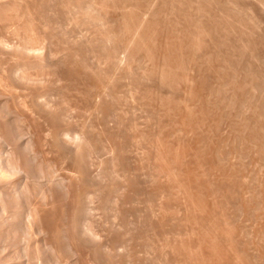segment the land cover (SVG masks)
I'll list each match as a JSON object with an SVG mask.
<instances>
[{
	"label": "rangeland",
	"instance_id": "obj_1",
	"mask_svg": "<svg viewBox=\"0 0 264 264\" xmlns=\"http://www.w3.org/2000/svg\"><path fill=\"white\" fill-rule=\"evenodd\" d=\"M5 1V7H9V11H8V9L6 8L5 9V11H1V13H0V20L2 21L3 19H5V20H3L2 21V24H1V21H0V88L2 89H0V194H2V195H0V264H56L57 263V261H58V264H86L88 261V263L87 264H106V263H108L109 264V262H110V264H139L138 262H140V264H183V261H184V258H185V254H181V256H184V257H181L180 255V258H178L177 256H178V253H177V256H176V254L174 253V255L176 256V258H175V256H173V252H175L174 251V248H172V250H173V252H170V247H171V245L173 246L174 244H176L177 242H173L175 239H179V242L177 243V245H180L179 243H181V241H180V239H183L187 234V236L189 237L190 235H191V230L189 231V229H192L191 228V226L193 225L192 224V222L189 220V222L190 223H188V212L187 211H182L183 213L184 212H186V213H184L186 216L185 217H183V218H186L185 220L184 219H182V215L184 216V214L181 212V211H179V213H178V211L177 210H181V208H182V205H180V204H183V203H181L180 202V199H179V201H177L176 200V198H174L173 200H172V198L171 199H168V200H171L170 202L167 200V202L168 203H172V205L174 204V207L176 208V205L177 204H179L180 206H181V208H180V206H178V208H174L171 204H169L168 206H166V203L167 202H162V205L164 206V204H165V206L164 207H169L170 205H171V208H165L164 209V211H167V209H168V211H169V209L170 210H172L173 208L175 209V212H177L176 214H175V212H174V217H173V213L171 214L170 213V211L169 212H164V213H166V214H164L163 212L161 213H159L158 211H162L163 209H161L162 207H160V205L158 206L157 204V202H154V200H153V198L155 199V201L158 199V202L160 203V201L162 200V199H164V197L163 196H165L164 194L162 195L161 193H166V192H168V191H172L174 188H172V190L170 189H168V191H166V188H167V182L168 181H166V183H164V181H163V176L162 175H160V176H157V174H152V172H154L155 170L154 169H156V168H151V167H153L154 166V164L155 163H153V159H154V157H155V154H156V152H155V150L157 151L158 149H157V147L159 148L161 145L159 144L160 142H165L166 143V141L167 140H161L162 138L163 139H172L171 141L170 140H168L169 142H170V144L172 143V145H173V142H175L177 139L179 140H181V139H183L186 143H193L194 142V140L196 139V136L195 135H197V137H199V140H204V136L207 138V133H211L212 134V136L214 137H216V139H219L220 137H223L224 135V137H223V139L224 138H229V137H231V138H229V142L227 143L226 142V140H228V139H224V141L226 142L225 144H227L226 146H229V147H231V145H232V143H230V142H232L233 141V143H234V141H235V139H236V133H237V136H239L238 134V132H240V134H242V132H243V136H245V134H247V136L249 137V135L248 134H250L249 133V130L248 129H244V125L245 124H243L244 123V121H242L243 123V125L239 122V120H238V122H236L237 121V119L239 118H241V116L242 115H244V116H242V118L240 119V121L241 120H244L245 118H247L248 119V116L249 117H251L253 114H252V112L250 111V109L251 110H254L256 107H258V110H257V112H258V114H261L262 112L264 113V86H262V84L264 85V63H262V62H264V47H262V46H264V9L262 8V7H260L259 5H260V2L258 3V5H257V0H228V3L226 2L227 0H211V2H209L208 0H200V2L201 1H207V2H209V4L211 3V5H209V7H215V6H213L215 3V5H217V4H219L217 7L219 8V9H217V12H218V10H219V12H218V14H220L221 12L220 11H223L224 13H225V11H226V13L224 14V15H226L227 14V10L229 9V10H233V12H234V15L236 16L237 15V13H239V15H242V18H243V16L246 18V19H248V18H251V20L252 21H250V19H249V21H250V23H249V21L247 20L246 21V19H242V18H240L239 20H244L245 21V23H249V25H247V27H246V24H244L243 23V25H244V27L246 28V29H248V30H251V32H252V28H250V27H252L253 25H255V26H253V32L255 31V32H258V33H256L255 35L257 36V34H258V36L257 37H255V36H253L254 35V33L252 32H250L251 33V35H252V37H253V40H255L256 39V43H260L258 46H259V50H257V52L256 53H254L255 55L256 54H258L257 56H255L253 53H249V49H245L246 47L245 46H243V44L241 45L240 43H238L239 41L238 40H240V35L239 36H237L236 34H235V36H237L236 38H238L237 40L235 39V37H234V34H233V37H232V34L230 33L228 36L229 37H227V35H224L223 33H228V32H225L226 30L224 29V28H222V29H224V31L222 32V31H219V29H218V33H214V35L215 34H220V33H222L224 36L223 37H221V35H219L218 37L219 38H222V40H224V42L223 43H225L226 42V39H225V36L229 39V40H227V42L226 43H229L228 41H230V43L229 44H226L227 46H225L224 48H223V43H222V40L221 41H219V38L216 36L215 38H216V40H217V38H218V41H219V43L217 44V48H218V50H217V48H215V45H214V47H213V49L211 48V49H209L208 50V53H209V51L211 52V53H214V54H217V56H219V57H217L216 58V56L213 58V60L214 61H216L217 59V61L218 62H221L220 63V66H221V70H222V72L219 74L218 73V77L220 78V77H222V75H223V73L225 72L226 74H227V72H228V76L227 75H225V73H224V75H225V77H224V75H223V77L224 78H220V80H221V82H222V84H220L221 82H220V80L217 78V76H215L216 78H214V75H213V77H212V73L210 72V74L209 75H211V77L214 79V83L215 84H212V86H211V88L213 89V86L214 85H217V83H219L220 84V86H219V84L217 85V87H215L214 86V90H211L212 91V93H210L211 94V96H210V94H209V91H208V94H206V95H208L209 96V98L211 99V101H210V99L208 100L207 98V100H208V103L209 104H211V102L212 103H217V104H215V105H218V104H220V102H221V107L219 106V109L221 108V110H225V111H221V112H227L228 110V113L230 114V112H231V114H232V117L228 114V118H232V123L234 122V125H236V126H238L239 127V124L238 123H240V126H241V130L239 131H235V130H237V129H235L234 128V126L232 127V124H229V123H231V121L229 122V120L230 119H228L227 118V115L226 114H224V116H226V118H227V122L225 121V117H224V123H225V125L224 124H222L221 125V130H220V132L218 133V131H216V133L214 132L215 130L213 129V128H211V130L209 129L208 130V128H209V125H207L208 126V128H206L205 129V127L206 126H202L201 127V125H200V127L197 129L198 130V133H194V132H191V129H188L186 126V128H184V130H183V127L182 126H184L182 123H181V120L179 119V122H180V124L178 123V120L176 121L175 120V118L178 116L179 117V115H176V117H173L170 113L171 112H166V111H162V110H164L165 108L163 107V106H160L161 104H160V100H159V98H158V100L159 101H155V100H157V97L156 96H153L152 95V97H154V98H156V99H153V101H152V99H151V95H149L150 94V92L153 94L154 92V90H155V92L157 91V92H159V90L162 88L159 84H161V83H159L158 84V82H159V80H158V78L156 77V76H154L153 74L151 75L150 73V77L152 78V76H153V78L154 77H156L157 78V80H156V78H154L152 81H151V79L148 77L149 75H148V71L147 72H144L143 74L145 75V73H146V75H145V79H148V80H146V83L147 82H149V83H147V84H145V82H144V79L142 78V80H143V83L145 84V86L147 85L149 88L150 87H152L151 88V90H148L149 88H147V86H146V89L149 91V97L147 98V93H146V97H145V100L143 101V104H137L136 103V101H134L133 100V95L132 94H130L129 93V89H130V91H131V93L132 92H136V90L137 89H141V90H143L141 87L140 88H138L137 86V89L136 90H134V88H132L134 85V83H133V81H132V79L134 78V76L132 77V79L130 78L131 77V73H135L133 70H135V67L137 68L136 69V72H137V70H138V73H135V74H140V70L139 69H141L142 67H146V65H148L149 66V70H150V65H151V62H148L149 64H147L146 62H145V60L148 58V57H145V54H144V56H143V52H140L141 54H139V53H137V57H139V59H140V61H139V64H137V62H136V60H135V62H134V60H133V63L135 64H137L138 65V67L136 66V64L135 65H133L132 67H133V69H132V71L133 72H131V73H129V74H131L130 76H129V74L128 73H124V77H122L123 75V73L122 72H126V71H121V73H120V71H118V73H120V75H118L119 77H120V80H117L116 82V84H117V86L120 84V85H122L121 87L119 86V87H117V89L119 88V93H118V90H117V93H115V96L114 97H118V96H116V94L118 95V94H121L120 93V91H122V89H123V91H122V94H121V98H120V102H122V103H119V99L118 98H116V100H115V108H114V110H113V115L115 114V113H117L118 111L120 112V110L122 109V111H121V113H120V115L122 114L123 115V117H125V115H124V113L126 112H128L129 111V114L128 115H130V116H128L127 114V116L125 117V120H126V118H127V121L129 120V121H132L133 123H134V121H136V123L137 122H139V117H137V120L135 119V117L136 116H140L139 114L141 113V115H142V117L141 118H144V119H141L140 118V122L139 123H141V120L143 121L142 123H144L145 124V126H144V124L143 125H141V124H139V125H141V126H144V128L145 127H149L150 129L151 128H155L154 129V131H155V133L157 132L156 131V128L158 127V125H157V120H159V122L161 123L162 122V124H160L159 122V124L161 125V127L162 126H164L165 127V125L168 127V129H165L164 128V130H165V132L167 133H165V132H163V130H162V128H160V129H158V132H157V134L159 133V135L160 134H166L167 135V137H169V138H165L164 136H165V134L164 135H162L163 137H161V139H160V136H159V139L161 140H159L158 138H157V134H155L154 132H153V134H155V135H151L150 133L148 134V132L147 131H150L151 133H152V130H150L149 128H146V129H144L143 128V130H145V133L147 134V135H149V137L147 138V136L145 135H143L144 137L142 138V139H144L143 141H148L147 143L149 144V141L151 142L152 141V143L151 144H147L148 145V147L149 146H151L152 144H155V143H157V141L156 140H159L160 142H158L157 144V147L156 148H154V146L151 148V149H149V150H152V152H153V150H154V152H155V154H154V157L152 158L151 156V154L150 153H152L151 151H150V153H148V148L146 147L147 145L145 144L144 145V143H146V141L145 142H143L142 140H141V142H143L142 144L143 145H141V143H140V147H143V149L142 150H144L143 152L144 153H142V150H141V148L139 149L138 147H136V145H138L139 146V144L137 143L136 144V141L137 142H139L138 141V138L136 137H134V136H136V135H134L133 134V132L131 133V131L133 130L134 131V129H132L133 128V123L132 122H129L128 121V123H127V121H124V118L122 117V115H121V118H122V124H124L123 122H125V123H127V124H124V125H121V127L119 126L118 127V125H117V123L116 122H118V121H121V118H118V119H120V120H118V121H116L115 122V120L114 121H112L111 122V120H110V118H107V119H105V117L103 118L102 117V115L100 114V113H97V115H99V116H97V120H96V117L95 116H89L88 114L90 113H87L89 110H88V108H86L87 107V105H86V100H85V98L83 99V97H86L85 95H87V94H85L86 93V91H85V89L86 88H84V87H86V86H88L89 87V84L88 85H86L84 82H88V81H85L86 80V78L81 74V72H79V71H84L83 70V68H82V70L80 69L78 72L75 70L76 68H78L79 69V67H81L80 65H81V63H82V65H83V63H84V67H85V65H90L91 67L93 66L94 67V63H92V61L94 60V58L95 57H93V55L95 56V54L96 53H94V52H97V53H102V54H100L98 57L99 58H105V59H103L102 60V62L103 61H105L106 59H107V54H109V52L111 51V50H108L109 48H111V49H113V48H115L116 49V47L118 48V50L120 51V48H121V46L123 45V44H125L126 43V41H127V37H129V38H131V35H129V34H131L130 33V31L128 30V29H126L127 27H126V25H127V22L129 23V21H126V22H124L125 20H127L128 18L127 17H129V16H127L126 14H127V12H128V8H130V7H132V6H130V5H133V4H131L133 1L135 2V0H133V1H129V0H126V2L128 3H130L129 4V6H127L126 4V2H125V0H123L124 1V3H126L124 6L126 7H128V8H126V9H124L123 10V12L121 11V13H123V16L121 15V13L119 12V9L118 8H120L121 6H116V8L115 9H117L116 11L118 12V14H115V13H117L116 11H115V9H114V7H113V9L111 10V11H113V16L115 17L114 19L115 20H112L113 18V16L111 15V18L112 19H110V20H108V18H107V16H110V14H112V12L110 11V13L107 15V16H104L106 13L104 12V14H102L103 13V11H102V13L101 12H99V14L101 13L102 14V16H104L105 17V19H103L102 18V16L101 15H99L98 13H96V12H98L97 10H96V8H97V6L98 5H100V4H98L99 2H95L96 4H97V6L95 5L94 6V2L92 1V0H89V1H92V3L90 2V4H88L89 3V1H88V3L86 2V0H85V2H86V4H85V2H82V3H84V10H86V11H84L83 10V7H81L82 8V10L85 12H83V11H81L80 12V10L78 11L77 9L79 8V7H74L75 5H77L76 4V1L77 0H69V4H72L73 5V3L75 4L74 6H72V5H69V4H67V6H66V3H68V1L65 3V4H60V3H62L64 0H61L62 2H60V0H50V2H53V4L51 3V4H49L48 3V1H47V3H45L44 2V0H43V2L45 3H43L45 6H46V4H47V7H48V5L49 6H51V7H48V8H46V7H44V6H42V7H44L46 10H47V12L49 11V13H47V12H45V10H44V8H43V10L41 9H39L40 11H38L39 12V14H42V13H40V12H43V17H42V15L40 16V15H37L36 17H38L39 19L36 21V24H39V25H41L42 23L43 24H45V26H43L42 28L40 27H38V26H36L37 27V29H36V27H35V29H31L30 27H28V26H25V25H30V23H28V24H26L27 23V21L29 20V18H27V16H26V18L24 17L23 18V16H24V12H25V10H24V8H26V4L27 3H29V5H30V7L32 6L31 4H30V2L32 3V2H35V1H37V0H26L25 1V3H24V1H21V3H22V6H21V3L19 2V4L20 5H17V6H21V7H17V8H19V14L17 13V11H18V9H17V11H13L14 10V8H13V0L11 1L12 2V4H8L7 3V5H6V1L8 2V0H4ZM10 1V0H9ZM29 1V2H28ZM46 1V0H45ZM70 1H72L71 3H70ZM78 1H80V0H78ZM78 1H77V3H78ZM97 1H100V0H97ZM115 1H117V3L119 4L120 2H118V0H115ZM119 1H121V0H119ZM122 1V2H123ZM139 0H136V4H137V6L140 8L143 4H141L140 5V1L138 2ZM141 1H143V0H141ZM144 1H146V0H144ZM143 1V2H144ZM149 1V3H150V1L152 2V5L153 6H151V3L150 4H144L146 7V10L144 11L143 9H138V7L136 6V4H135V6L133 5V7H134V9H132V8H130L131 10H130V13L128 12V15H130L131 14V12H133V10H134V12L136 13V12H138V15H140L139 13H143L142 14V17H143V15L145 14L146 15V13H147V19H159V18H157L159 15L162 17V18H160V20H156V23H157V25H158V29H162V31H164V30H166V32H173V31H171V28H172V26L174 25L173 23H175V25L173 26V28L172 29H174V27L176 28V29H181V27L182 26H184V23L182 24V23H180V24H176L177 22H175V20H174V18L176 17V15L177 14H179L180 12H181V6H179L178 7V5H181V4H183V8H182V11L185 13V16L187 15L188 16V13L190 12L191 14H192V16L191 15H189L188 17H190L191 16V18L192 19H194L195 18V20L196 21H198L197 22V24L198 23H200L199 21H201L202 22V19H204L205 18V13L208 15H210L211 16V14H212V16L214 15V18H216V17H218L217 19L219 20V18L221 17V15H222V17H223V14H221L220 16H218V14H217V16L215 15L216 13L214 12V11H212L211 10V12H208L207 11V9H204V10H202L201 9V7H200V5L202 4V2H201V4L199 3V1L198 0H196L197 1V3H199V4H197L196 2H193V1H195V0H191L190 2V5L188 6V4H186L187 2L189 3V0H183V1H185L184 3L187 5H185V8H184V3H183V1L182 0H173V2L171 1V0H166V2H165V0H156L157 2H159L158 3V5L156 4V1H155V3H153L154 1L153 0H148ZM160 1H163V3H160ZM175 1V2H174ZM178 1V3L176 4V2ZM233 1H235V3L233 2ZM240 1V2H239ZM264 1V0H263ZM0 5H3L2 3H4V2H2V0H0ZM15 2H17L16 0H15ZM37 2H39V1H37ZM41 3H42V1H40ZM39 2V3H40ZM57 2V3H56ZM110 2V1H109ZM122 2L119 4V5H122L123 6V4H122ZM147 2V1H146ZM145 2V3H146ZM169 2H171V3H169ZM207 2H203L204 4H202V5H206V3ZM224 2H226V3H224ZM236 2H238L239 4H236ZM10 3V2H9ZM36 3V2H35ZM35 3H33L34 5H35ZM56 3V4H55ZM59 3V5H61L60 7H62L63 5H65V9H63V10H66L67 8H69V6L72 8V9H70L71 10V12H70V14H71V16L72 17H74V16H76L75 15V13L77 14V13H83V14H87V10H88V13L89 12H92V14H93V11H91V10H96V12H94V14L95 15H93V16H91V14L89 15V14H87L88 16H85V15H82V16H80L81 14H79V16H77V18L79 19L80 17V19H79V21H77V22H82L81 23V25H80V23L78 24L77 22H75L74 24L76 25V27L74 26V24L72 23L71 24V22H74L75 20H76V17H74V21H72L71 19H69V18H71L70 16H67V14L69 15V13H66V11H65V13H66V15H65V13H63V15L65 16H62L63 18H66V17H68L67 19H68V21H67V19H64L63 21H59V22H61V25H60V23L59 22H55L54 20H56L57 18H61V19H63L62 17H59V16H61V14L62 13H60L59 11H61L60 10V7H58V4ZM64 3V2H63ZM142 3V2H141ZM148 3V2H147ZM213 3V4H212ZM229 3H230V5H229ZM232 3V4H231ZM42 4V5H43ZM160 4H164L166 7H167V5H169L167 8L164 6H162V5H160ZM167 4V5H166ZM173 4H176V8L178 7V8H180L179 10L178 9H176L175 8V6L173 5ZM225 5V7H224V5ZM29 5L27 6V7H29ZM38 5V4H37ZM37 5H35V6H37ZM40 5V4H39ZM57 5V8H59V11H58V9L55 7ZM143 5V6H144ZM150 5V6H149ZM156 5H157V7H156ZM221 5H222V7H221ZM226 5H227V8H226ZM228 5H229V7H228ZM237 5V6H236ZM255 5H257V6H259L260 8H258L257 6L255 7ZM4 6V5H3ZM57 9V11H56V9L54 8V7ZM95 7V9H91L90 10V8L89 9H86V7ZM124 6L122 7V8H124ZM142 6V7H143ZM150 7V8H148V7ZM161 6H162V8H163V10H161L162 8H161ZM173 6V8H171ZM197 6H198V8H197ZM220 6V7H219ZM230 6H231V8H230ZM243 6V7H242ZM252 6V7H251ZM261 6H263L264 7V2H262V4H261ZM5 7H2V6H0V8H5ZM24 7V8H23ZM40 7V6H39ZM93 7V8H94ZM101 7V6H100ZM99 7V9H100V11L103 9L102 7L100 8ZM118 7V8H117ZM135 7H137V9H138V11L136 10L135 11ZM170 7V8H169ZM208 7V8H209ZM234 7H235V9H234ZM257 8V9H255V8ZM22 8V9H21ZM41 8V7H40ZM49 8L50 9H52V8H54L53 10L54 11H52L51 12V10H49ZM62 8H64V7H62ZM61 8V9H62ZM75 8V9H74ZM121 8V9H122ZM144 8V7H143ZM152 8V9H151ZM158 8H161L160 10L158 9ZM166 8V11L164 10ZM198 9L199 11H197L196 12V10H194L193 11V9ZM200 8V9H199ZM224 9V10H220V9ZM237 8V9H236ZM253 8V9H252ZM16 9V8H15ZM98 9V10H99ZM120 9V10H121ZM155 9H156V11H155ZM158 9V10H157ZM167 9L169 10V12H167ZM213 9V8H212ZM226 9V10H225ZM263 9V10H262ZM4 10V9H3ZM6 10L8 11L7 12V14L6 13H4V12H6ZM77 10V11H76ZM190 10V11H189ZM215 10V9H214ZM236 10H238V12L236 11ZM76 11V12H75ZM146 11H148V12H146ZM161 11H165L164 13L167 15V17L168 18H166V15H164V14H162L161 13ZM177 11H180V12H177ZM187 11H188V13H187ZM205 11H207V12H205ZM235 11L237 12L236 14H235ZM244 11V12H243ZM247 11V12H246ZM12 12H14V14H12ZM23 12V13H22ZM55 12V15L53 14ZM67 12H69V9L67 10ZM133 12V13H134ZM144 12H146V13H144ZM149 12H151V14H149ZM154 12V14H152ZM157 12V13H156ZM160 12V13H159ZM222 12V13H223ZM229 12H231V11H229ZM233 12H232V14H233ZM242 12V13H241ZM262 12H263V14H262ZM11 13V14H10ZM48 14V16L47 15H45L44 16V14ZM54 15V17L53 16H51L52 14ZM60 13V14H59ZM74 13V14H73ZM159 13V14H158ZM167 13H169V16H168V14ZM170 13H174L173 15H175L174 16V18H173V15H171L172 16V18H170L169 19V17H171L170 16ZM184 13H182V14H184ZM189 13V14H190ZM204 13V14H203ZM211 13V14H210ZM213 13H215V14H213ZM241 13V14H240ZM21 14H23V16L21 15ZM98 14V15H97ZM137 14V13H136ZM155 14H157V15H155ZM228 14H230V13H228ZM249 14V15H248ZM6 16V18H5V16ZM9 15H12V16H9ZM13 15H15V16H17V15H19V16H17V18L15 17L14 18V20L12 21V17H14ZM25 15H27V14H25ZM74 15V16H73ZM124 15H126V16H124ZM145 15H144V18H145ZM151 15V16H150ZM164 15V16H163ZM180 15V14H179ZM179 15H177L178 17H177V21L179 22V20H178V18H179ZM198 15H200V16H198ZM201 15H203V16H201ZM207 15H206V17H207ZM233 15V16H234ZM246 15V16H245ZM252 15H255V16H252ZM49 16H51L50 18H49ZM56 16V17H55ZM58 16V17H57ZM83 16H85V17H83ZM97 16V17H96ZM151 18H150V17ZM159 16V17H160ZM182 16V18H181V20H184L183 19V17H185V16H183V15H181ZM210 16H208V17H210ZM216 16V17H215ZM2 17V18H1ZM7 17H9V19L7 18ZM28 17H30V15L28 16ZM41 17H42V19H41ZM53 17V18H52ZM91 17V18H90ZM94 17V18H93ZM124 17H125V19H124ZM140 18H141V16H139ZM201 18V20H198V19H200ZM204 17V18H203ZM207 17V18H208ZM221 17V18H222ZM241 17V16H240ZM43 18H44V20H43ZM83 18V19H82ZM103 20H102V19ZM127 18V19H126ZM143 18V19H144ZM212 19V21H214L213 20V17H211ZM238 18L239 17H237L236 19L238 20ZM260 18H261V20H260ZM21 19V20H20ZM25 19H27V20H25ZM37 19V18H36ZM40 19H41V22H40ZM51 19V20H50ZM100 19L102 20V22L100 21ZM118 21H117V20ZM120 19V20H119ZM166 19H168L167 21V23H169V24H167V23H165V21H166ZM180 19V18H179ZM208 19H210V18H208ZM217 19H215V20H217ZM256 19L258 20L257 21V24H255L256 23ZM15 20L18 22H15ZM23 20H25L26 21V23L24 24V22L25 21H23ZM57 20H59V19H57ZM69 20H71V21H69ZM83 20V21H82ZM98 20V22H96ZM124 20V21H123ZM129 20V19H128ZM146 20V19H145ZM161 20H163L164 21V23H165V26H163L162 24H164L163 22L161 23ZM174 20V21H173ZM194 20V21H195ZM221 21H222V19H220ZM253 20L255 21L254 23H253ZM4 21H6V22H4ZM12 21V22H11ZM20 21H22V22H20ZM40 23H39V22ZM53 21V22H52ZM85 21H86V24H85ZM95 21V22H94ZM100 21V22H99ZM115 21L116 22H119V25H121V27H119L118 26V24L116 23V25H114L115 24ZM160 21V22H159ZM195 21V22H196ZM203 21H206V18L203 20ZM220 21V22H221ZM259 21H261V23L259 22ZM21 24H20V23ZM28 22H30V20L28 21ZM49 22V27L47 26L48 23ZM63 22V23H62ZM66 22H67V24H66ZM88 22V23H87ZM92 22V23H91ZM122 22V23H121ZM181 22V21H180ZM182 22H184V21H182ZM215 23H216V21H214ZM217 22H219V21H217ZM243 22V21H242ZM252 22V23H251ZM4 23V24H3ZM53 23V24H52ZM59 25V26H57V24ZM102 23L104 24V25H102ZM123 23H126V24H123ZM161 23V24H160ZM12 24V25H11ZM18 24H20V26L18 25ZM62 24L64 25V24H66L67 26H68V28H70V29H67L66 27V25H64V26H62ZM88 24V25H87ZM93 24H94V26H93ZM99 24V25H98ZM171 24V25H170ZM217 24V23H216ZM252 26H251V25ZM4 25V26H3ZM17 26L16 28H17V30L18 29H20L19 27H21V26H23L22 27V31H21V29L20 30H18V31H20V32H18L17 30H16V28L14 29L13 27H15V26ZM51 25L53 26V27H51ZM70 25H72V27L70 26ZM79 25V26H78ZM85 25V26H84ZM110 25H112V26H110ZM114 25V26H113ZM123 25H125V26H123ZM161 25L165 28L166 27V29H164L163 27L161 28ZM169 25V26H171V27H169L170 29L168 30V28H167V26ZM177 25V26H176ZM256 25H258V26H256ZM12 26V27H11ZM61 26V27H60ZM66 26V27H65ZM70 26V27H69ZM74 26V27H73ZM88 26V27H87ZM90 26V27H89ZM92 26V27H91ZM98 27V28H96V27ZM103 26V27H102ZM109 26V27H108ZM179 26V27H178ZM8 27V28H7ZM26 27H28V28H26ZM47 27L49 28V29H51L52 31H57V35L58 34H61V38L64 40L65 38L66 39H68L67 41H63V42H66V45H67V48H69L70 49V47L72 48V46L74 45V42H76L75 43V45L74 46H76L77 47V45H78V47L77 48H79V46L80 47H82L81 49H80V51H79V49H78V51L80 52H77L75 49H77V48H75L74 47V51H75V53L74 52H72V51H70L69 53H67V51L66 50H64V52L65 53H67L68 55H67V57L68 58H65L64 59V52L62 51V49L64 48V47H66V45L63 43H61L60 44V37L58 38V39H56L57 37V35L55 34V32L54 33H52L53 35L55 34L56 36V38L54 37V39H56V41L57 42H59V46H57L58 45V43L57 42H53V41H55V40H53L52 38H53V36H51L50 37V39L48 40V39H46V36L45 37H41L40 36V39L42 40V41H40V40H38L37 38H38V36H39V33H41L40 35H43V33H44V35L46 34V31H47ZM64 27V28H63ZM83 27V28H82ZM94 27V28H93ZM100 27V28H99ZM222 27V26H221ZM220 27V28H221ZM23 28H25V29H27V32L28 31H30V34H31V31L33 32V30H36V31H38V33L37 32H34V33H32V35H28L24 30H23ZM31 30H30V29ZM79 30H78V29ZM96 28V29H95ZM102 28V29H101ZM104 28H105V30H107V31H105L104 30ZM119 28H120V30H119ZM123 28H125L126 30H123ZM184 28V27H183ZM182 28V31H184V29ZM255 28H257V29H255ZM42 29H44V31H41ZM46 29V30H45ZM72 29V30H71ZM74 29V30H73ZM112 29V30H111ZM117 29V30H116ZM175 29V30H176ZM221 29V30H222ZM11 30V31H10ZM98 30V31H97ZM114 30V31H113ZM129 31V32H127V34L126 33H124L125 31ZM191 30V29H190ZM258 30V31H257ZM16 31V32H15ZM24 31V32H23ZM51 31V32H52ZM102 32V34H103V36H104V39H103V37H102V34H101V32ZM117 31H118V33H121V31H123V33L121 34V37L120 38H124L125 36H123V35H126V41L125 40H123V38L121 39V42H120V39H119V36H120V34L118 35V33H117ZM176 31H178V30H176ZM181 31V30H180ZM180 31H178L180 34H186L185 32H187V34H189V36L191 37H189L190 39H192V37H194L193 35H191L190 34V32L188 31V29H186L185 28V31H184V33L182 32H180ZM192 31V30H191ZM18 32V33H17ZM43 32V33H42ZM109 32V33H108ZM189 32V33H188ZM24 33V34H23ZM25 33L27 34V35H25ZM35 33H37V35L38 36H36V37H33V35L35 34ZM63 33V34H62ZM94 33H97L98 35H99V33L101 34V37H100V35L98 36L97 34H93ZM170 33V34H171ZM50 34V33H49ZM170 34H165V31H164V36L166 35L167 37H168V35H170ZM186 34V35H187ZM43 35V36H44ZM81 35V36H80ZM128 35V36H127ZM172 35H173V37L175 38L176 36H179V34L176 32V34H175V31L172 33ZM185 35V37H187ZM214 35H213V38H214ZM250 35V34H249ZM263 35V36H262ZM26 36V37H25ZM50 36V35H49ZM68 36V37H67ZM69 36L71 37L70 39L73 41V40H76V41H74L73 42V44H71L72 42L70 41V39H69ZM86 36H88L87 38H86ZM109 36V37H108ZM113 37L114 36V40L116 41L117 40V42H118V44L116 43V45H115V43H114V40L112 39V38H110V37ZM165 36V37H166ZM245 36V35H244ZM261 37L262 36V41H263V44H261V39L259 40L258 39V37ZM83 37V38H82ZM170 37V36H169ZM255 37V38H254ZM259 37V38H260ZM42 38H44L45 40H43ZM49 38V37H48ZM84 38H86V39H84ZM99 38V39H98ZM103 40H102V39ZM188 38V37H187ZM188 38V40H190ZM234 38V40H232ZM245 38V37H244ZM22 39V40H21ZM27 39H30V40H27ZM62 39H61V41H62ZM65 39V40H66ZM79 39V40H78ZM83 39V40H82ZM91 39V41L89 42L88 40H90ZM172 39V38H171ZM27 40V41H26ZM46 40H48V41H51L52 40V42H49V45H48V43H46L47 41ZM94 40V42L92 43V41ZM102 40V41H101ZM107 40V41H106ZM123 40V41H122ZM129 40V39H128ZM12 41V42H11ZM14 41V42H13ZM16 41V42H15ZM28 41H30V43H31V41L37 46L38 45V47H39V49L40 50H31L33 47V49H35V46H32V48H31V45H34V44H29L30 45V50H29V52L33 55V56H31V54H29V53H27L28 51H26V48H29V47H26V46H29V45H26V43L28 44ZM78 41V42H77ZM84 41V42H83ZM191 41V40H190ZM258 41V42H257ZM21 42V43H20ZM22 42H24V44L22 43ZM88 42V44H85V43H87ZM95 42H98L99 44H95ZM222 43V45H220L221 43ZM232 42H234V43H232ZM53 43V44H52ZM57 43V44H56ZM69 43H70V45H69ZM78 43V44H77ZM89 43H92V45L91 44H89ZM106 43V44H105ZM122 45H121V44ZM1 44H4V45H1ZM16 44V45H15ZM20 44V45H19ZM22 44V45H21ZM44 44V45H43ZM50 44H51V46H50ZM77 44V45H76ZM93 44H95V46H93ZM111 44L113 45V46H111ZM239 44L240 46H238L237 47V45ZM10 45H11V47H13V48H11L10 47ZM13 45V46H12ZM64 47H63V46ZM70 47H69V46ZM104 45H106V46H104ZM218 45L219 46H221L222 48L220 49V47H218ZM225 45V44H224ZM234 47H233V46ZM260 45H261V47H260ZM3 46V47H2ZM6 46V47H5ZM15 46V47H14ZM16 46H19L18 48H16ZM23 46H24V50L23 51H25V54L24 53H22L23 51H21L19 48H23ZM43 46V47H42ZM86 46V47H85ZM90 47V46H92V47H90L89 49L92 51V49L91 48H96V50L94 51V49H93V54H92V52L90 53V50L88 51V47ZM110 46V47H109ZM241 46H243L242 48H244V49H242L241 48ZM37 47V48H38ZM62 47V48H61ZM84 47V48H83ZM123 47V46H122ZM12 49V51H11V49ZM15 48H16V50L17 51H15ZM21 48V49H22ZM55 49L57 52H59L60 50L63 52V54H61L62 52H60V53H56V52H54V51H52L51 49ZM230 48H232L231 50H230ZM237 48V49H236ZM2 49H6L7 50V52H6V50H2ZM66 49V48H65ZM68 49V50H69ZM99 49V51H97ZM217 50V53L216 52H214V51H216ZM227 49V50H226ZM239 49V50H238ZM240 49H242V50H240ZM21 52H20V51ZM42 50V51H41ZM50 50L52 51L51 53H50ZM70 50H72V49H70ZM102 50V51H101ZM121 50H123V48H121ZM225 50V51H224ZM230 50V51H229ZM237 50H238V52L240 53H238L237 52ZM246 50H249L248 51V53L246 54V52H244V51ZM14 51V52H13ZM44 51V52H43ZM49 51V52H48ZM83 51V52H82ZM85 51V52H84ZM104 51H106V52H104ZM118 51V52H119ZM202 51V50H201ZM213 51V52H212ZM219 51V52H218ZM226 51H227V53H226ZM229 51V52H228ZM244 52V54H243V52ZM261 53H260V52ZM41 52H43V55H44V58H42V53ZM54 52V54L57 56H55L54 57V54H52ZM73 54H72V53ZM77 52V53H76ZM122 51H120L119 52V55H121L120 53H121ZM197 52V51H196ZM195 52V53H196ZM203 52V51H202ZM242 52V53H241ZM259 52V53H258ZM11 53V54H10ZM13 53V54H12ZM35 53H37V54H35ZM78 53H79V55H78ZM85 53V54H84ZM106 53V55H104ZM198 53V52H197ZM199 55L198 54H196V56L195 57H203L204 55H203V53H202V55L203 56H201V52L199 51ZM223 53H225L224 55H223ZM38 54H40V55H38ZM46 54V55H45ZM50 54V55H49ZM52 54V55H51ZM58 54H61V55H58ZM77 54V55H76ZM83 54V55H82ZM214 54L212 55V54H210L211 56H214ZM227 54V55H226ZM232 54V55H231ZM237 54V55H236ZM239 54V55H238ZM250 54L253 56L254 55V57H252V56H250ZM260 54H263V55H260ZM7 55H9V56H7ZM19 57H17V56ZM24 55V56H23ZM70 55H72V56H70ZM82 55V56H81ZM92 55V56H91ZM102 55H104V57H102ZM118 55V58L120 57ZM136 55V54H135ZM133 56V58H135L136 56ZM195 55V54H194ZM208 55V54H207ZM222 55V56H221ZM226 55V56H225ZM231 55V56H230ZM241 55V56H240ZM248 55V56H247ZM6 56V57H5ZM15 56V57H14ZM63 57L62 59H61V57ZM90 56V57H89ZM141 56H143L144 58H142ZM233 56H234V58H233ZM235 56H237V57H235ZM260 56V57H259ZM263 56V57H262ZM5 57V58H4ZM12 57V58H11ZM29 57V58H28ZM71 57H73V58H71ZM76 57V58H75ZM77 57H79L78 59H77ZM80 57H81V61H80ZM84 57V58H83ZM136 57V58H137ZM242 57L244 58V59H242ZM251 57H252V59H251ZM75 58V59H74ZM89 58V59H88ZM93 58V59H92ZM145 59L143 62L141 61L142 59ZM221 58V59H220ZM223 58H224V60H223ZM230 58H232V59H230ZM237 58V59H236ZM248 58H250V59H248ZM259 58V59H258ZM262 58V59H261ZM7 59V60H6ZM17 59V60H16ZM44 61H43V60ZM67 59V60H66ZM73 59V60H72ZM85 59H87V60H85ZM97 59V60H96ZM138 59V60H139ZM203 59V58H202ZM205 59H206V57L204 56V60H203V62H202V60H201V58H199V67H200V65L201 64H203L204 63V61H205ZM230 61H229V60ZM237 61V62H234L235 60ZM239 59V60H238ZM75 60V61H74ZM90 60V61H89ZM96 60V61H95ZM95 60L93 61V62H95V66H97L98 64H96L97 63V61L99 62V60H98V58L96 57L95 58ZM149 60V59H148ZM148 60H146V61H148ZM223 60V61H222ZM228 60V61H227ZM259 60V61H258ZM3 63H2V62ZM20 61V62H19ZM29 61V62H28ZM38 61V62H37ZM51 61V62H50ZM66 61L68 62V63H66ZM74 61V63H72ZM78 61H80V65H77L78 64ZM150 61V60H149ZM217 61H216V64H217V66H219L218 64L219 63H217ZM240 61V62H239ZM258 63H257V62ZM5 62V63H4ZM12 62V63H11ZM32 62V63H31ZM36 64H35V63ZM59 62V63H58ZM70 62V63H69ZM144 62L146 63L145 64V66H143L144 65ZM202 62V63H201ZM226 62V63H225ZM230 62H231V64H230ZM234 62V63H233ZM239 62V63H238ZM21 63V64H20ZM29 63L31 64L30 66L31 67H29L28 65H29ZM48 63V64H47ZM64 63V64H63ZM76 63V64H75ZM90 63V64H89ZM91 63H92V65H91ZM132 63V64H133ZM141 63H143V65L141 66ZM242 63V64H241ZM251 63V64H250ZM46 64V65H45ZM74 64V65H73ZM206 63H204L203 65H201V66H203L204 67V69L203 70H208V68H206V66H204ZM221 64H223V65H221ZM227 64H229V65H227ZM235 64V65H234ZM237 64V65H236ZM245 64V65H244ZM250 64V65H249ZM4 65V66H3ZM22 65H23V67H22ZM43 65V66H42ZM224 65H225V67H224ZM241 65V66H240ZM253 67H252V66ZM3 66V67H2ZM50 66V67H49ZM52 66V67H51ZM65 66V67H64ZM72 66V67H71ZM82 66V67H83ZM101 66H107V68L109 67L110 68V70H111V68H112V65H111V67H110V64L108 63L107 65L105 64V65H101ZM135 66V67H134ZM139 66L141 67V68H139ZM226 66H229V69H228V67H226ZM239 67V68H237V67ZM243 66V67H242ZM64 67V68H63ZM75 68L74 70L73 69H71V68ZM251 67V68H250ZM255 67V68H254ZM258 67H261V68H258ZM4 68V69H3ZM12 68V69H11ZM22 69L23 71H26V70H28L27 71V73H26V75H25V73H24V75H25V77H24V75H20V74H23V71L22 70H20V69ZM28 68V69H27ZM51 68V69H50ZM69 68V69H68ZM87 68V67H86ZM96 68H98V67H96ZM115 68V69H114ZM236 68V69H235ZM240 68H244V69H240ZM247 68H248V70H247ZM2 69V70H1ZM25 69V70H24ZM54 69V70H53ZM68 70V73H66V70ZM73 71V73L75 74V75H71V74H73L72 73V71ZM85 69V68H84ZM148 68H144V69H142L143 71H145V70H147ZM230 70V72L228 71V70ZM254 70V72H253V70ZM12 70V71H11ZM17 70V73H15L14 71H16ZM20 70V71H19ZM31 70V71H30ZM71 72H70V71ZM105 70H107V72H109L110 73V70H108V69H105ZM112 70H115V74H116V66H114L113 67V69ZM111 70V71H112ZM202 70V71H203ZM220 70V71H221ZM224 70V71H223ZM247 70V71H246ZM9 71V72H8ZM41 71V72H40ZM52 71V72H51ZM140 71V72H139ZM142 71V72H143ZM232 71H234V72H232ZM242 71V72H241ZM250 73H249V72ZM260 71V72H259ZM262 71V72H261ZM31 73V75H30V73ZM46 72V73H45ZM54 72V73H53ZM56 72V73H55ZM85 72V71H84ZM208 72L209 71H206V74H208ZM237 72H239V73H237ZM241 72V73H240ZM6 73V74H5ZM9 73V74H8ZM13 75H12V74ZM20 73V74H19ZM32 73H33V76H35V77H33L32 76ZM40 73H41V75H40ZM113 72H111L110 74H112ZM232 73V74H231ZM235 73V74H234ZM243 73V74H242ZM246 73V74H245ZM252 73V74H251ZM258 73H260L258 76L256 75V74H258ZM5 74V75H4ZM15 74H17V76H15ZM30 76H32V77H30ZM43 74V75H42ZM142 74V73H141ZM142 74V75H143ZM239 74V75H238ZM247 74H249V75H247ZM78 77H77V76ZM134 75V74H133ZM137 75H135L136 77H137ZM141 75V76H142ZM143 75V76H144ZM231 75V76H230ZM235 75H238V76H236L235 77ZM243 75L245 76H247V77H243ZM253 75V76H252ZM260 75H262V76H260ZM20 78H19V77ZM27 76V77H26ZM30 78H29V77ZM44 76V77H43ZM47 76H48V79H47ZM79 76L80 77H82V78H80L79 79ZM127 76H129V77H127ZM139 76V75H138ZM233 76V77H232ZM241 78H240V77ZM256 76V77H255ZM12 77H14V78H12ZM16 77V78H15ZM45 77H46V79H45ZM119 77H118V79H119ZM146 77H148V78H146ZM210 77V78H211ZM242 77H243V79H242ZM260 77V78H259ZM262 77V78H261ZM11 78V79H10ZM24 78V80L25 79H30L31 80V78H33L32 80H34V81H31V82H29V80H26V81H24V80H21V79H23ZM51 79V82L49 81L50 79ZM73 78H75V80H73ZM85 80H84V79ZM104 78V77H103ZM121 78H123V79H121ZM125 78V79H124ZM127 78V79H126ZM130 78V80L132 81V82H130V85L132 86H130L129 87V79ZM211 78V79H212ZM226 78V79H225ZM228 78H230V79H228ZM246 78V79H245ZM254 79V81H253V79ZM258 78V79H257ZM20 80V81H17V80ZM39 79L40 80H42L41 82L39 81ZM219 80V82L218 81H216V80ZM232 79H234L235 81H236V83H235V81L234 80H232ZM237 79L238 80H240V82H241V84H240V82L238 83V81H237ZM256 79V80H255ZM261 79V80H260ZM10 80V81H9ZM13 80H15L16 82H14ZM35 80H36V82H35ZM68 80V81H67ZM72 80H73V83H72ZM80 80V81H79ZM82 80V81H81ZM125 80H127V81H125ZM244 80V81H243ZM258 80V81H257ZM1 81H3V83L1 82ZM57 81V82H56ZM75 81H78V82H76V83H74ZM103 81V83H104V81H105V83L104 84H106V78H105V80L103 79L102 80ZM120 81V82H119ZM121 81H122V83H121ZM151 81V82H150ZM156 81H157V83H156ZM223 81H225V82H223ZM228 83H227V82ZM230 81H232L231 83H232V85L230 84ZM242 81L244 82V83H246V84H242ZM247 81L249 82L248 84H250V85H247ZM260 81V82H259ZM263 81V82H262ZM6 82L8 83V86H7V84H6ZM11 82V83H10ZM13 82H14V84H13ZM18 82V83H17ZM33 82V83H32ZM64 82H66V83H64ZM68 82H70V83H68ZM82 82V83H81ZM128 84H127V83ZM253 82V83H252ZM256 82V83H255ZM16 83H17V85H16ZM27 83V84H26ZM30 83V84H29ZM48 85H47V84ZM60 83V84H59ZM78 83V84H77ZM132 83V84H131ZM153 83H154V85H153ZM225 83V84H224ZM4 84V85H3ZM20 84V85H19ZM22 84H23V86H22ZM34 84H35V86L37 87H35L34 86ZM40 84V85H39ZM76 84V85H75ZM85 84V86H82V85H84ZM155 84H157V85H155ZM228 84V85H227ZM245 85V87H243L244 89H243V91H242V89H240V86L239 85ZM251 84H253V85H251ZM257 84V85H256ZM13 87H16V88H13ZM50 85V86H49ZM63 85H65V86H63ZM109 85V84H108ZM107 85V86H108ZM163 85V84H162ZM166 85V84H165ZM165 85H163V88L161 89L162 90V93L164 92V95H165V93H166V95L165 96H167V95H169L170 96V94L171 93H173L174 94V92H176L175 94H177L176 96H175V94H174V96L177 98H179V101H181V96L182 97H185L187 94V92L185 91V89H180V87H182L181 85H180V87L178 88V89H180V90H184V93H182L183 91H179L178 89L176 90V87H174V89L172 88V92L171 93H169L170 91H171V88L169 87V86H167L168 88H170V89H168L169 91H166L167 89H166V86ZM225 87V90H224V88H223V86ZM226 85V86H225ZM233 87V89L235 90V89H237V92L238 93H244L245 94V96H244V98H245V100H244V98L242 99L241 97H242V95H244V94H242V95H238L239 96V98H241L240 99V102H241V104L243 103H245V102H243V100L244 101H246V103L244 104V106H247V103H248V106L246 107V108H248L249 107V105H250V109L248 108V110H249V112H247L246 111V109L245 108H243L244 106H243V104L241 105L240 103H239V101H237V98L235 97L236 95H237V92H236V94L234 95V96H232L231 94L232 93H235L234 91H233V89H231L232 87ZM237 85V87L239 88H234V86H236ZM256 85V86H255ZM259 85H260V88H259ZM3 86H4V89H3ZM17 86H18V88H17ZM19 86H21V87H19ZM31 86V87H30ZM45 88H44V87ZM80 86V87H79ZM110 86V85H109ZM127 86V87H126ZM144 86V85H143ZM144 86V87H145ZM179 86V85H178ZM249 86H250V88H249ZM263 88H262V87ZM8 87V88H7ZM22 87H25V88H22ZM39 87V88H38ZM52 89V90H50V88ZM58 87V88H57ZM63 87H65V88H63ZM75 87V88H74ZM78 87H79V89H78ZM87 87V89H89ZM111 87V86H110ZM128 87H129V89H128ZM135 87V86H134ZM156 87V88H155ZM159 87H161V88H159ZM226 87H230V89H228L229 91H226L227 90V88ZM22 88V89H21ZM59 89L60 88V90H57V89ZM72 90H71V89ZM154 88V90H152ZM157 88L159 89V90H157ZM182 88H184V87H182ZM220 88V89H219ZM11 89V91H9ZM32 89V90H31ZM44 89V90H43ZM54 89V90H53ZM56 89V90H55ZM84 89V90H83ZM217 89V90H216ZM219 89V90H218ZM248 89V90H247ZM249 89H250V91H249ZM257 90L256 92H257V94H258V92H259V94L258 95H260V96H258L257 94H256V92H254V90ZM258 89H259V91H258ZM8 90V91H7ZM24 90H26V91H24ZM28 90V91H27ZM34 90V91H33ZM39 90V91H38ZM231 90V91H230ZM240 90V91H239ZM247 90V91H246ZM251 90H253V93H252V91ZM18 91V92H17ZM21 91V92H20ZM23 91V92H22ZM53 91H54V93H53ZM56 91H58V92H56ZM67 91V92H66ZM71 91H72V93H71ZM81 91V92H80ZM85 91V92H84ZM89 91V90H88ZM124 91H127L126 93L127 94H125V92ZM166 91V92H165ZM213 91H215V92H213ZM218 91V93L216 94V92ZM223 91V92H222ZM233 91V92H232ZM242 91V92H241ZM248 91H249V93H248ZM4 92V93H3ZM19 93L18 95L20 96V95H22V94H24L28 99H30L31 97H33L34 98V96L36 95V94H38L39 93V95L41 94H45V96H43V100L44 99H46V97H47V99H46V101H47V104H46V106L48 107H45L44 105H43V100L41 101V103L39 102V105L37 104V105H33V103L31 102V101H27V102H31V103H25L26 102V100H27V98H24V96H23V101H25V102H23V101H21V97H19V98H17V93ZM32 92V93H31ZM43 92V93H42ZM47 92V93H46ZM65 94H64V93ZM83 92H84V95H83ZM124 92V93H123ZM138 92H140V91H138ZM142 92V91H141ZM141 92H140V94H141ZM156 92V93H157ZM180 92H181V94H180ZM221 92H222V94H221ZM232 92V93H231ZM247 92V93H246ZM9 93V94H8ZM14 93H15V96H16V98L19 100L18 102H17V100H14V98H15V96H14ZM50 93V94H49ZM71 94V96L70 95H68V94ZM82 93V94H81ZM129 93V94H128ZM159 93H161V92H159ZM169 93V94H168ZM179 93V94H178ZM228 93V94H227ZM252 93V94H251ZM8 96H7V95ZM27 94V95H26ZM62 94H64V95H62ZM172 94V95H173ZM183 94L185 95V96H183ZM212 94H214L213 96H212ZM246 94L248 95V96H246ZM32 95H34V96H32ZM40 95V96H41ZM49 95V96H48ZM58 95V96H57ZM60 95V96H59ZM83 95V96H82ZM122 95L124 96L123 97V100H122ZM127 95H128V97H127ZM155 95V94H154ZM181 95V96H180ZM220 95H222V98H223V96H225L223 99L221 98V96ZM228 95H230L231 97H229V98H231V99H229L228 98ZM250 95V96H249ZM252 95V96H251ZM9 96H10V98H9ZM30 96V97H29ZM38 96V95H37ZM67 96V97H66ZM180 96V97H179ZM187 96H189V95H187ZM187 96L185 97V98H187ZM207 96V97H208ZM221 98V99H219V97ZM237 96V97H238ZM241 96V97H240ZM254 96V97H253ZM261 96H263V97H261ZM11 97H12V100H13V103L15 102L16 103V105H14L13 103H12V100H11ZM14 97V98H13ZM61 97V98H60ZM172 97V96H171ZM234 97V98H233ZM248 97H249V100H248ZM8 98H9V100H8ZM15 98V99H16ZM33 98H31L30 100H33ZM39 98V97H38ZM51 98H53V99H51ZM77 98V99H76ZM185 98H183L182 99V101L183 102H181V104L180 105H182L183 103H184V101H185ZM189 98H191L190 96L188 97V99ZM214 98V99H213ZM236 98V99H235ZM238 98V99H239ZM252 98L255 100V101H253L252 100ZM258 98H260V99H257ZM5 99L8 101H5ZM25 99V100H24ZM39 99H42V98H39ZM66 99V100H65ZM74 99V100H73ZM85 100V101H83V100ZM118 99V100H117ZM124 99H125V101H124ZM129 99V101L127 102V100ZM225 99H228V100H231V101H228V100H225ZM232 99H235V100H233V101H235L234 103L232 102ZM262 99H263V101H262ZM10 100H11V102H10ZM51 100V101H50ZM58 100V101H57ZM82 100V101H81ZM122 100V101H121ZM133 100V101H132ZM149 100V101H148ZM151 100V101H150ZM206 100V101H207ZM212 100H214V101H212ZM217 100V101H216ZM224 100V101H223ZM20 101L22 102L21 103V105H19L20 104ZM45 101V102H46ZM62 101V102H61ZM69 101H70V103H69ZM76 101H77V103H76ZM80 101V102H79ZM118 101V102H117ZM123 101H124V103H123ZM190 101V100H189ZM188 101V102H189ZM236 101L238 102V105L240 106H238V105H236L235 103H236ZM54 102V103H53ZM57 102V103H56ZM79 102V103H78ZM127 102V103H126ZM146 104H145V103ZM159 104L158 106L155 104ZM187 102V103H188ZM227 103V105H226V107H225V109L223 108V106H225L224 104H222V103ZM231 102H232V104H235L236 105V107H235V105H231ZM3 103H5V104H3ZM6 103H8L7 105H6ZM24 103H25V106H24ZM48 103H49V106H48ZM131 103V104H130ZM148 103V104H147ZM256 103V104H255ZM257 103H258V105H257ZM23 104V105H22ZM26 104H28V105H26ZM30 104H32V105H30ZM41 104V105H40ZM65 104H67V105H65ZM74 104V105H73ZM136 104V105H135ZM186 103H184V105H185ZM228 104H230V105H228ZM255 104V105H254ZM263 104V105H262ZM10 105V106H9ZM13 107H12V106ZM63 105V106H62ZM70 105V106H69ZM78 105V106H77ZM120 105V108L118 107V106ZM145 105V106H144ZM150 105V106H149ZM153 105H154V107L155 108H153ZM162 105H163V103H162ZM7 106V107H6ZM15 106V107H14ZM28 106V107H27ZM32 106H34L33 107V109L31 110L30 109V107H32ZM59 106H61V107H59ZM69 106V107H68ZM79 106H81V109L80 110H82V109H84L83 107H85V109H87L88 111H86L85 109L84 110H82V111H79ZM134 106V107H133ZM139 106V107H138ZM148 106V107H147ZM211 106H213V104H211ZM229 106V107H228ZM239 108H238V107ZM243 106V107H242ZM254 106V109H252V107ZM45 107V108H44ZM73 107V108H72ZM127 107V108H126ZM129 107H131L130 109H129ZM142 107V108H141ZM146 107V108H145ZM152 107V108H151ZM158 107H159V109H158ZM231 107H234V108H232V109H234L233 111H232V109H231ZM263 109V111H262V109ZM42 108H44L45 110L46 109H49V111L51 112V111H53V114H52V112L50 113L51 115H54L55 116V114H54V112L55 111H62V113H64L65 114V117H63L64 115H62V117L63 118H65V119H63L62 117V119L60 120V125L59 124H55V120L54 119H51L52 118V116H50L49 114H47L46 115V113H41V112H44V111H42V110H40V109H42ZM54 108V109H53ZM58 108V109H57ZM126 108V109H125ZM136 108V109H135ZM138 108V109H137ZM149 110H148V109ZM158 110H157V109ZM162 108V109H161ZM164 108V109H163ZM227 108H230V109H227ZM237 108V109H236ZM18 109V110H17ZM57 109V110H56ZM66 109H68V114H67V111H66ZM116 109V110H115ZM167 109V108H166ZM182 109L184 110V107H183V105H182ZM242 109H244V110H242ZM35 112H34V111ZM37 110V111H36ZM73 110V111H72ZM79 111V113H78V111ZM125 112H124V111ZM138 110V111H137ZM146 110H148V112L146 111ZM157 110V111H156ZM169 110V109H168ZM227 110V111H226ZM240 110H241V112H240ZM39 111H41V112H39ZM47 112H49L48 110H46ZM86 111V112H85ZM114 111H117V112H115L114 113ZM131 111H134L136 114V116L134 115V113L133 112H131ZM144 111V112H143ZM155 111V112H154ZM237 111V112H236ZM261 111V112H260ZM28 114H27V113ZM34 112V113H33ZM37 112V113H36ZM70 112V113H69ZM73 112H74V114H73ZM82 112V113H81ZM118 112V113H119ZM122 112H124V113H122ZM164 112V113H163ZM246 113V115H245V113ZM260 112V113H259ZM13 113V114H12ZM36 113V114H35ZM56 113V112H55ZM77 113V114H76ZM81 113V114H80ZM117 113V114H118ZM131 113L133 114L132 116H133V118H132V116H131ZM156 115H155V114ZM159 113V114H158ZM161 113H163V114H165V113H169L171 116H172V118H171V116H169V119H168V114H165L164 116H163V114H161ZM236 113V114H235ZM238 113H239V115H241L242 113H244V114H242L241 116H238ZM241 113V114H240ZM252 114L251 116L250 115H248V114ZM3 114V115H2ZM25 114V115H24ZM30 114V115H29ZM35 114V115H34ZM41 114V115H40ZM58 114V113H57ZM60 115H61V113H59ZM92 113H90V115H91ZM116 114V116H118L119 117V115H117ZM151 114V115H150ZM234 114V115H233ZM29 115V116H28ZM37 115H38V117H37ZM43 115V116H42ZM44 115H46V116H44ZM60 115H58L59 117H60ZM67 115H69V116H67ZM73 115V116H72ZM83 115V116H82ZM85 115H87L86 116V118H85ZM94 115H96V114H94ZM153 115V116H152ZM159 115H162L161 117L162 118H164L165 120H163V121H165V122H163V121H160L162 118H160V116ZM174 115V114H173ZM13 116V117H12ZM48 116H50V118H48ZM54 116H53V118H54ZM57 116V115H56ZM57 116V117H58ZM79 116V117H78ZM105 116V115H104ZM115 115L113 116L114 117V119H116L117 120V117H116ZM157 116V117H156ZM159 116V117H158ZM230 116V117H229ZM235 116H237V117H235ZM245 116H247V117H245ZM6 117H8L7 119H6ZM35 117V118H34ZM87 117H89V119L87 118ZM95 117V118H94ZM112 117V118H113ZM116 117V118H115ZM132 119H131V118ZM153 117V118H152ZM245 117V118H244ZM264 118V114L262 115L261 114V118ZM1 118H3V119H1ZM31 118V119H30ZM99 118H101L102 120H104V122L103 121H101V119H99ZM129 118V119H128ZM158 118H160V119H158ZM167 118V119H166ZM235 118V119H234ZM237 118V119H236ZM244 118V119H243ZM16 119H19L20 121H18V120H16ZM36 119V120H35ZM48 119H50V121L48 120ZM70 119H71V121H70ZM83 119H84V121H83ZM109 119V120H108ZM135 119V120H134ZM148 119V120H147ZM177 119V118H176ZM234 119V120H233ZM3 120V121H2ZM32 120V121H31ZM42 120V121H41ZM53 120V121H52ZM64 120V121H63ZM67 120V121H66ZM73 120V121H72ZM100 120V121H99ZM152 122H151V121ZM156 120V121H155ZM173 120V121H172ZM222 120V121H223ZM9 121H11V122H9ZM30 121H31V123H30ZM52 121V122H51ZM55 121V122H54ZM63 121V122H62ZM70 123H69V122ZM87 121V122H86ZM88 121H89V123H88ZM92 121V122H91ZM145 121H147L146 123H149V124H147L148 126H146V123H145ZM171 121H172V123L174 122H176L175 124L173 123H171ZM17 122V123H16ZM18 122H20V123H18ZM29 124H28V123ZM37 122V123H36ZM47 122V123H46ZM48 122L50 123L49 125H48ZM54 122V123H53ZM66 124H65V123ZM71 122H72V124H71ZM75 122V123H74ZM78 122H80V123H78ZM99 123V126H98V123ZM106 122V123H105ZM107 122H109V123H107ZM111 122V123H110ZM113 122H115V123H113ZM229 122V123H228ZM246 122V121H245ZM7 123H8V125H7ZM16 123V124H15ZM22 123V124H21ZM35 123H36V126L37 127H39L40 125H41V127L40 128H38V129H40L39 131V133H37V131H38V129H37V127L35 126ZM76 123H78V124H76ZM105 125H107V126H110V127H112L113 126V128H110V127H107V126H105L106 127V129L108 130V131H106V129L104 128V124ZM5 124V125H4ZM10 124H11V127H10ZM70 124V128H68L69 126L68 125ZM101 124H103V125H101ZM116 124V125H115ZM128 124H132L133 126H131L132 128L130 129L129 127V125ZM135 124V123H134ZM227 124V125H226ZM228 124H229V127H228ZM18 125V126H17ZM21 125V126H20ZM53 125V126H52ZM59 127L58 129H57V126ZM72 125V126H71ZM78 125V126H77ZM86 125V126H85ZM87 125H88V127H87ZM155 125V126H154ZM176 125H178V126H176ZM180 125V126H179ZM27 127V129H26V127ZM31 126V127H30ZM44 126V128H45V131H44V128H42ZM77 128H76V127ZM81 126V127H80ZM84 126H85V128H84ZM129 126V127H128ZM140 126V127H141ZM157 126V127H156ZM18 127H19V129H18ZM29 127V128H28ZM73 127V128H72ZM94 127V128H93ZM96 127H98V128H96ZM118 127V128H117ZM126 128L127 129V131H126V129H124V128ZM226 127V128H225ZM227 127H228V129H230L229 130V132L232 130V129H234V133L233 132H231L232 133V135L235 137V138H232V136H228V135H231L229 132H228V129H227ZM4 128H5V130H4ZM8 128V129H7ZM35 130H34V129ZM61 128V129H60ZM64 128H65V131H69L70 129H72V130H70V133L73 135V134H79L81 137H83V138H81L82 140H84V143H83V141H82V145H83V148L85 149H83L84 150V154L86 155H84L83 157H85V159H84V161L83 162H81V164L83 163V165L82 166H84L85 168H87V179H86V181H87V183H88V181H89V183L90 184H92L93 182H96V184L98 183V186L100 185L101 187H105V188H102L101 189V187L99 188V192H101V195H102V192L104 191H107L106 189H109V190H111V189H114V187L116 186V187H119L118 189H120V186H118V185H120V183H121V181L123 180H120L121 178H123L124 177V171L123 170H126V169H128V170H130L131 169V167L133 166V167H135L136 165H137V168H139L140 166V161H137V160H140L141 159V155H142V159H144L146 156H148V154H149V156L148 157H150V158H148V157H146V159L145 160H147V158L149 159V160H147V161H149V163L147 164L146 163V161H144L146 164L145 165H147V167H146V169H145V167H144V171L143 172H146L145 174H146V176H144L143 177V175L142 174H144V173H142L141 175H142V177L143 178H148V180H145L146 182L144 183V185H143V187L145 186V188L143 189L144 190V192H146L145 194H146V196H144V197H142V195L140 196V195H138V197H136L135 195H133V197H135V198H132V199H134V200H132V201H127L125 198H127V197H124V198H121L122 197V195H123V193H122V195L120 194L121 193V191H120V193H117V192H115L116 190L119 192V190L115 187V191L113 192L112 191V193H116L115 195L113 194V197H117L116 198V202H118V204H119V202H120V206H124V208H125V210L123 211V214H122V211L121 212H119V213H116L117 215H114L115 213H113V211L115 210V208H114V206H112V201L113 200H110L109 198H113V197H111L112 196V193H110L109 194V192H108V194L105 192V195H106V197H104L105 195H104V193H103V195L101 196L100 194H98V195H100L101 197H102V199L99 197V200H100V202H101V204L99 205V200L97 201V203H96V201H95V203H96V206H98L99 205V208L100 209H102V210H100V209H97V210H99L98 212H97V210H95L94 212H93V214H90V215H92V217L91 216H89V217H91V218H89L88 217V227H91V230L92 231H94V233H95V235L96 236H99V237H95V238H97V241L95 240L94 241V239L93 240H91V238H90V240L92 241H90L89 239H88V241L86 242V244L84 243L83 244V241L82 240H80V242H79V239H83V238H81L80 237V234H79V232H78V230L80 229V227L79 228H77L80 224L82 225V219H81V221L79 220V222L77 221V220H75V218H74V212L73 211H71L72 209V205H71V202L73 203V198H72V194H69V193H71V191L70 190H72V192H73V189H70L69 190V188H73V186H70V185H72V183H73V181L71 182V184L69 183V180H67V178L65 177V176H67L68 177V179L70 178L69 177V172H70V170L77 164V163H80V162H78L77 160H78V157H79V154H77V152H76V150H74V148L72 147V146H75L74 144L71 146V143L69 144L68 143V141H65L67 144H69V148H68V145H66V144H64L63 142H62V140H61V137H59V136H57V135H60V134H62V132L61 131H63V133H66L65 131H64ZM75 128V129H74ZM95 128H96V131H95ZM227 129L226 131L224 130V129ZM232 128V129H231ZM2 129V130H1ZM23 129V130H22ZM52 129V130H51ZM58 130V131H56V130ZM68 129V130H67ZM74 129V130H73ZM80 129V130H79ZM85 129V130H84ZM91 129H92V131H91ZM111 129V130H110ZM123 129V130H122ZM130 129V133H129V130ZM149 129V130H148ZM187 129V130H186ZM242 129H244L243 131H242ZM4 130V131H3ZM20 130V131H19ZM34 132H33V131ZM103 130H105V131H103ZM115 130V131H114ZM147 130V131H146ZM161 130H162V133H161ZM179 130V131H178ZM203 130V131H202ZM214 130V131H213ZM224 130V133H229L228 135H226V134H223V132H221V131H223ZM248 130V131H247ZM7 131V132H6ZM9 131V132H8ZM14 131V132H13ZM27 131H29L28 133H27ZM48 131V132H47ZM49 131H51V132H49ZM54 133H57V135L56 134H54ZM61 133H60V132ZM83 131H85L84 133H83ZM90 133H89V132ZM95 131V132H94ZM110 131V132H109ZM170 131V132H169ZM180 131H181V133H180ZM184 131H185V133H184ZM203 132V133H201V132ZM210 131V132H209ZM245 131H247L248 133H246ZM20 132H22V133H20ZM33 132V133H32ZM42 132V133H41ZM44 132H46V133H44ZM59 132V133H58ZM78 132V133H77ZM81 132V133H80ZM92 132H94V133H92ZM97 132V133H96ZM99 132H100V134H99ZM114 132V133H113ZM117 132V133H116ZM123 132H125V133H123ZM175 132H176V134H175ZM187 132V133H186ZM200 132V133H199ZM14 133V134H13ZM27 133V134H26ZM50 135H49V134ZM83 133V134H82ZM88 133V134H87ZM96 133V134H95ZM128 133V134H127ZM135 133V132H134ZM171 133V134H170ZM172 133H173V135H172ZM191 133H192V135L193 136H191ZM218 133V134H217ZM220 133H221V136H220ZM29 134V135H28ZM38 134V135H37ZM86 135V137H85V135ZM90 134V135H89ZM93 134V135H92ZM122 134V135H121ZM185 136H184V135ZM189 134H190V136H189ZM195 134V135H194ZM204 134V135H203ZM218 136H220V137H218ZM223 134V135H222ZM3 135V136H2ZM12 135V136H11ZM21 137H19V136ZM25 135V136H24ZM54 135V136H53ZM92 136V137H89V136ZM116 135H117V137H116ZM125 135H127L126 136V138H125ZM131 135H134L133 137H134V141L132 140V138L133 137H131ZM150 135L153 137H151L150 138ZM157 135V136H156ZM174 135H176V137L174 136ZM201 135H202V137H201ZM13 136H15V137H13ZM22 136H24V137H22ZM30 136V137H29ZM41 138H40V137ZM48 136V137H47ZM49 136H50V138H49ZM89 138H88V137ZM110 136L112 137V138H110ZM129 136V138H130V140H129V138H127ZM154 136H156L155 138H154ZM172 136V137H171ZM209 136L210 135H208V138H209ZM211 136V137H212ZM228 136V137H227ZM243 136H241L242 137V139L243 140H246L248 137H243ZM7 139H6V138ZM18 137V138H17ZM37 137V138H36ZM39 137V138H38ZM52 137H54V138H52ZM60 139V142L58 141V138ZM115 137V138H114ZM123 137V138H122ZM178 137V138H177ZM181 137V138H180ZM188 137V138H187ZM192 137V138H191ZM210 137V138H211ZM212 137V138H213ZM218 137V138H217ZM241 137L240 138H238L239 140H241ZM3 138V139H2ZM28 139V141H27V139ZM34 138V139H33ZM37 140H36V139ZM54 139V142H53V140L52 139ZM56 138V139H55ZM85 138H87V139H85ZM93 138V139H92ZM95 138H97L96 140H95ZM101 140H100V139ZM110 138V139H109ZM114 138V139H113ZM116 138H121V139H123L124 140V142H125V144H126V150H127V152L126 153H128V154H126L127 156V158H128V156H129V158L127 159L126 157L124 158V157H119L120 155V153H118V154H116V152H114V154H116V156H118V158L119 159H124V161H125V159H127V161L124 163V166H123V164H121L123 161H121V163H120V161H119V159L115 156V155H112L113 154V151H112V148L115 146V144L116 143H118L117 142V139ZM174 138V139H173ZM177 138V139H176ZM190 138V139H189ZM201 138H203V139H201ZM207 138V139H208ZM212 138H211V140H212ZM13 139H15V140H13ZM24 139V140H23ZM33 139V140H32ZM44 139V140H43ZM45 139H46V141H45ZM116 139V140H115ZM187 139V140H186ZM192 139V140H191ZM194 139V140H193ZM231 139V140H230ZM232 139H234V140H232ZM238 139H236V140H238ZM262 139H263V142H264V138H260V140L262 141ZM38 140H41V141H39V142H37L36 143V141H38ZM52 140V141H51ZM91 142H90V141ZM93 140V141H92ZM103 140V141H102ZM109 140H110V142H109ZM112 140V141H111ZM127 142H126V141ZM155 142H154V141ZM179 140V141H180ZM214 140V142H215V138L213 139ZM221 140V139H220ZM243 140H241V141H243ZM259 140V143H261L262 144V142ZM5 141V142H4ZM13 141V142H12ZM25 141H27V143L25 142ZM33 141V142H32ZM55 141H56V144H59L58 146L55 144ZM57 141L59 142V143H57ZM101 141V142H100ZM114 141V142H113ZM167 141V142H168ZM173 141V142H172ZM179 141H176V143H178ZM182 141V140H181ZM180 141V142H181ZM183 141V142H184ZM192 141V142H191ZM222 141V140H221ZM221 141H219L218 142V144L219 143H221ZM241 141H238V142H241ZM248 141H255V140H250V138L249 139H247V141H245L246 143L248 142ZM256 141H258V140H256ZM12 142V143H11ZM17 142H18V144H17ZM30 142H31V145H30ZM53 142V143H52ZM63 144H62V143ZM94 142V143H93ZM100 142V143H99ZM103 142H104V144H103ZM109 142V143H108ZM111 142H113V143H115V144H113V143H111ZM132 142V143H131ZM154 142V143H153ZM238 142H236L237 143V145L235 144L234 145V147H239V146H241V148H242V150L244 149V147H246L247 145H249L250 144V142H248L247 143V145L243 142L241 145H239L238 146ZM252 142V143H253ZM15 143V144H14ZM21 143V144H20ZM35 145H34V144ZM49 143V144H48ZM50 143H52V144H50ZM106 143L108 144V145H106ZM128 143V144H127ZM130 143V144H129ZM134 143V145H131V144H133ZM175 143V144H176ZM202 143L204 144V143H206V142H204V141H202ZM217 143V142H216ZM222 143H224L223 141H222ZM222 143L221 144H219V145H221L222 146ZM251 143V144H252ZM258 142H257V145L259 144ZM17 144V145H16ZM26 144V145H25ZM47 144V145H46ZM100 146H99V145ZM111 145V147H110V145ZM136 144V145H135ZM163 144L164 143H162V146H163ZM168 144V143H167ZM169 144V145H170ZM203 144H201L200 143V145H202L201 147H203ZM218 144H215V146L217 145V147L219 146ZM225 144L223 145L224 146V148H223V146H222V148L224 149V151L222 150V148H220V146H219V148L223 151V152H225V157H224V159L221 157V156H223V155H221L223 152H221V150L219 149L218 150V148H217V150L219 151V154H220V152H221V154L218 156V157H221L222 158V162L225 164L226 162L227 163H230L231 164V162H229L230 160L227 158V157H236V155H237V158L238 159H242L241 161L243 162L242 164L240 163L241 161L240 160H238V159H236L235 157V159L233 158H230V159H232V163H234L235 165H236V162H237V165H239V164H241V166L237 169V171H238V173H241V172H243V173H241V174H244L245 175V177H248L249 176V179L251 178L252 179V177H254L252 180L250 179V183H249V181L247 180V182L248 183H246L245 181V186H247V189H250L248 186H250L249 184H251L252 182H253V184H251L252 186H251V189L252 188H254L255 189V187H253V185L255 184L256 185V183L257 184H261V182H263L264 181V178H263V176H264V173H263V171H264V159H263V153L264 152H262V154H261V151H264V149H262L261 147H263V145H261V146H256L257 148L256 149H252V147H255L254 145H256V143H254V145L252 144V146L250 145V146H248L249 148H251L252 150L251 151H253V152H255L257 155L258 154H260V155H262V158H261V156H259L258 155V157H260L261 159L260 160H258L261 164H262V167H261V164H259V162L258 161H256V159H259L258 157H257V155H255L256 157H254V154L255 153H251L252 154V156H253V159L254 160H252L251 159V154H249L250 152H247V155L245 154V151H246V149L248 148V147H246L245 148V150H240L241 148H238L239 149V151L238 150H236V151H238V152H242V153H239V157H241V158H239L238 157V154H237V152H236V154H235V151H233L232 149H237V148H233V145H232V149L231 148H229V147H226L225 146ZM240 144V143H239ZM243 144H245V146H242ZM18 145H20V146H18ZM22 145V146H21ZM28 145H30L29 147H28ZM40 145H41V149H40ZM52 145V146H51ZM55 145V146H54ZM93 145V146H92ZM109 146V147H107V148H105L106 146ZM112 145H113V147H112ZM160 145V146H159ZM24 146V147H23ZM57 146V147H56ZM97 146V147H96ZM98 146H99V148H98ZM161 146V147H162ZM204 146L206 147L207 145H205L204 144ZM19 147V149H17ZM53 147H55L56 148V150L53 148ZM62 147V149L64 150L66 147V149H65V151H63L62 149H60ZM64 147V148H63ZM103 149H102V148ZM134 147V148H133ZM205 147H203V148H205ZM258 147H260L261 148V150H260V148L258 149ZM10 148V149H9ZM15 148V149H14ZM38 148V149H37ZM51 148H52V150H51ZM130 148V149H129ZM145 148V149H144ZM228 148V149H227ZM30 149V150H29ZM33 149V150H32ZM46 149V150H45ZM48 149H49V151H48ZM54 149V150H53ZM60 149V150H59ZM69 149V150H68ZM93 149V150H92ZM106 151H105V150ZM141 150V151H136V150ZM226 149L228 150V151H226ZM229 149H230V151L232 152V153H234V154H232L231 156H227V155H230L229 153H230V151H229ZM257 149L258 150H260L259 152L257 151ZM13 150V152H11ZM15 150V151H14ZM18 150V151H17ZM41 152H40V151ZM62 150V151H61ZM66 150H68V152L66 151ZM92 150V151H91ZM96 150H98V152L96 151ZM132 150V151H131ZM148 150V151H147ZM4 151V152H3ZM32 151V152H31ZM48 151V152H47ZM51 151V152H50ZM60 151V152H59ZM75 151V152H74ZM94 151H96V152H94ZM110 151V152H109ZM129 151H130V153L131 154H133V156H131L130 157V153H129ZM146 151H147V153H146ZM247 151H249L248 149H247ZM257 151V152H256ZM7 152V153H6ZM55 152V153H54ZM65 152V153H64ZM89 152V153H88ZM90 152H91V154H90ZM95 154H94V153ZM105 152V153H104ZM136 152H138V154L136 153ZM140 152V153H139ZM153 152V153H154ZM228 152V153H227ZM18 153L19 154H21L20 156L18 155ZM23 153V154H22ZM31 153V154H30ZM45 153H47V154H45ZM64 153V154H63ZM72 153V155H69V154H71ZM103 153V154H102ZM111 155H110V154ZM13 154V155H12ZM42 154H44V155H42ZM51 154V155H50ZM62 154V155H61ZM76 154V155H75ZM90 154V155H89ZM94 156H93V155ZM139 155L138 157H140V159L136 156V155ZM147 154V155H146ZM227 154V155H226ZM241 154H242V156H241ZM245 154V155H244ZM28 155V156H27ZM32 155V156H31ZM35 155L37 156V157H35ZM40 155V156H39ZM59 155H60V158H59ZM95 155H96V158H95ZM151 155V156H150ZM243 155L247 158H243ZM248 155H250V159H249V156ZM22 156V157H21ZM26 156V157H25ZM46 156V157H45ZM77 158V160H76V158ZM94 157V159H93V157ZM99 156V157H98ZM110 156H112L111 158H109ZM143 156H145L144 158H143ZM227 156V157H226ZM5 157V158H4ZM7 157V158H6ZM14 157V158H13ZM18 157V158H17ZM28 157V158H27ZM50 157V158H49ZM64 157V158H63ZM72 157V158H71ZM102 157H103V159H102ZM107 157V158H106ZM114 157H116V159H115V162H116V165H115V163L113 164V159H114ZM132 157H133V159H132ZM3 158H4V160H3ZM21 158H23V159H21ZM37 160H36V159ZM75 160H74V159ZM90 158V159H89ZM99 158V159H98ZM100 158L102 159V161H100ZM109 158V159H108ZM152 158V159H151ZM9 159V160H8ZM11 159V160H10ZM19 159V160H18ZM34 159V160H33ZM61 159V160H60ZM68 159H69V161H68ZM72 159V160H71ZM106 159H108L109 161H107ZM111 159L113 160V161H111ZM135 159H137V160H135ZM225 159H227V160H229V161H225ZM244 159H246V162H245V160ZM262 159H263V161H262ZM17 160H18V162H17ZM26 160V161H25ZM40 160H42V161H40ZM46 160V161H45ZM59 160V161H58ZM90 160V161H89ZM94 160V161H93ZM97 160H98V162H97ZM103 160H104V162H103ZM131 160V161H130ZM150 160H151V162L153 163H150ZM234 160H238V161H240V162H238V161H234ZM252 160V161H251ZM6 163H5V162ZM9 161V162H8ZM28 161V162H27ZM36 161V162H35ZM40 162L39 164L42 166V167H39L40 165L38 164V162ZM51 161H52V164H51ZM64 161V162H63ZM89 161V162H88ZM135 161L137 162V163H135ZM225 161V162H224ZM248 161V162H247ZM22 162V163H21ZM25 162H27V163H25ZM33 162V163H32ZM45 162V163H44ZM50 162V163H49ZM55 162V163H54ZM61 162V163H60ZM75 162V163H74ZM77 162V163H76ZM91 162V163H90ZM102 162V163H101ZM106 162V163H105ZM110 162V163H109ZM119 162V163H118ZM130 164H129V163ZM132 162V163H131ZM154 162H155V159H154ZM251 162V163H250ZM254 162H256V163H254V165H252ZM263 162V163H262ZM5 163V164H4ZM15 163V164H14ZM35 163V164H34ZM48 163V164H47ZM57 163V164H56ZM71 163H73V164H71ZM87 163V164H86ZM99 163V165L97 166V164ZM101 163V164H100ZM128 163V164H127ZM135 163V164H134ZM139 163V164H138ZM250 163V164H249ZM8 164H10L9 166H8ZM12 164H14V165H12ZM23 164H25V165H23ZM37 164H38V166H37ZM85 164V165H84ZM92 164V165H91ZM102 164H105L106 165V169H105V165H102ZM109 164V165H108ZM132 164V165H131ZM230 164H225L226 165V167L228 166V165H230ZM245 166H244V165ZM256 164H257V166H256ZM258 164H259V166H258ZM35 165V166H34ZM43 165H44V167H43ZM46 165H47V167H46ZM48 165L51 167H48ZM53 165L55 166V167H53ZM86 165H87V167H86ZM89 165V166H88ZM118 165V166H117ZM124 167L125 169H123L122 167ZM126 165V166H125ZM135 165V166H134ZM148 165H149V167H148ZM224 165V166H225ZM242 165H243V167H242ZM249 165V166H248ZM13 166V167H12ZM25 166V167H24ZM28 166V167H27ZM115 166V167H114ZM156 166V165H155ZM154 166V167H155ZM18 167H20V168H18ZM22 167V168H21ZM97 167H98V169H97ZM101 167H102V169H101ZM109 167V168H108ZM120 167V168H119ZM129 167H130V169H129ZM132 167V168H133ZM207 167V166H206ZM229 167V166H228ZM244 167L246 168V170L244 171ZM256 167H261V168H259V169H257ZM10 168V169H9ZM42 168V169H41ZM70 168V169H69ZM89 168V169H88ZM116 168V169H115ZM240 168H243L242 170L240 169ZM251 168V169H250ZM254 168H256V169H254ZM13 169V170H12ZM17 169V170H16ZM26 169V170H25ZM29 169V170H28ZM31 169V170H30ZM41 170V171H39V170ZM55 169V170H54ZM57 169V170H56ZM69 169V170H68ZM95 169H97L96 171H95ZM114 169H115V174H114ZM121 169V170H120ZM247 169H248V171H247ZM261 169H263V170H261ZM21 170V171H20ZM44 170V171H43ZM46 170V171H45ZM61 170V171H60ZM63 170V171H62ZM65 170V171H64ZM88 170H89V172H88ZM104 170V171H103ZM132 171L131 172H135L136 170V172H138V169H131ZM134 170V171H133ZM146 170V171H145ZM154 170V171H153ZM157 170V169H156ZM240 170V171H239ZM251 170V171H250ZM253 170V171H252ZM257 170V171H256ZM259 170V171H258ZM24 171V172H23ZM28 171V172H27ZM30 171L32 172V174H30ZM68 173H67V172ZM110 174H107V172ZM119 171H121V172H119ZM149 171L151 172V173H149ZM250 171V172H249ZM255 171V172H254ZM261 171V172H260ZM6 172V173H5ZM17 172V173H16ZM26 172V173H25ZM42 172V173H41ZM45 172V173H44ZM47 172V173H46ZM52 172V173H51ZM57 172V173H56ZM91 172V173H90ZM97 172V173H96ZM106 172V174H104ZM112 172V173H111ZM147 172L149 173V174H147ZM156 173H158L157 171H155ZM246 172H247V174H246ZM255 173V175H254V173ZM21 173V174H20ZM23 173V174H22ZM29 173V174H28ZM40 175H39V174ZM49 173V174H48ZM71 173H73V171L71 170ZM89 173V174H88ZM100 173V174H99ZM102 173V174H101ZM122 173H123V176H122ZM259 173V174H258ZM45 174V175H44ZM54 176H53V175ZM64 174V175H63ZM66 174V175H65ZM98 174V175H97ZM135 174V176H136V173H133V175ZM144 174V175H145ZM151 174L154 176V177H152L151 176ZM240 174V176L242 177V175ZM262 174V175H261ZM29 177H28V176ZM51 177H50V176ZM71 175V174H70ZM91 175V178L89 177V176ZM94 175H96V176H94ZM159 175V174H158ZM164 175V174H163ZM244 175H243V178H244ZM258 175V176H257ZM260 175V176H259ZM31 176V177H30ZM35 176V177H34ZM60 176H62V177H60ZM93 176H94V178H93ZM100 176V178H98ZM102 176V177H101ZM105 176V177H104ZM108 178H107V177ZM117 176H119L118 177V179H117ZM155 176L156 177H161V179H162V182H163V184H162V182H160L159 181V179H157L161 184L160 185H166V187L165 188H163V189H165V190H161L162 192H160L159 194H158V191H160V189L159 190H157L158 188H157V186H158V184H159V182L155 179ZM165 176V175H164ZM19 177H21V178H19ZM44 179H43V178ZM47 177V178H46ZM53 177V178H52ZM55 177V178H54ZM60 177V178H59ZM64 177H65V180L66 181H63L64 180ZM96 177V178H95ZM110 177V178H109ZM163 177V178H162ZM166 177V176H165ZM23 178V179H22ZM40 178V179H39ZM46 178V179H45ZM52 180H54L53 181V183H52V181L50 180V179ZM63 178V179H62ZM90 178V179H89ZM104 178V179H103ZM106 178H107V180H108V182H107V180H106ZM112 178V179H111ZM116 178V179H115ZM151 178H154V179H152V180H156L157 182H158V184L157 183H153L152 181H151ZM167 178V177H166ZM165 178V179H166ZM16 179V180H15ZM17 179H19V180H17ZM115 179V180H114ZM245 180H246V178H244ZM248 179V178H247ZM257 179H260V181H261V179H262V181L260 182L259 180H257ZM2 180V181H1ZM39 180V181H38ZM42 180V181H41ZM46 180V181H45ZM49 180V181H48ZM58 180V181H57ZM102 180V181H101ZM106 180V181H105ZM118 180V181H117ZM166 180H168V179H166ZM254 180V181H253ZM259 181V182H257V181ZM18 181V182H17ZM33 181H35L34 183H33ZM45 183H44V182ZM48 181V182H47ZM109 181L111 182H114V184L111 182L110 184H109ZM116 181V182H115ZM120 181V182H119ZM126 181V179H124V181L123 182H125ZM147 181H149V182H147ZM150 181H151V183H150ZM155 181V182H156ZM256 181V183H254ZM16 182V183H15ZM42 182V183H41ZM56 182V183H55ZM64 182V183H63ZM123 182L121 183V184H123ZM41 185H43V183H44V186H40V184ZM63 183V184H62ZM102 183V184H101ZM106 183V184H105ZM115 183H117V184H115ZM149 185H147V184ZM241 183H243V182H241ZM31 184V185H30ZM33 184V185H32ZM46 184V185H45ZM48 184V185H47ZM50 184V185H49ZM57 184H59V186L57 185ZM65 187H63L62 185ZM65 184V185H64ZM153 184H156L155 186L153 185ZM2 185H4V186H2ZM15 185V186H14ZM19 187H18V186ZM53 185V186H52ZM56 187H58V188H56ZM103 185V186H102ZM111 185H113V186H111ZM115 185V186H114ZM147 185V186H146ZM254 185V186H255ZM263 184H261L260 186H262ZM24 186V187H23ZM38 186V187H37ZM53 188H52V187ZM62 186V187H61ZM70 186V187H69ZM109 186V187H108ZM162 186V187H163ZM22 188V190H21V188ZM38 189H37V188ZM54 187H55V189L57 190H55L54 189ZM107 187V188H106ZM123 186H121V188H122ZM152 187H155V188H152ZM258 188H259V186H257ZM257 187H256V190H257ZM20 188V189H19ZM28 188V189H27ZM41 188V189H40ZM111 188V189H110ZM152 188V189H151ZM157 188V189H156ZM168 188H170V187H168ZM262 187H260L258 190H260ZM18 189V190H17ZM35 191H34V190ZM44 189V190H43ZM47 189V190H46ZM48 189H51V190H48ZM63 189H65V190H63ZM103 190V191H101V190ZM149 189V190H148ZM151 189V190H150ZM154 189V190H153ZM250 189V190H251ZM12 190V191H11ZM17 190V191H16ZM25 190V191H24ZM42 190V191H41ZM60 190H62V193H61V191ZM157 190V191H156ZM175 191H176V189H174ZM253 190V189H252ZM251 190V191H252ZM256 190H254L253 192H256ZM14 191H15V193H14ZM58 191H59V193H58ZM64 191V192H63ZM68 191V192H67ZM150 191H152L151 192V194H150ZM7 194H6V193ZM28 192V193H27ZM35 192V193H34ZM37 192H39V193H37ZM149 192V193H148ZM156 194H155V193ZM260 192V191H259ZM14 195H13V194ZM27 193V194H26ZM40 193H44V194H40ZM47 193V194H46ZM49 193V194H48ZM50 193H51V196H50ZM148 193V194H147ZM154 193V194H153ZM169 193V192H168ZM172 194L174 193V194H178V195H182L183 196V193L182 192H179V191H177V193L176 192H171ZM171 193H169V194H171ZM23 194V195H22ZM46 194V195H45ZM54 194V195H53ZM61 194H62V196H61ZM160 194L162 195V196H160ZM171 194V197L174 195H172ZM254 194H259L258 193V191H257V193H254ZM11 195V196H10ZM25 195V196H24ZM56 195V196H55ZM110 195V196H109ZM116 195H118V196H116ZM121 195V196H120ZM167 195V194H166ZM181 195L180 196H178V198L180 197L181 198ZM256 195V196H257ZM10 196V197H9ZM23 196V197H22ZM28 198H27V197ZM55 196V197H54ZM58 196H60V197H58ZM107 196H109V198H107ZM123 196H125V194L123 195ZM158 196H160V197H158ZM177 196V195H176ZM37 197V198H36ZM41 197V198H40ZM49 198V197H51V198H49L50 199V201H49V199H47V198ZM104 197V198H103ZM141 198V199H139V200H142L143 198L145 199V200H148L147 202L145 201V200H142L143 201V203H144V205L143 206H141L140 204H139V200H138V198ZM163 197V198H162ZM168 197H170V196H168ZM184 197V196H183ZM183 197L181 198V200L183 199ZM14 198V199H13ZM25 198H27V199H25ZM39 198H40V200L41 201H43V202H40V200H39ZM119 198V199H118ZM150 198L152 199V200H150ZM161 198V199H160ZM165 198H167V196L165 197ZM177 198V199H178ZM258 198V197H257ZM38 199V200H37ZM53 199V200H52ZM59 199V200H58ZM109 199V201H111V202H109V201H107ZM121 199V200H120ZM258 199H260V198H258ZM30 200V201H29ZM36 200V201H35ZM138 200V201H137ZM149 200H150V202L152 201V202H154V203H150V205H152V204H154V206H155V203H156V205L158 206V209L159 210H157L154 206H151V208L153 209L154 208V210L156 211V215H157V212H158V216L159 217H162V215H165V217L163 216V219L165 218V219H168V220H163L162 218H159L158 217V220L159 221H162V223H168V225L165 227V225L166 224H163L164 225V227H165V229H166V231H165V233L163 232V234H165L164 236L165 237H163V235H161V237H163L164 239L165 238H167L166 240H164L163 238H162V240H160V238L161 237H159L160 236V234L158 235V234H156L155 232V234L153 235V229L155 228V226H153V227H151L152 226V224H154V223H157L158 222V220L156 219V221L157 222H155L154 220H155V218L152 220V218H149V216L150 217H152V216H154V217H156L157 218V216L156 215H154V210H153V212L154 213H152L151 214V212H152V209H150V205H149ZM165 200V199H164ZM174 200H175V202H174ZM184 200V199H183ZM183 200H182V202H183ZM231 201V199H228V201H227V206H228V210L225 208V210H227V212L229 211V210H232V209H230L231 208V204H232V202L233 203H235L236 204V206L239 208V201L238 200H240L239 199V197H238V200L237 199H235L236 201H238V202H236V201H232V202H230ZM255 200H257V199H255ZM4 201V202H3ZM6 201H7V203H6ZM29 201V202H28ZM37 201H39V202H37ZM106 201V202H105ZM115 201H113L114 202V205H115ZM123 201H124V203H123ZM126 201V202H125ZM142 201H140V202H142ZM145 201V202H144ZM163 201V200H162ZM45 202V203H44ZM47 202V203H46ZM49 202H50V204L52 205H50L49 204ZM56 202V203H55ZM106 203V205H105V203ZM137 202V203H136ZM179 202V203H178ZM229 202L231 203L230 204V208H229ZM257 202V204L259 203V200L258 201H256ZM4 203V204H3ZM11 203V204H10ZM19 203V204H18ZM44 203V204H43ZM58 203V204H57ZM61 203V204H60ZM65 203H66V205H65ZM135 203L137 204V205H135ZM238 203V204H237ZM240 203H241V201H240ZM8 204V205H7ZM21 204V205H20ZM33 204V205H32ZM49 204V205H48ZM55 204V205H54ZM122 204V205H121ZM145 204H147V206L145 205ZM2 205V206H1ZM4 205V206H3ZM13 205V206H12ZM27 205V206H26ZM32 205V206H31ZM48 205V206H47ZM59 205H64V206H59ZM70 206V207H68V206ZM139 205V206H138ZM161 205V206H162ZM185 206H186V203L184 204ZM6 206V207H5ZM8 206V207H7ZM10 206H11V208H10ZM21 206V207H20ZM26 206V207H25ZM31 206V207H30ZM38 206V207H37ZM41 206V207H40ZM57 206V207H56ZM138 206V207H137ZM140 206L142 207V208H140ZM146 206V207H145ZM226 206V207H227ZM235 205H234V208L236 207ZM240 206H241V204H240ZM16 207V208H15ZM28 207V208H27ZM36 207V208H35ZM107 207V208H106ZM134 209H133V208ZM144 207V208H143ZM148 207V208H147ZM163 207V208H164ZM232 207H233V204H232ZM6 208H8V209H6ZM13 208V209H12ZM23 208V209H22ZM58 208V209H57ZM114 208V210L112 211V209ZM180 208V209H179ZM186 208V207H185ZM11 211H10V210ZM18 209H20L19 211H17ZM25 209V210H24ZM27 209H28V211H27ZM34 209V210H33ZM37 209V210H36ZM46 210V211H44V210ZM52 209V210H51ZM104 209V210H103ZM107 209V210H106ZM142 209V210H141ZM147 209V210H146ZM161 209V210H160ZM174 209H173V211H174ZM182 209H184V208H182ZM237 209V208H236ZM233 210L232 212H234V214H233V218H235V217H237V219L235 220V222H236V225L238 224V222H242L241 221V219H242V217H243V210H241V208L238 210ZM4 210V211H3ZM24 210V211H23ZM30 210V211H29ZM32 210V211H31ZM39 210H40V212H39ZM51 211V213L49 212V211ZM56 210V211H55ZM57 210H59V211H57ZM60 210H62V213H61V211ZM65 210H68V211H65ZM127 210V211H126ZM129 210V211H128ZM145 210V211H144ZM184 210H187V208L186 209H184ZM255 211H257V210H259L258 208H257V210L256 209H254ZM254 210H252L253 211V213H252V211H251V213L250 214H253V216L254 217H252V216H247L246 215V217H248V218H245V219H248L247 220V223H249V224H247L246 223V221H243V222H245V223H243V225L242 224H240L241 226H239V225H237V226H239V227H242V226H244V225H246L247 224V226L249 225V227H251L252 225V222H254L253 224L255 225V224H257V222L255 221V220H257V217H258V213H259V211H258V213L256 214V213H254L255 211ZM37 211V212H36ZM64 211V212H63ZM134 211H136V212H134ZM147 211V212H146ZM173 211H171V212H173ZM218 211H220V209L219 210H217L216 212H218ZM12 214H11V213ZM68 212V213H67ZM71 212V213H70ZM103 212V213H102ZM107 212V213H106ZM114 212H116V211H114ZM129 212V213H128ZM133 212V213H132ZM137 212H138V214H137ZM141 212V213H140ZM232 212H231V214H228V215H230L229 216V219H232L231 221H234V219L231 217L232 216ZM237 212V214L239 215H237V214H235ZM240 212H242V213H240ZM6 213V214H5ZM19 213V214H18ZM39 213V214H38ZM44 213V214H43ZM45 213H46V215H45ZM73 213V214H72ZM125 213V214H124ZM135 213V214H134ZM146 213H150V215H148V214H146ZM168 213L169 214H171V216L170 215H168ZM182 214V215H180V217H179V214ZM230 213V212H229ZM17 214V215H16ZM37 214H38V216H37ZM42 214V215H41ZM49 214V215H48ZM103 214V215H102ZM105 214V215H104ZM107 214V215H106ZM131 214V215H130ZM134 214V215H133ZM143 215V214H145V215H147V216H145V215H143V218H141V217H139V215ZM217 214V216H218V214L220 215V212H218V213H216ZM255 214V215H254ZM2 215V216H1ZM7 215V216H6ZM11 215V216H10ZM33 215L34 216V218H33V216L31 217V216ZM44 215V216H43ZM57 215V216H56ZM59 215V216H58ZM98 215V216H97ZM113 215V216H112ZM120 217H119V216ZM127 216V218H126V216ZM138 215V216H137ZM152 215V216H151ZM168 215V216H167ZM176 215V216H175ZM245 215V214H244ZM36 216V217H35ZM41 216V217H40ZM62 216V217H61ZM66 216V217H65ZM97 216V217H96ZM103 216V217H102ZM110 216V217H109ZM117 216V217H116ZM122 216V217H121ZM125 216V217H124ZM132 216V217H131ZM136 216V217H135ZM221 216V215H220ZM1 217H2V219H1ZM14 217V218H13ZM27 217V218H26ZM45 217H47V218H45ZM57 217V218H56ZM99 217V218H98ZM139 217V218H138ZM145 217H147V221H148V223L147 224H145V220H146V218ZM167 217V218H166ZM170 217V218H169ZM176 217V218H175ZM179 217V218H178ZM231 217V218H230ZM239 217V218H238ZM240 217H241V219H240ZM256 218V219H253V220H251L252 218ZM60 219V220H58L57 221V219ZM63 218V219H62ZM72 218V219H71ZM77 218V217H76ZM78 218H79V216H78ZM99 220H98V219ZM106 218H107V220H106ZM112 218H114V219H112ZM121 218H123L122 220L124 221V219H125V221H124V223H125V225L126 224H131V225H129V227H125V225H124V223L122 222L121 223ZM130 218V219H129ZM137 218V219H136ZM140 218H141V222H140ZM145 218V219H144ZM244 218V217H243ZM250 218V219H249ZM23 219V220H22ZM32 219V220H31ZM35 219V220H34ZM50 219H52L51 221H50ZM62 219V220H61ZM70 219V220H69ZM73 219H74V221H73ZM95 221H94V220ZM97 219V220H96ZM100 219H102V220H100ZM120 221H119V220ZM136 219V220H135ZM150 221H154V223H152V222H150L149 223V220ZM162 219V220H161ZM171 219V220H170ZM177 219V220H176ZM184 220L185 222L187 221V223L185 224V223H183L184 221H182V220ZM239 219V220H238ZM14 220V221H13ZM65 220V221H64ZM68 220L69 221H71V222H68ZM110 220H111V222H110ZM115 220V221H114ZM250 220L252 221L251 222V224H250ZM2 221V222H1ZM36 221H38V222H36ZM42 221V222H41ZM45 221L47 222V223H45ZM54 221H55V223H54ZM59 221H60V223H59ZM99 221V222H98ZM114 221V222H113ZM127 221H128V223H127ZM166 221V222H165ZM171 222V224L169 223V222ZM175 221V222H174ZM182 223V224H180V222ZM258 221V220H257ZM32 222V223H31ZM63 222V223H62ZM92 222H95V223H92ZM102 222V223H101ZM112 222L114 223V224H112ZM117 222V223H116ZM135 222V223H134ZM143 225V223H144V225H143V227H141L142 225L140 224V223ZM235 222H233L234 224H235ZM256 222V223H255ZM36 223H37V225H36ZM55 224V227L53 226L54 224ZM62 223V224H61ZM66 223L68 224L67 225V227H66ZM90 223V224H89ZM105 223V224H104ZM107 223H109V225L107 224ZM111 223V224H110ZM2 224V225H1ZM26 226H25V225ZM34 224V225H33ZM41 224V225H40ZM50 224V225H49ZM56 224H58V226H56ZM75 224H77L78 226H76ZM134 224H135V226H134ZM137 224H139V226L137 225ZM150 225L151 224V226H150V228L153 230V231H149V229L150 228H148L149 226H147V225ZM176 226H175V225ZM188 224H192L190 227L188 226V227H186V225H188ZM19 225V226H18ZM47 225V226H46ZM65 225V226H64ZM80 225V226H81ZM100 225V226H99ZM104 225V226H103ZM106 225V226H105ZM119 225H120V227L122 226H124L123 228L121 227V228H119ZM141 225V226H140ZM155 225V224H154ZM172 225V226H171ZM184 225H185V228H187L188 229V231L190 232V233H188L187 232V234H185V228H184ZM14 226V227H13ZM29 226V227H28ZM33 226H34V228H33ZM62 226V227H61ZM74 226H76V231H75V228H74ZM109 226V227H108ZM115 226V227H114ZM127 226V225H126ZM131 226V227H130ZM171 226V227H170ZM27 227V228H26ZM45 228V229H43V228ZM49 227V228H48ZM51 227H52V229H51ZM54 227V228H53ZM71 227V228H70ZM82 227V226H81ZM100 227V228H99ZM108 227V228H107ZM111 227V228H110ZM142 229H141V228ZM148 228V230H147V228ZM167 227H169V228H167ZM248 227V228H249ZM31 229V230H29V229ZM38 228V229H37ZM57 228H59V229H57ZM93 228H94V230H93ZM102 228V229H101ZM114 228V230H115V233H114V231H112L111 232V230ZM116 228V229H115ZM124 228H128L127 229V232H131V234H128L127 232H126V230L124 231V230H122V232H121V229H124ZM140 228V229H139ZM175 228V229H174ZM177 228H178V231H177ZM183 228V229H182ZM243 228V227H242ZM240 229L241 230V234L243 235V234H247L246 236H244L245 237V239L248 241H250L251 239L253 240V241H248V243H249V245L251 244L253 247H254V245H255V247H257L256 249L258 250V252L259 251H261V252H264V244H262V242L264 243V238H261V237H264L262 234H264V232L261 234H259V238H256V232L253 230V226H252V231L250 230L251 228H247V229H245V228H243L245 231V233L242 231L243 229ZM10 229V230H9ZM13 229V230H12ZM20 229V230H19ZM22 229V230H21ZM33 229H35V230H33ZM41 229H42V231H41ZM47 229H48V231H47ZM60 229H62V230H60ZM68 229V230H67ZM97 229V230H96ZM106 229H107V231H106ZM117 229H118V233L116 232L117 231ZM137 229H139V230H137ZM145 230L146 229V231H149L148 232V235H147V233L145 234V233H142V230ZM179 229H181V230H179ZM186 229V230H187ZM4 232H3V231ZM46 230V231H45ZM53 230V231H52ZM55 230V231H54ZM59 230V231H58ZM99 230H100V232H99ZM129 230V231H128ZM136 230V231H135ZM171 230V231H170ZM185 232H184V231ZM239 230V231H240ZM18 231V232H17ZM21 231V232H20ZM28 231H32L31 233L30 232H28ZM71 231V232H70ZM110 231V232H109ZM155 231H157L156 230V228H155ZM173 231V232H172ZM254 231V232H253ZM15 232V233H14ZM60 236L61 235V238L60 237H54V236H56L57 234ZM73 232H78L77 233V235L78 236H73L74 234H73ZM124 232V233H123ZM125 232H126V234L129 236H127L126 235V237H125ZM243 232V233H242ZM249 234H248V233ZM255 233V235L253 234V233ZM68 233V234H67ZM98 233V234H97ZM123 233V234H122ZM137 233V234H136ZM139 233V234H138ZM141 233V234H140ZM151 233V234H150ZM168 233V234H167ZM25 234V235H24ZM32 234H33V236H32ZM39 234V235H38ZM50 234V235H49ZM54 234V235H53ZM102 234V235H101ZM114 234L116 235V236H114ZM134 234L137 236H134ZM174 234H175V236H174ZM190 234V235H189ZM240 234V235H241ZM29 237H28V236ZM63 235H64V237H63ZM68 235V236H67ZM111 235V236H110ZM120 235V236H119ZM123 235V236H122ZM141 236V238H140V236ZM144 235H146V239H145V236ZM151 237H150V236ZM157 237H159L158 239L160 240L158 243H157V245L158 246H155V245H153L152 243H154L153 241H155L156 242V240H157V238H156V236ZM179 235H181L180 237H179ZM241 235V238L243 239V236ZM252 235L254 236V237H252ZM47 236V237H46ZM49 236V237H48ZM52 238H51V237ZM74 238H72V237ZM117 236H118V238H117ZM125 237V239H123L122 237ZM143 236H144V238H143ZM148 236V237H147ZM154 236H155V238H156V240H155V238H154ZM173 236H174V239H173ZM192 236V235H191ZM27 237V238H26ZM70 237V238H69ZM102 237V238H101ZM106 239H105V238ZM122 238V241H121V239L120 238ZM130 237H131V240H128V239H130ZM179 237V238H178ZM181 237H183V238H181ZM188 237H186L185 239H188ZM249 237V238H248ZM12 238V239H11ZM17 238V239H16ZM21 238V239H20ZM29 238H31V239H29ZM46 238V239H45ZM47 238H49V239H47ZM51 238V239H50ZM58 238V239H57ZM62 239V240H60V239ZM68 238V239H67ZM72 238V239H71ZM99 238V239H98ZM112 238V239H111ZM126 238H127V241L130 243V245H131V243H133V245H131V246H136L135 248H137V250L136 249H131V250H127V246H128V248H130V245H127V242L125 241L126 240ZM133 238H135V240L133 241ZM151 238V239H150ZM154 240H153V239ZM172 238V239H171ZM248 238V239H247ZM256 238V239H255ZM45 239V240H44ZM52 239H54V240H52ZM57 239V240H56ZM65 239V240H64ZM76 239V240H75ZM78 239V240H77ZM104 239V240H103ZM108 239V240H107ZM110 239V240H109ZM113 239H115L114 240V243H113ZM117 239L121 242V243H123V244H121L120 242H118V244L120 243L121 245H125L126 247H124L125 248V250L123 249V247L122 246H120L121 247V251L122 252H120V251H118L119 253H117V252H113L115 255H112L111 256V254H109V252H108V250H110L109 249V247L111 248V246H113V245H116L117 243H115V242H117ZM138 239H139V241H138ZM150 239V240H149ZM169 239L171 240V242L173 243H167L168 241H169ZM244 239V240H245ZM16 240V241H15ZM18 240V241H17ZM26 240V241H25ZM28 240H29V242H28ZM43 240V241H42ZM51 240V241H50ZM99 240V241H98ZM105 240H106V242H105ZM112 240V241H111ZM137 240V241H136ZM143 240H147V241H143ZM149 240V241H148ZM153 240V241H152ZM164 240V241H163ZM173 240V241H172ZM184 240V239H183ZM245 240V241H246ZM256 240V242L259 244H257L256 242H254ZM10 241L12 242V243H10ZM21 241V242H20ZM25 241V242H24ZM36 241V242H35ZM45 241V242H44ZM47 241V242H46ZM58 241V242H57ZM63 241V242H62ZM67 241V242H66ZM74 241V242H73ZM75 241H77V242H75ZM94 241V242H93ZM104 242V244H103V242ZM125 241V242H124ZM142 241V242H141ZM163 241V242H162ZM185 241V240H184ZM259 241V242H258ZM261 241V242H260ZM4 242V243H3ZM14 242V243H13ZM23 242V243H22ZM26 242H28V243H26ZM38 242V243H37ZM62 242V243H61ZM95 242H97V243H95ZM136 242V243H135ZM252 242H254V243H256V244H252ZM69 243V244H68ZM92 243V244H91ZM107 243V244H106ZM113 243V244H112ZM135 243V244H134ZM162 243H164L163 245H162ZM4 244V245H3ZM30 244V245H29ZM49 244V246H47ZM63 244H64V246H63ZM65 244H66V247H65ZM68 244V245H67ZM76 244V245H75ZM117 244V245H118ZM119 244V245H120ZM148 244V245H147ZM159 244H161V245H159ZM166 244V246H164ZM168 244H170L169 245V250L167 249V247H168ZM16 245V246H15ZM36 245V246H35ZM44 245V246H43ZM58 245V246H57ZM72 247H71V246ZM91 245H92V248H91ZM142 245V246H141ZM144 245V246H143ZM152 245V246H151ZM262 245V246H261ZM24 246H26V247H24ZM38 246V247H37ZM65 248H63V247ZM79 248H78V247ZM100 246H102V247H100ZM151 246V247H150ZM166 247V248H163V247ZM252 246H250V247H252ZM19 247V248H18ZM23 247V248H22ZM44 247V248H43ZM47 247V248H46ZM51 247V248H50ZM70 247V248H69ZM84 247V248H83ZM141 247V248H140ZM154 247H156V248H154ZM160 247V248H159ZM252 247V250L254 251V252H256L257 250L255 249V248H253ZM261 248V250H259L260 248ZM2 248V249H1ZM22 248V249H21ZM36 250H35V249ZM56 248V249H55ZM98 248V249H97ZM140 248V249H139ZM146 250H145V249ZM151 248H152V250H151ZM158 248V249H157ZM27 249V250H26ZM33 249V250H32ZM47 249V250H46ZM51 249H53V250H51ZM58 249V250H57ZM68 249V250H67ZM74 249V250H73ZM91 249V250H90ZM120 248H118V250H119ZM123 249V250H122ZM144 249V250H143ZM153 249H154V251H153ZM157 249V250H156ZM162 251H161V250ZM38 250H40V251H38ZM45 250V251H44ZM55 250V251H54ZM57 250V251H56ZM61 252H60V251ZM71 250V251H70ZM76 250V251H75ZM95 250V251H94ZM106 252H105V251ZM112 250V249H111ZM165 250V251H164ZM168 250V251H167ZM34 251V252H33ZM49 251H50V253H49ZM64 251V252H63ZM65 251H67L66 253H65ZM113 251V250H112ZM128 251V252H127ZM132 251H133V253H135L134 255L132 254ZM141 251L143 252V253H141ZM161 251V252H160ZM33 252V253H32ZM55 252V253H54ZM71 252H72V255H71ZM76 252V253H75ZM101 254H100V253ZM103 252H105V253H107V254H105V253H103ZM131 252V253H130ZM140 252V253H139ZM149 252V253H148ZM154 252H155V254H154ZM169 252V253H168ZM185 252V251H184ZM183 252V253H184ZM8 253V254H7ZM40 253V254H39ZM48 253V254H47ZM69 253V254H68ZM75 253V254H74ZM80 253V254H79ZM82 253V254H81ZM94 253V254H93ZM100 255H99V254ZM126 253H128L127 255L125 254V256H124V254ZM130 253V254H129ZM147 253V254H146ZM151 253V254H150ZM160 253V254H159ZM15 254V255H14ZM27 254H28V256H27ZM32 254V255H31ZM36 254V255H35ZM58 254V255H57ZM61 254V255H60ZM93 254V255H92ZM103 254V255H102ZM122 256H121V255ZM133 256H132V255ZM138 254V255H137ZM145 254V255H144ZM172 254V255H171ZM262 254V253H261ZM18 255V256H17ZM47 255V256H46ZM67 255H68V257H67ZM80 255V256H79ZM86 255V256H85ZM88 255V256H87ZM97 255V256H96ZM102 255V256H101ZM119 255V256H118ZM140 255H142L141 257H140ZM146 255H147V257H146ZM152 255V256H151ZM7 256V257H6ZM9 256V257H8ZM11 256V257H10ZM27 256V257H26ZM33 256H34V258H33ZM62 258H61V257ZM79 256V257H78ZM82 256V257H81ZM92 256H93V259H92ZM99 256V257H98ZM115 256V257H114ZM130 256V257H129ZM135 256V257H134ZM144 256V257H143ZM168 257V258H166V257ZM255 256V255H254ZM263 256H264V253H263ZM50 257V258H49ZM74 259H73V258ZM105 257V258H104ZM112 257H114V258H112ZM139 257V258H138ZM144 259H143V258ZM146 257V258H145ZM166 259H165V258ZM174 257V258H173ZM259 258L261 257V260H262V264H264V258L262 257V256H258ZM258 257H256L257 258V260H259V258ZM22 258V259H21ZM40 258V259H39ZM42 258V259H41ZM86 258V259H85ZM103 258V259H102ZM111 258V259H110ZM136 258H138V259H136ZM147 258H149V259H147ZM171 258V259H170ZM181 258H183L181 261H178V260H180ZM45 259H47V260H45ZM70 259V260H69ZM82 259V260H81ZM91 259V260H90ZM102 259V260H101ZM122 259H124V260H122ZM140 259V260H139ZM29 260V261H28ZM32 260V261H31ZM62 260V261H61ZM69 260V261H68ZM113 260V261H112ZM128 260V261H127ZM130 260V261H129ZM138 260V261H137ZM144 260V261H143ZM167 260V261H166ZM168 260H170V262L168 261ZM257 260H255V262H257V264L259 263V264H261V261L259 260V262L257 261ZM3 261V262H2ZM36 261V262H35ZM47 261V262H46ZM54 261H55V263H54ZM102 261V262H101ZM147 263H146V262ZM149 261V262H148ZM161 261V262H160ZM163 261V262H162ZM174 261V263H172ZM21 262V263H20ZM50 262V263H49ZM100 262V263H99ZM127 262V263H126ZM132 262V263H131ZM160 262V263H159ZM178 262V263H177ZM180 262V263H179ZM185 262V264L187 263L186 261H184Z\"/></svg>",
	"mask_w": 264,
	"mask_h": 264
},
{
	"label": "bare ground",
	"instance_id": "obj_2",
	"mask_svg": "<svg viewBox=\"0 0 264 264\" xmlns=\"http://www.w3.org/2000/svg\"><path fill=\"white\" fill-rule=\"evenodd\" d=\"M12 0H8V2L6 1V5H7V3L8 4H12V2H11ZM17 2H15V0H13V8H14V12L15 11H17V9H18V11H17V13L20 11L19 10V8H17V7H21L22 6V3H21V1H24V3H25V1L26 0H16ZM33 1V0H32ZM35 1V0H34ZM37 1H42V3L40 2H37ZM37 1H35V2H30V4L32 5L31 7H30V5H29V3H25L26 4V8H24V10H25V12L23 13L24 14V16H23V14H21L22 16H23V18L25 17L26 18V16H27V18H29V20H30V22H28L27 21V23H26V21L25 20H27V19H25V20H23V21H25L24 22V24L26 23V24H28V23H30V25H25V26H28V27H30L31 29L33 28V29H35V27L36 26H40L41 28L43 27V26H45V24H41V25H39V24H36V21L39 19L38 17H36L37 15H42L43 14V12H40V13H42V14H39V12L38 11H40L41 9L43 10V8L44 7H46V8H48V7H51V6H49L48 5V7H47V4L50 2V0H44V2L45 3H47V1H48V3L46 4V6L44 5L45 3L43 2V0H37ZM54 1V0H53ZM68 1V3H66ZM64 0L63 2L60 0V2H62V3H60V4H65L66 3V6H67V4H69V0ZM73 1V0H72ZM72 1H70V3L72 2ZM75 1V0H74ZM78 1V0H77ZM77 1H76V4L77 5H75L74 3H73V5L72 4H69V5H72V6H74V7H79L77 10L79 11L80 10V12L81 11H83L84 10V3H82V2H85V0H80V1H78V3H77ZM89 1V0H88ZM88 1L86 0V2L88 3ZM93 2H94V6L96 5L97 6V4L95 3V2H99L98 4H100V5H98L97 6V8H96V10L98 11V12H96V10H91V9H95V7L93 8V7H89L90 8V10L91 11H93V14H92V12H89L88 13V10H87V14H91V16H93V15H95L94 14V12H96V13H98L99 14V12H101L102 13V11H103V13L102 14H104V12L106 13L104 16H107L109 13H110V11L113 9V7H114V9L116 8V6H121L120 8H118L119 9V12L121 13V11L123 12V10L124 9H126V8H128L127 6H129V2L127 3L126 2V0H125V2L127 3H124V1L123 0H121V1H119L118 0V2H122V4H123V6L126 4L127 6L125 7L124 6V8H122L123 6L122 5H119L118 3H117V1H115V0H100V1H97V0H92ZM92 1H89V3L88 4H90V2L92 3ZM110 1V2H109ZM129 1H133V0H129ZM140 1V2H139ZM138 2L140 3V5L141 4H150L151 3V6H153L152 5V2L150 1V3H149V1L148 0H146V1H141V0H139ZM154 1V0H153ZM156 1V0H155ZM155 1L153 2V3H155ZM158 1V0H157ZM156 1V4L158 5V3L159 2H157ZM172 2H173V0H171ZM176 1V0H175ZM174 1V2H175ZM179 1V0H178ZM178 1L176 2V4L178 3ZM183 1V0H182ZM191 0H189V3L187 2H185V1H183V3L185 2L186 4H188V6L190 5V2ZM193 1V0H192ZM199 1V3L201 4V2H202V4H204L203 2H207V1H201L200 2V0H198ZM209 2H211V0H208ZM242 1V0H241ZM261 1V2H260ZM257 0L256 2H257V5H258V3L260 2V7H262L263 9H264V7L263 6H261V4H262V2H264L263 0ZM2 2H4V3H2L3 5H0V6H2V7H5V1L4 0H2ZM10 2V3H9ZM19 2L21 3V6H17V5H20L19 4ZM29 2V1H28ZM86 2H85V4H86ZM134 2V1H133ZM131 3V4H133L134 6H135V4H136V0H135V4L134 3ZM142 2V3H141ZM146 2V3H145ZM165 2H166V0H165ZM181 2V1H180ZM179 2V3H180ZM193 2H196L197 3V1L195 0V1H193ZM209 2H207L206 3V5L204 6V5H200V7H201V9L202 10H204V9H207V11L208 12H211V10L212 11H216L217 12V9H219L217 6L219 5V4H217V5H213V6H215V7H209V5H211V3L209 4ZM227 3H228V0L226 1ZM226 2H224V3H226ZM234 3H235V1H233ZM240 2V1H239ZM1 3V2H0ZM33 3H35V5H37V6H35ZM44 3V4H43ZM53 4V2H50L49 4ZM57 3V2H56ZM55 3V4H56ZM160 3H163V1H160ZM169 3H171V2H169ZM178 3V4H179ZM182 3V2H181ZM184 3V8H185V4ZM199 3H197V4H199ZM40 4V5H39ZM43 4V5H42ZM143 4V5H144ZM176 4H173L174 6H175V8H176ZM213 4V3H212ZM232 4V3H231ZM236 4H239L238 2H236ZM29 5V7H27ZM54 5V4H53ZM58 5V7H60L61 5H59V3L57 4ZM57 5L55 6L56 8H57ZM87 5V4H86ZM133 5H130V6H132V7H130V8H132V9H134V7H133ZM142 5V6H143ZM157 5H156V7H157ZM160 5H162V4H160ZM167 5V4H166ZM224 5V4H223ZM229 5H230V3H229ZM229 5H228V7H229ZM257 5H255V7L257 6ZM41 8H40V7ZM42 6H44V7H42ZM102 7L103 9L100 11V9H99V7ZM136 6H137V4H136ZM138 7V9H145L146 10V6L144 5L143 7ZM150 6V5H149ZM163 7L165 6L164 4L162 5ZM162 6H161V8H162ZM169 5H167V7H168ZM179 6H181L180 8H181V12L180 11H177V12H180L179 14H177V15H179V18H178V20H179V22L177 21V15H176V17L174 18V16L175 15H173L174 13H170V16L171 15H173V18H174V20H175V22H177L176 24H180V23H184V26H182L181 27V31L179 30V29H176L175 27H174V29H172L173 28V26L175 25V23H173L174 25L172 26V28H171V31H175V34H176V32L179 34V36H176L175 38L173 37V35H172V33L170 34L169 32H166V30H164L165 31V34H170V35H168V37L166 36H164V31H162V29L160 30V29H158L159 27H158V25H157V23H156V20H160V18H162L160 15V17L158 16L157 18H159V19H147V13L146 12H148V11H146V12H144V13H146V15H145V18H144V15H143V17H142V14L141 13H139L140 15H138V12H134V10H133V12H131V14L130 15H128V12L130 13V8H128V12H127V16H129V17H127L126 19L127 20H123L124 22H126V21H129V23L127 22V25H126V29H128L129 31H130V33L131 34H129V35H131V38H129V37H127V41L125 40L126 39V35H123V36H125L124 38H123V40H125L126 41V43L125 44H121L122 46H121V48H123V50H121V48H120V51H122L120 54L121 55H119V50H118V48L116 47V49L115 48H113V49H111V48H109L108 50H111L110 52H109V54H107L106 55V53L104 54V55H106L107 56V59L105 60V61H103L102 62V60L103 59H105V58H99L98 56L100 55V54H102V53H97V52H94V53H96L95 54V56L93 55V57H97L98 58V60H99V62L97 61V63L96 64H98L97 66H95V62H93L94 60H95V58H94V60L92 61V63H94L93 65H94V67L92 66H88V65H85V67L83 66L84 65V63H83V65H82V63H81V65L79 64L80 63V61H81V57H80V61H78V64L77 65H80L81 67H79V69L78 68H74L77 72L81 69L82 70V68H83V70L85 71H79V72H81V74L86 78V80L85 81H88L87 83L86 82H84L86 85H88L89 84V87L88 86H86V87H84V88H86L85 89V91H86V93L85 94H87V95H85L86 97H83V99L85 98V100H86V105H87V107L86 108H88V110L87 109H85V107H83L86 111H88L87 113H92L91 115H90V113L88 114L89 116H95L96 117V120H97V116H99L100 114L102 115V117L104 118L105 117V119H107V118H110V120H111V122L112 121H114L115 120V122L116 121H118V120H120V119H118V118H121V115H120V113H121V111H122V109L120 110V112L118 113L117 111H114V113L115 112H117V113H115L114 115L116 116V114L117 115H119V117L118 116H116L117 117V120L116 119H114V115H113V110H114V108L116 107L115 106V100H116V98H118L119 99V103H122V102H120V98H121V94H122V91H123V89H122V91H120V93L121 94H116V96H118V97H114L115 96V93H117V90H118V93H119V88L117 89V87H121L122 85H118L117 86V80H120V77L118 76V75H120V73H121V71H126V72H122L123 74V76L122 77H124V73L126 74V73H131V72H135V73H138V70H137V72H136V67H135V70H133L132 71V69H133V65H135L134 63H133V60H134V62H135V60H136V62H137V64H139V61H140V59H139V57H137L138 55H137V53H139V54H141L140 52H143V56H144V54H145V57H148L146 60H148V61H146L145 59H142V58H144L143 56H141L142 58V62L145 60V62L147 63V64H149L148 62H151V65H150V70H149V66L148 65H146V67H140L139 66V68H141V69H139L140 71V74H135V73H131V74H129V76L131 75V79H132V77L134 76V78L132 79V81H133V85L135 86H131L130 85V82H132L131 80H130V78L128 79L129 80V87L131 86L132 88H134V90H136L137 89V87L138 88H142L143 90H139V89H137L136 90V92L134 93V92H132L131 93V91H130V89H129V87H128V89H129V93L130 94H132L133 95V100L134 101H136V103L139 105V104H143V101L145 100V95H146V93H147V95L149 94V91L148 90H151V88L152 87H148L147 85V88H149L148 90L146 89V86H145V84H147V83H149V82H147L146 83V80H148L149 78L151 79V81L154 79V78H158V80H159V82H158V84L159 83H161V84H159L162 88H163V85H167V86H169L170 88H171V91L169 92V93H171L172 92V88L174 89V87H176V90L180 87V85L182 86V87H184V88H182V87H180V89H185V91L187 92L186 94L187 95H189L191 98H189L188 99V97L189 96H187V98H185L186 96L183 94V96H185V97H182L181 95V92H180V96H181V98L183 99V98H185V101H184V103H186L185 105H184V103L182 104L183 105V107H184V110L182 109V105H180L181 104V102H183L182 101V99H181V101H179V98L177 97H175L177 94H175L176 92H174V94H175V96H174V94L173 93H171L170 94V96L169 95H167V96H165L166 95V91H169L168 89H170V88H168L166 85V93H165V95H164V92L162 93V88L161 87H159V88H161L160 90L157 88V90H159V92H161V93H159V92H155V90H154V88L152 89V90H154L153 92V94L150 92V94L149 95H151V99L153 98V99H156V98H154V97H152V95L153 96H156L157 97V100H155V101H161L160 102V106H163L164 108V110H162V111H168V112H171L170 114L173 116V117H176V115H179V117L177 116L176 118H175V120L177 121L178 120V123L180 124V122H179V119L181 120V123L184 125V126H182L183 127V130H184V128H188V129H191V132H196V133H198V128L200 127V125H201V127L203 126H206L205 127V129L206 128H208V126L207 125H209V128H208V130L210 129L211 130V128H213L214 130V132L216 133V131H218V133L220 132V130H221V125L222 124H224L225 125V123H224V117L226 118V116H224V114H226L227 115V118H228V111L227 112H221V111H225V110H221V108L219 109V106L221 105V102H220V104H218V105H215V104H217V103H212L211 102V104H213V106H211V104H209L208 103V100L210 99L209 98V94L210 93H212V91L211 90H214L215 88H214V86L215 87H217V85L219 84V83H217V85H214L213 86V89L211 88V86H212V84H215L214 82V79L212 78L213 77V75H214V78H216L215 76H217V78L220 80V78L222 79V78H224L225 77V75H227L228 74V72H227V74L225 73V75H224V73H223V75H224V77H223V75H222V77H218V73L220 74L221 72H222V68H221V66H220V63L221 62H218L217 60V63H219L218 65L219 66H217V64H216V61H214L213 60V58L216 56V58L217 57H219V56H217V54H214V53H211L210 51H209V53H208V50L209 49H213V47H214V45L217 43H219V41H221L222 40V38H219L220 36L219 35H221V37H223L224 35H227V37H229L230 35V33L232 34V37H233V34H234V37H235V39L237 40L238 38H236L237 36H239L240 35V40H238L239 42L238 43H242L243 44V46H245L246 48L245 49H249V50H243L244 52H246V54L248 53V51H249V53H256L257 52V50H259V44L258 43H256L255 41H256V39L255 40H253V37H252V35H251V33L253 32V26H255V25H251L252 27H250V28H252V32H251V30H248V29H246L245 27H244V25H243V23L244 24H246V27H247V25H249V23H250V21H252L251 20V18H248V19H246L244 16H243V18L244 19H246V21L248 20L249 21V19H250V21H249V23H245V21L244 20H239L240 18H242V15H239V13H237L238 12V10H236L235 11V14L237 13V15L235 16L234 15V12H233V10L231 9V10H227V14L226 15H224L225 13H226V11H225V13L223 12V11H220L221 13L220 14H218V12H219V10H218V12L215 14V13H213V14H215L216 16H217V14H218V16H220L221 14H223V17H222V15H221V17L219 18V20L217 19L218 17H216V18H214V15L212 16V14H211V16L208 14H204L205 15V18H206V21H203L204 19H202V22L201 21H199L200 23H198L197 24V22L198 21H196L195 20V18L194 19H192L191 18V16H192V12L189 14L188 13V11H187V13H188V16L189 15H191L190 17H188L187 15L185 16V13L182 11V8H183V4H181V5H178V7ZM187 6V5H186ZM212 6V5H211ZM237 6V5H236ZM259 6H257L258 8H260ZM54 7V6H53ZM54 7V8H55ZM62 7H64V8H62ZM62 7H60V10L61 11H59V8H57L58 9V11L60 12V13H65V11H66V13H69V15L67 14V16H70L71 18H69V19H71L72 21H74L75 19H74V17H76V20L74 21V22H71V24L73 23H75V22H77V21H79V19L81 18H77V16H79V14H81L80 16H82V15H85V16H88L87 14H83V13H75V15L76 16H74V17H72L71 16V14H70V12H71V10L70 9H72L70 6H69V8H67L66 10H63V9H65L66 7H65V5H63ZM81 7H83V10H82V8ZM86 7V6H85ZM100 7V8H101ZM137 7H135V11L137 10L138 11V9H137ZM148 7V6H147ZM166 7V6H165ZM166 7V8H167ZM176 8V9H180V8ZM209 7V8H208ZM220 7V6H219ZM221 7H222V5H221ZM224 7H225V5H224ZM243 7V6H242ZM252 7V6H251ZM254 7V8H255ZM8 9V11H9V7H5V8H0V13H1V11H5V9ZM16 8V9H15ZM54 8H52V9H50L49 8V10H51V12L52 11H54L53 9ZM55 8V9H56ZM62 8V9H61ZM88 7H86V9H89ZM122 8V9H121ZM148 8H150V7H148ZM161 8H158L159 10L161 9ZM166 8L164 9L165 11H166ZM170 8V7H169ZM171 8H173V6L171 7ZM197 8H198V6H197ZM213 8V9H212ZM226 8H227V5H226ZM230 8H231V6H230ZM4 9V10H3ZM22 9V8H21ZM40 9V10H39ZM57 9H56V11H57ZM69 9V12H67V10ZM75 9V8H74ZM99 9V10H98ZM121 9V10H120ZM152 9V8H151ZM157 9V10H158ZM200 9V8H199ZM215 9V10H214ZM234 9H235V7H234ZM237 9V8H236ZM253 9V8H252ZM255 9H257V8H255ZM261 9V8H260ZM262 9V10H263ZM44 10H45V12H47V10L44 8ZM43 10V11H44ZM76 10V11H77ZM117 9H115V11H116ZM144 10V11H145ZM161 10H163V8L161 9ZM170 10V9H169ZM169 10L167 9V12H169ZM194 10H196V12L197 11H199L198 9H193V11ZM220 10H224L223 8L222 9H220ZM226 10V9H225ZM7 10H6V12H4V13H6L7 14V12H8ZM57 11V12H58ZM75 11V12H76ZM84 11H86V10H84ZM83 11V12H84ZM114 11V10H113ZM113 11H111L112 12V14H110V16H107V18H108V20H110V19H112V20H115L114 18V16H113V14L115 13H113ZM155 11H156V9H155ZM165 11H161V13L162 14H164V15H166L165 13ZM207 11H205V12H207ZM229 11H231V12H229ZM14 12H12V14H14ZM73 12V11H72ZM71 12V13H72ZM117 12V11H116ZM165 12V13H164ZM200 12V11H199ZM207 12V13H208ZM223 12V13H222ZM232 12H233V14H232ZM244 12V11H243ZM247 12V11H246ZM16 13V12H15ZM16 13V14H17ZM20 13V12H19ZM18 13V14H19ZM47 13H49V11L47 12ZM59 13V14H60ZM63 13L61 14V16H59V17H62V16H64L63 15ZM66 13H65V15H66ZM85 13V12H84ZM99 14V15H101L102 16V14ZM157 13V12H156ZM160 13V12H159ZM158 13V14H159ZM182 13H184V14H182ZM228 13H230V14H228ZM242 13V12H241ZM240 13V14H241ZM11 14V13H10ZM25 14H27V15H25ZM52 14V13H51ZM54 15H55V12L53 13ZM51 15V16H53L54 17V15ZM74 14V13H73ZM97 14V15H98ZM115 14H118V12L117 13H115ZM149 14H151V12H149ZM152 14H154V12L152 13ZM168 14V16H169V13H167ZM262 14H263V12H262ZM20 15V14H19ZM19 15H17V16H19ZM30 15V17H28ZM45 15H47L48 16V14H44V16ZM111 15L113 16L112 18H111ZM121 15L123 16V13H121ZM126 15H124V16H126ZM155 15H157V14H155ZM163 15V16H164ZM181 15H183V16H185V17H183V19L184 20H181V18H182V16ZM206 15H207V17L208 16H210V17H208V18H210V19H208L207 17H206ZM234 15V16H233ZM249 15V14H248ZM1 16V15H0ZM5 16V15H4ZM7 16V15H6ZM6 16H5V18H6ZM9 16H12V15H9ZM14 17H12L13 19H12V21L14 20V18L16 17L17 18V16H15V15H13ZM51 16H49V18L51 17ZM85 16H83V17H85ZM104 16H102V18L104 17ZM139 16H141V18L139 17ZM151 16V15H150ZM149 16V17H150ZM198 16H200V15H198ZM201 16H203V15H201ZM241 16V17H240ZM246 16V15H245ZM252 16H255V15H252ZM42 17H43V15H42ZM42 17H41V19H42ZM52 17V18H53ZM56 17V16H55ZM58 17V16H57ZM65 17V16H64ZM97 17V16H96ZM211 17H213V20L214 21H216V23L214 22V21H212L211 19ZM237 17H239L238 18V20L236 19ZM2 18V17H1ZM8 19H9V17H7ZM37 18V19H36ZM63 18V17H62ZM68 17H66V18H63V19H61V18H57V19H59V20H54L55 22L57 21V22H59L60 20L61 21H63L64 19H67ZM91 18V17H90ZM94 18V17H93ZM101 18V19H102ZM144 18V19H143ZM151 18V17H150ZM166 18H168L167 17V15H166ZM170 18H172V16L171 17H169V19ZM200 18V17H199ZM202 18V17H201ZM201 18L200 19H198V20H201ZM242 18V19H243ZM18 19V18H17ZM41 19H40V22H41ZM83 19V18H82ZM100 19V21L102 22V20L103 19H105V17L101 20ZM124 19H125V17H124ZM146 19V20H145ZM215 19H217V20H215ZM220 19H222V21L220 20ZM3 20H5V19H3ZM2 20V21H3ZM21 20V19H20ZM43 20H44V18H43ZM51 20V19H50ZM71 20H69V21H71ZM117 20V19H116ZM120 20V19H119ZM168 19H166V21H165V23H167L168 21H167ZM173 20V21H174ZM196 22H195V21ZM259 20V19H258ZM257 19H256V23L255 24H257V21H258ZM260 20H261V18H260ZM1 21V20H0ZM2 21H1V24H2ZM11 21V22H12ZM45 21V20H44ZM67 21H68V19H67ZM83 21V20H82ZM99 21V22H100ZM118 21V20H117ZM181 21V22H180ZM182 21H184V22H182ZM217 21H219V22H217ZM221 21V22H220ZM243 21V22H242ZM4 22H6V21H4ZM15 22H17L16 20H15ZM20 22H22V21H20ZM19 22V23H20ZM39 22V21H38ZM39 22V23H40ZM53 22V21H52ZM64 22V21H63ZM62 22V23H63ZM95 22V21H94ZM96 22H98V20L96 21ZM120 22V21H119ZM119 22H116L115 21V24L114 25H116V23L118 24V26L119 27H121V25H119ZM160 22V21H159ZM164 23V21L163 20H161V23ZM255 21L253 20V23H254ZM260 23H261V21H259ZM18 23V22H17ZM60 23V25H61V22H59ZM78 24L80 23V25H81V23L82 22H77ZM88 23V22H87ZM92 23V22H91ZM122 23V22H121ZM160 23V24H161ZM165 23L164 24H162L163 26H165ZM252 23V22H251ZM4 24V23H3ZM21 24V23H20ZM20 24H18L19 26H20ZM48 25V27H49V22L47 23ZM53 24V23H52ZM57 24V23H56ZM66 24H67V22H66ZM66 24H64V25H66ZM69 24V23H68ZM67 24V25H68ZM76 24V23H75ZM74 24V26L76 27V25ZM85 24H86V21H85ZM123 24H126V23H123ZM167 24H169V23H167ZM12 25V24H11ZM63 24H62V26H64ZM66 25V26H67ZM88 25V24H87ZM99 25V24H98ZM102 25H104L103 23H102ZM113 25V26H114ZM161 25V28L163 27ZM171 25V24H170ZM4 26V25H3ZM15 26V25H14ZM57 26H59L58 24H57ZM65 26V27H66ZM71 27H72V25H70ZM69 26V27H70ZM73 26V27H74ZM79 26V25H78ZM85 26V25H84ZM93 26H94V24H93ZM110 26H112V25H110ZM123 26H125V25H123ZM167 26V25H166ZM177 26V25H176ZM222 26V27H221ZM256 26H258V25H256ZM12 27V26H11ZM17 26H15V27H13L14 29L16 28ZM22 27L23 26H21V27H19L20 29H21V31H22ZM28 27H26V28H28ZM39 27V28H40ZM47 27V31H46V34L44 35V33H43V35H40L41 33H39V36L37 35V33H38V31H36V30H33V32L31 31V34H30V31H28L27 32V29H25V28H23V30L29 35H32V33H34V32H37V33H35L34 35H33V37H36V36H38V40H40V41H42L41 39H40V36L41 37H45L46 36V39H50V37L51 36H53V40H55V41H53L54 43L55 42H57L56 41V39H58L60 36H61V34H56L57 33V31L55 32V31H52L51 29H49ZM51 27H53L52 25H51ZM61 27V26H60ZM88 27V26H87ZM90 27V26H89ZM92 27V26H91ZM96 27V26H95ZM103 27V26H102ZM109 27V26H108ZM169 27H171V26H167V28H168V30L170 29ZM179 27V26H178ZM184 27V28H183ZM221 27V28H220ZM8 28V27H7ZM18 28V27H17ZM17 28H16V30H17ZM29 28V29H30ZM44 28V27H43ZM64 28V27H63ZM67 29H70V28H68V26L66 27ZM83 28V27H82ZM94 28V27H93ZM96 28H98V27H96ZM95 28V29H96ZM100 28V27H99ZM164 28V27H163ZM182 28L184 29V31H185V28L186 29H188V31L190 32V34L191 35H193L194 37H192V39H190L191 37L189 36V34H187V32H185L186 34V36L191 40H188V38L187 37H185V35L184 34H180L178 31H180L181 33L183 32L184 33V31H182ZM222 28H224L226 31L225 32H228V33H220V34H215L214 35V33H218V29H219V31H224V29H222ZM20 29H18V30H20ZM30 29V30H31ZM36 29H37V27H36ZM78 29V28H77ZM102 29V28H101ZM125 28H123V30H126ZM164 29H166V27L164 28ZM178 30V31H176V30ZM192 31H191V30ZM222 29V30H221ZM255 29H257V28H255ZM17 30V31H18ZM38 30V29H37ZM41 30V29H40ZM46 30V29H45ZM72 30V29H71ZM74 30V29H73ZM79 30V29H78ZM104 30H105V28H104ZM112 30V29H111ZM117 30V29H116ZM119 30H120V28H119ZM125 31L124 33H126L127 34V32H129V31ZM11 31V30H10ZM23 31V32H24ZM41 31H44V29H42ZM52 31V32H51ZM98 31V30H97ZM105 31H107V30H105ZM114 31V30H113ZM256 31V30H255ZM253 32L254 33V35L253 36H255V37H257L258 36V32ZM258 31V30H257ZM16 32V31H15ZM18 32H20V31H18ZM17 32V33H18ZM55 32V34L57 35H53L52 33H54ZM101 32V31H100ZM103 32V31H102ZM102 32H101V34H102ZM188 32V33H189ZM251 32V33H250ZM21 33V32H20ZM25 33V35H27ZM50 33V34H49ZM109 33V32H108ZM117 33H118V31H117ZM123 33V31H121V33H118V35L120 34V36H119V39H120V42H121V39L122 38H120L121 37V34ZM256 33H258L257 34V36L255 35ZM24 34V33H23ZM63 34V33H62ZM93 34V33H92ZM94 34H97V33H94ZM93 34V35H94ZM101 34L99 33V35H100V37H101ZM235 34L237 35V36H235ZM250 34V35H249ZM261 34V33H260ZM259 34V35H260ZM50 35V36H49ZM60 35V36H59ZM98 35V34H97ZM98 35V36H99ZM213 35H214V38H213ZM229 35V36H228ZM245 35V36H244ZM57 38H56V37ZM59 36V37H58ZM81 36V35H80ZM128 36V35H127ZM170 36V37H169ZM218 37L219 38V41H218V38H217V40H216V38L215 37ZM263 36V35H262ZM262 36L259 38L258 37V39L260 40L261 38H262ZM26 37V36H25ZM49 37V38H48ZM54 37L56 38V39H54ZM68 37V36H67ZM72 37V36H71ZM70 36H69V39L71 38ZM88 36H86V38H87ZM102 37H103V39H104V36H103V34H102ZM109 37V36H108ZM226 36H225V39H226V42H227V40H229L228 38H227ZM245 37V38H244ZM254 37V38H255ZM61 38V37H60ZM73 38V37H72ZM83 38V37H82ZM86 38H84V39H86ZM110 38H112L113 40H114V36L112 37H110ZM172 38V39H171ZM43 40H45L44 38H42ZM62 39V38H61ZM61 39L59 40L60 41V44L63 42V41H67L68 39H62V41H61ZM74 39V38H73ZM99 39V38H98ZM102 39V38H101ZM102 39V40H103ZM129 39V40H128ZM221 39V40H220ZM264 39V38H263ZM22 40V39H21ZM27 40H30V39H27ZM26 40V41H27ZM48 40H46L47 42L46 43H48V45H49V42H52V40L51 41H48ZM79 40V39H78ZM83 40V39H82ZM101 40V41H102ZM122 40V41H123ZM232 40H234V38L232 39ZM70 41L72 42L71 44H73V42L74 41H76V40H71L70 39ZM89 42L91 41V39L90 40H88ZM107 41V40H106ZM12 42V41H11ZM14 42V41H13ZM16 42V41H15ZM78 42V41H77ZM84 42V41H83ZM94 42V40L92 41V43ZM224 42V40H222V43ZM223 43V48L225 47V46H227L226 44H229L230 43V41H228L229 43ZM258 42V41H257ZM21 43V42H20ZM23 44H24V42H22ZM58 43V45L57 46H59L60 44H59V42H57ZM56 43V44H57ZM65 45H66V42H63ZM62 43V44H63ZM75 43L76 42H74V45H75ZM92 43H89V44H91L92 45ZM99 44L98 42H95V44ZM114 43H115V45H116V43L118 44V42H117V40L115 41L114 40ZM221 43V42H220ZM222 43L220 44V45H222ZM232 43H234V42H232ZM29 44H34L32 41H31V43H30V41H28V44L26 43V45H29ZM53 44V43H52ZM78 44V43H77ZM76 44V45H77ZM85 44H88V42L87 43H85ZM95 44H93V46H95ZM96 44V45H97ZM106 44V43H105ZM217 44L215 45V48H217ZM225 44V45H224ZM241 44V45H242ZM261 44H263V41H262V39H261ZM1 45H4V44H1ZM16 45V44H15ZM20 45V44H19ZM22 45V44H21ZM44 45V44H43ZM69 45H70V43H69ZM68 45V46H69ZM72 46V48L70 47V49H72V50H70L69 48H67V45H66V47H64L63 45V49H62V51L64 52V50H66L67 51V53H69L70 51H72V52H74L75 53V51H74V47L75 48H77L78 47V45H77V47L76 46ZM237 45V44H236ZM13 46V45H12ZM32 46H35V49H33L32 48ZM50 46H51V44H50ZM104 46H106V45H104ZM111 46H113L112 44H111ZM213 46V47H212ZM233 46V45H232ZM238 46H240L239 44L237 45V47ZM243 46H241V48L243 47ZM3 47V46H2ZM6 47V46H5ZM10 47H11V45H10ZM15 47V46H14ZM19 46H16V48H18ZM26 47H29V48H26ZM25 48H26V51H28L27 53H29V54H31L30 52H29V50L31 49L32 51L33 50H40L39 49V47H38V45L36 46L35 44L34 45H31V48H30V45L29 46H26ZM38 47V48H37ZM43 47V46H42ZM86 47V46H85ZM88 47V46H87ZM90 47H92V46H90ZM90 47H88V51L90 50L89 48ZM110 47V46H109ZM218 47H220V49L222 48L221 46H219L218 45ZM228 47V46H227ZM234 47V46H233ZM260 47H261V45H260ZM262 47H264V46H262ZM261 47V48H262ZM11 48H13V47H11ZM10 48V49H11ZM16 48H15V51H17L16 50ZM22 48V47H21ZM21 48H19L21 51H23L25 48H24V46H23V48L21 49ZM62 48V47H61ZM66 48V49H65ZM82 47H80L79 46V48H77V49H75L77 52H79L80 51V49H81ZM84 48V47H83ZM14 49V48H13ZM69 49V50H68ZM78 49H79V51H78ZM92 49V51H93V49H94V51L96 50V48H91ZM232 48H230V50H231ZM237 49V48H236ZM242 49H244V48H242ZM242 49H240V50H242ZM2 50H6V49H2ZM19 50V51H20ZM30 50V51H31ZM37 50V51H38ZM52 51H54L55 49L53 48V49H51ZM50 50V53L52 52ZM203 52H202V51ZM214 50V49H213ZM216 50V49H215ZM217 50H218V48H217ZM217 50L216 51H214V52H216L217 53ZM227 50V49H226ZM229 50V51H230ZM239 50V49H238ZM238 50H237V52H238ZM11 51H12V49H11ZM20 51V52H21ZM36 51V52H37ZM42 51V50H41ZM58 51V50H57ZM56 50L54 51V52H56V53H60V52H62L61 50L59 51V52H57ZM65 51V52H66ZM91 50H90V53L92 52ZM97 51H99V49L97 50ZM102 51V50H101ZM119 51V52H118ZM198 53H197V52ZM199 51L201 52V56H205L206 57V59H205V61H204V63H206L204 66H206V68H208V70H206V71H209L208 72V74H206V71L205 70H203L204 69V67L203 66H201V65H203V64H201L200 65V67H199V58H201V60H202V62H203V60H204V56L203 57H195L196 56V54H200L199 53ZM225 51V50H224ZM228 51V52H229ZM232 51V50H231ZM242 51V52H243ZM264 51V50H263ZM6 52H7V50H6ZM14 52V51H13ZM34 52V51H33ZM39 52V51H38ZM44 52V51H43ZM43 52H41L42 53V55H43ZM49 52V51H48ZM54 52L52 53V54H54ZM63 52L61 53V54H63ZM64 52V59L65 58H68L67 57V53H65ZM71 52V53H72ZM76 52V53H77ZM83 52V51H82ZM85 52V51H84ZM104 52H106V51H104ZM196 52V53H195ZM213 52V51H212ZM219 52V51H218ZM241 52V53H242ZM244 52H243V54H244ZM260 52V51H259ZM258 52V53H259ZM22 53H24L25 54V51H23ZM40 53V52H39ZM80 53V52H79ZM79 53H78V55H79ZM202 53H203V55H202ZM226 53H227V51H226ZM239 53V52H238ZM261 53V52H260ZM11 54V53H10ZM13 54V53H12ZM35 54H37V53H35ZM51 54V55H52ZM61 54H58V55H61ZM73 54V53H72ZM85 54V53H84ZM92 54H93V52H92ZM136 54V55H135ZM195 54V55H194ZM208 54V55H207ZM210 54H214V56H211ZM225 53H223V55H224ZM240 54V53H239ZM238 54V55H239ZM38 55H40V54H38ZM46 55V54H45ZM50 55V54H49ZM57 55V54H56ZM55 54H54V57L56 56ZM77 55V54H76ZM83 55V54H82ZM81 55V56H82ZM104 55H102V57H104ZM118 55L120 56L119 58H118ZM136 56L135 58H133V56ZM227 55V54H226ZM225 55V56H226ZM232 55V54H231ZM230 55V56H231ZM237 55V54H236ZM255 55V54H254ZM254 55L252 56L251 54H250V56H252V57H254ZM258 54H256L255 56H257ZM260 55H263V54H260ZM1 56V55H0ZM7 56H9V55H7ZM17 56V55H16ZM24 56V55H23ZM31 56H33L32 54H31ZM62 56V55H61ZM60 56V57H61ZM69 56V55H68ZM70 56H72V55H70ZM92 56V55H91ZM101 56V55H100ZM222 56V55H221ZM241 56V55H240ZM248 56V55H247ZM6 57V56H5ZM4 57V58H5ZM15 57V56H14ZM18 57V56H17ZM57 57V56H56ZM63 57H61V59L63 58ZM90 57V56H89ZM235 57H237V56H235ZM252 57H251V59H252ZM260 57V56H259ZM263 57V56H262ZM12 58V57H11ZM19 58V57H18ZM29 58V57H28ZM42 58H44V55L42 56ZM71 58H73V57H71ZM76 58V57H75ZM74 58V59H75ZM79 57H77V59H78ZM84 58V57H83ZM203 58V59H202ZM233 58H234V56H233ZM238 58V57H237ZM236 58V59H237ZM245 58V57H244ZM243 57H242V59H244ZM89 59V58H88ZM93 59V58H92ZM139 59V60H138ZM221 59V58H220ZM230 59H232V58H230ZM248 59H250V58H248ZM250 59V60H251ZM254 59V58H253ZM252 59V60H253ZM259 59V58H258ZM262 59V58H261ZM1 60V59H0ZM7 60V59H6ZM17 60V59H16ZM43 60V59H42ZM63 60V59H62ZM67 60V59H66ZM73 60V59H72ZM85 60H87V59H85ZM97 60V59H96ZM95 60V61H96ZM223 60H224V58H223ZM222 60V61H223ZM229 60V59H228ZM227 60V61H228ZM235 60V59H234ZM239 60V59H238ZM251 60V61H252ZM255 60V59H254ZM44 61V60H43ZM75 61V60H74ZM74 61L72 62V63H74ZM90 61V60H89ZM230 61V60H229ZM259 61V60H258ZM2 62V61H1ZM20 62V61H19ZM29 62V61H28ZM38 62V61H37ZM51 62V61H50ZM144 62V65H143V63H141V66L143 65V66H145V63ZM201 62V63H202ZM234 62H237L236 60L234 61ZM233 62V63H234ZM240 62V61H239ZM238 62V63H239ZM257 62V61H256ZM3 63V62H2ZM5 63V62H4ZM12 63V62H11ZM32 63V62H31ZM35 63V62H34ZM59 63V62H58ZM66 63H68L67 61H66ZM70 63V62H69ZM92 63H91V65H92ZM110 64V67H111V65H112V68H111V70L113 69V67L114 66H116V74H115V70H110V68L108 67L107 68V66H101V65H107V64ZM133 63V64H132ZM226 63V62H225ZM258 63V62H257ZM262 63H264V62H262ZM21 64V63H20ZM36 64V63H35ZM48 64V63H47ZM64 64V63H63ZM76 64V63H75ZM90 64V63H89ZM136 64V66L138 67V65ZM230 64H231V62H230ZM242 64V63H241ZM251 64V63H250ZM249 64V65H250ZM31 64L29 63V67H31L30 66ZM46 65V64H45ZM74 65V64H73ZM221 65H223V64H221ZM227 65H229V64H227ZM235 65V64H234ZM237 65V64H236ZM245 65V64H244ZM4 66V65H3ZM2 66V67H3ZM43 66V65H42ZM83 66V67H82ZM241 66V65H240ZM239 66V67H240ZM252 66V65H251ZM22 67H23V65H22ZM50 67V66H49ZM52 67V66H51ZM65 67V66H64ZM63 67V68H64ZM72 67V66H71ZM70 67V68H71ZM87 67V68H86ZM96 67H98V68H96ZM224 67H225V65H224ZM226 67H228V69H229V66H226ZM237 67V66H236ZM239 67H237V68H239ZM243 67V66H242ZM253 67V66H252ZM85 68V69H84ZM144 68H148L147 70H145V71H143L142 69H144ZM203 68V69H202ZM251 68V67H250ZM255 68V67H254ZM258 68H261V67H258ZM264 68V67H263ZM4 69V68H3ZM12 69V68H11ZM20 69V68H19ZM28 69V68H27ZM51 69V68H50ZM69 69V68H68ZM71 69H73V68H71ZM70 69V70H71ZM73 69V70H74ZM105 69H108V70H110V73L111 72H113L112 74H110L109 72H107V70H105ZM115 69V68H114ZM227 69V70H228ZM236 69V68H235ZM241 70L242 69H244V68H240ZM2 70V69H1ZM20 70H22V69H20ZM19 70V71H20ZM25 70V69H24ZM54 70V69H53ZM66 70V69H65ZM69 70V71H70ZM203 70V71H202ZM221 70V71H220ZM247 70H248V68H247ZM246 70V71H247ZM253 70V69H252ZM12 71V70H11ZM23 71V70H22ZM27 71L28 70H26V71H23V74H20L21 76L22 75H24V73H25V75H26V73H27ZM31 71V70H30ZM72 71V70H71ZM70 71V72H71ZM118 71H120V73H118ZM143 71V72H142ZM148 71V72H147ZM224 71V70H223ZM229 72H230V70H228ZM9 72V71H8ZM15 73H17V70L16 71H14ZM41 72V71H40ZM52 72V71H51ZM144 72H147L148 73V77H146V78H148V79H145L144 77H145V75H146V73H145V75L143 74ZM210 72L212 73V77H211V75H209L210 74ZM232 72H234V71H232ZM242 72V71H241ZM240 72V73H241ZM249 72V71H248ZM253 72H254V70H253ZM260 72V71H259ZM262 72V71H261ZM30 73V72H29ZM46 73V72H45ZM54 73V72H53ZM56 73V72H55ZM66 73H68V70H66ZM72 73H73V71H72ZM144 75H142V74ZM154 75V76H156V77H154L153 78V76H152V78L150 77L151 75ZM237 73H239V72H237ZM250 73V72H249ZM255 73V72H254ZM6 74V73H5ZM4 74V75H5ZM9 74V73H8ZM12 74V73H11ZM18 74V73H17ZM17 74H15V76H17ZM134 74V75H133ZM232 74V73H231ZM235 74V73H234ZM243 74V73H242ZM246 74V73H245ZM252 74V73H251ZM260 73H258V74H256L257 76L259 75ZM13 75V74H12ZM25 75H24V77H25ZM29 75V74H28ZM30 75H31V73H30ZM29 75V76H30ZM40 75H41V73H40ZM43 75V74H42ZM72 76L73 75H75L74 73L73 74H71ZM127 75V74H126ZM135 75H137V77L135 76ZM142 75V76H141ZM221 75V74H220ZM239 75V74H238ZM238 75H235V77L236 76H238ZM247 75H249V74H247ZM28 76V77H29ZM32 76H33V73H32ZM32 76H30V77H32ZM77 76V75H76ZM129 76H127V77H129ZM147 76V75H146ZM228 76V75H227ZM231 76V75H230ZM253 76V75H252ZM260 76H262V75H260ZM19 77V76H18ZM27 77V76H26ZM29 77V78H30ZM33 77H35V76H33ZM44 77V76H43ZM78 77V76H77ZM104 77V78H103ZM118 77H119V79H118ZM212 79H211V78ZM233 77V76H232ZM240 77V76H239ZM243 77H247L246 75L244 76L243 75ZM243 77H242V79H243ZM256 77V76H255ZM12 78H14V77H12ZM16 78V77H15ZM20 78V77H19ZM80 78H82V77H80L79 76V79ZM105 78H106V84H104L105 83V81H104V83H103V79L105 80ZM142 78L144 79V82H145V84L143 83V80H142ZM157 78H156V80H157ZM241 78V77H240ZM260 78V77H259ZM262 78V77H261ZM11 79V78H10ZM33 78H31V80L30 79H25L24 80V78L23 79H21V80H24V81H26V80H29V82H31V81H34V80H32ZM45 79H46V77H45ZM47 79H48V76H47ZM50 79V78H49ZM121 79H123V78H121ZM125 79V78H124ZM127 79V78H126ZM149 79V80H150ZM216 80V81H218L219 82V80ZM226 79V78H225ZM228 79H230V78H228ZM246 79V78H245ZM253 79V78H252ZM258 79V78H257ZM73 80H75V78H73ZM73 80H72V83H73ZM155 80V79H154ZM223 80V79H222ZM232 80H234V79H232ZM241 80V79H240ZM240 80H238L237 79V81H238V83L240 82ZM256 80V79H255ZM261 80V79H260ZM10 81V80H9ZM14 82H16L15 80H13ZM17 81H20L19 79L17 80ZM39 81L41 82L42 80H40L39 79ZM50 82H51V79L49 80ZM68 81V80H67ZM80 81V80H79ZM82 81V80H81ZM125 81H127V80H125ZM150 81V82H151ZM214 81V82H213ZM235 81V80H234ZM244 81V80H243ZM242 81V84L244 83ZM253 81H254V79H253ZM258 81V80H257ZM2 83H3V81H1ZM14 82H13V84H14ZM27 82V81H26ZM35 82H36V80H35ZM57 82V81H56ZM76 82H78V81H75L74 83H76ZM120 82V81H119ZM128 82V81H127ZM126 82V83H127ZM213 82V83H212ZM220 82H221V80H220ZM223 82H225V81H223ZM227 82V81H226ZM232 81H230V84L232 85V83H231ZM260 82V81H259ZM263 82V81H262ZM11 83V82H10ZM18 83V82H17ZM17 83H16V85H17ZM33 83V82H32ZM64 83H66V82H64ZM68 83H70V82H68ZM82 83V82H81ZM121 83H122V81H121ZM156 83H157V81H156ZM212 83V84H211ZM228 83V82H227ZM235 83H236V81H235ZM249 82L247 81V85H250V84H248ZM253 83V82H252ZM256 83V82H255ZM6 84H7V86H8V83L6 82ZM27 84V83H26ZM30 84V83H29ZM47 84V83H46ZM60 84V83H59ZM78 84V83H77ZM85 84L84 85H82V86H85ZM111 86H109V85ZM128 84V83H127ZM132 84V83H131ZM163 84V85H162ZM220 84H222V82L220 83ZM220 84H219V86H220ZM225 84V83H224ZM234 84V83H233ZM240 84H241V82H240ZM244 84H246V83H244ZM4 85V84H3ZM20 85V84H19ZM40 85V84H39ZM48 85V84H47ZM76 85V84H75ZM108 85V86H107ZM145 87H144V86ZM153 85H154V83H153ZM155 85H157V84H155ZM179 85V86H178ZM228 85V84H227ZM230 85V86H231ZM239 85V84H238ZM251 85H253V84H251ZM257 85V84H256ZM255 85V86H256ZM1 86V85H0ZM12 86V85H11ZM22 86H23V84H22ZM34 86H35V84H34ZM50 86V85H49ZM63 86H65V85H63ZM124 86V85H123ZM137 86V87H136ZM158 86V85H157ZM223 86V85H222ZM226 86V85H225ZM233 86V85H232ZM231 86V87H232ZM240 86V89H242V91H243V87H245V85H239ZM262 86H264L263 84H262ZM261 86V87H262ZM9 87V86H8ZM7 87V88H8ZM13 87V86H12ZM19 87H21V86H19ZM31 87V86H30ZM36 87V86H35ZM44 87V86H43ZM80 87V86H79ZM79 87H78V89H79ZM87 87L89 88V89H87ZM127 87V86H126ZM178 87V88H177ZM237 87V85L236 86H234V88H236ZM13 88H16V87H13ZM17 88H18V86H17ZM22 88H25V87H22ZM21 88V89H22ZM37 88V87H36ZM39 88V87H38ZM45 88V87H44ZM50 88V87H49ZM52 88V87H51ZM50 88V90H52ZM58 88V87H57ZM56 88V89H57ZM63 88H65V87H63ZM75 88V87H74ZM156 88V87H155ZM223 88H224V90H225V87L223 86ZM227 88V90L226 91H229L228 89H230V87L228 88V87H226ZM238 88V87H237ZM249 88H250V86H249ZM259 88H260V85H259ZM263 88V87H262ZM1 89V88H0ZM3 89H4V86H3ZM55 89V90H56ZM71 89V88H70ZM117 89V90H116ZM164 89V88H163ZM180 89H178L179 91H183L182 93H184V90H180ZM220 89V88H219ZM218 89V90H219ZM231 89H233V87L231 88ZM239 89V88H238ZM251 89V88H250ZM250 89H249V91H250ZM261 89V88H260ZM2 90V89H1ZM5 90V89H4ZM32 90V89H31ZM44 90V89H43ZM54 90V89H53ZM57 90H60V88L59 89H57ZM72 90V89H71ZM84 90V89H83ZM89 90V91H88ZM132 90V89H131ZM175 90V89H174ZM210 90V91H209ZM217 90V89H216ZM248 90V89H247ZM246 90V91H247ZM254 90V89H253ZM253 90H251L252 91V93H253ZM8 91V90H7ZM9 91H11V89L9 90ZM24 91H26V90H24ZM28 91V90H27ZM34 91V90H33ZM39 91V90H38ZM84 91V92H85ZM138 91H142L141 92V94H140V92H138ZM208 91H209V94H208ZM231 91V90H230ZM235 92V93H232V92ZM233 91L231 92L232 94V96H234L235 94H236V92H237V89H233ZM240 91V90H239ZM241 91V92H242ZM249 91H248V93H249ZM257 90H254V92H256ZM258 91H259V89H258ZM264 91V90H263ZM2 92V91H1ZM0 92V93H1ZM12 92V91H11ZM18 92V91H17ZM16 92V93H17ZM21 92V91H20ZM19 92V93H20ZM23 92V91H22ZM56 92H58V91H56ZM67 92V91H66ZM81 92V91H80ZM84 92H83V95H84ZM125 92V94H127L126 92L127 91H124ZM123 92V93H124ZM213 92H215V91H213ZM223 92V91H222ZM222 92H221V94H222ZM244 92V91H243ZM238 93L237 92V95L235 96L236 98H237V101H239V103L241 104V102H240V99L242 98H244V96H245V94L244 93ZM260 92V91H259ZM259 92H258V94H259ZM4 93V92H3ZM19 93H17V98H19V97H21L20 99H21V101H23L22 99H23V96H24V98H27L24 94H22V95H18ZM32 93V92H31ZM43 93V92H42ZM47 93V92H46ZM53 93H54V91H53ZM64 93V92H63ZM71 93H72V91H71ZM128 93V94H129ZM168 93V94H169ZM218 93V91L216 92V94ZM247 93V92H246ZM251 93V94H252ZM9 94V93H8ZM21 94V93H20ZM50 94V93H49ZM65 94V93H64ZM64 94H62V95H64ZM68 94V93H67ZM82 94V93H81ZM155 94V95H154ZM173 94V95H172ZM179 94V93H178ZM206 94H208V95H206ZM228 94V93H227ZM234 94V95H233ZM242 95V94H244V95H242V97L241 98H239V96L238 95ZM256 94H257V92H256ZM257 94V95H258ZM1 95V94H0ZM7 95V94H6ZM27 95V94H26ZM38 95V96H37ZM41 95V94H40ZM39 95V93L38 94H36L35 96L34 95H32V96H34V98L33 97H31V98H33V100H30V99H28L27 98V100H26V102L25 101H23V102H25V103H33V105L35 106V105H39V102L41 103V101L43 100V96H45V94L43 93L41 96ZM68 95H70L71 96V94H68ZM82 95V96H83ZM149 95L147 96V98L149 97ZM214 94H212V96H213ZM261 95V94H260ZM260 95H258V96H260ZM264 95V94H263ZM8 96V95H7ZM14 96H15V93H14ZM16 96H15V98H16ZM49 96V95H48ZM58 96V95H57ZM60 96V95H59ZM172 96V97H171ZM179 96V97H180ZM208 96V97H207ZM210 96H211V94H210ZM221 96V98H222V95H220ZM226 96V95H225ZM225 96H223V98L225 97ZM238 96V97H237ZM246 96H248L247 94H246ZM250 96V95H249ZM252 96V95H251ZM30 97V96H29ZM42 98V99H39V98ZM67 97V96H66ZM123 95H122V100H123ZM127 97H128V95H127ZM219 97V96H218ZM227 97V96H226ZM229 97H231L230 95H228V98ZM254 97V96H253ZM261 97H263V96H261ZM9 98H10V96H9ZM9 98H8V100H9ZM14 98V97H13ZM14 98V100H17V102L20 100H18L17 98L15 99ZM61 98V97H60ZM158 98H159V100H158ZM208 100H207V99ZM220 97H219V99H221ZM222 98V99H223ZM234 98V97H233ZM235 98V99H236ZM239 98V99H238ZM246 98V97H245ZM245 98H244V100H245ZM46 99H47V97H46ZM46 99H44L43 100V105L45 106V107H47L46 106V104H47V101H46ZM51 99H53V98H51ZM77 99V98H76ZM82 99V100H83ZM117 99V100H118ZM153 99H152V101H153ZM214 99V98H213ZM229 99H231V98H229ZM235 99H232V102L234 103L235 101H233V100H235ZM241 99V100H242ZM257 99V98H256ZM258 99H260V98H258ZM257 99V100H258ZM11 100H12V97H11ZM11 100H10V102H11ZM25 100V99H24ZM66 100V99H65ZM74 100V99H73ZM81 100V101H82ZM85 100H83V101H85ZM121 100V101H122ZM132 100V101H133ZM184 100V99H183ZM190 100V101H189ZM207 100V101H206ZM225 100H228V99H225ZM243 100V102H245L246 103V101H244ZM248 100H249V97H248ZM252 100L253 101H255L253 98H252ZM5 101H7L6 99H5ZM20 101V104L19 105H21V102ZM27 101H31V102H27ZM46 101V102H45ZM51 101V100H50ZM58 101V100H57ZM124 101H125V99H124ZM124 101H123V103H124ZM129 101V99L127 100V102ZM149 101V100H148ZM151 101V100H150ZM189 101V102H188ZM210 101H211V99H210ZM212 101H214V100H212ZM217 101V100H216ZM224 101V100H223ZM228 101H231V100H228ZM236 101V105H238V102ZM262 101H263V99H262ZM8 102V101H7ZM62 102V101H61ZM80 102V101H79ZM78 102V103H79ZM118 102V101H117ZM126 102V103H127ZM188 102V103H187ZM232 102H231V105H235V104H232ZM1 103V102H0ZM12 103H13V100H12ZM19 103V102H18ZM25 103H24V106H25ZM54 103V102H53ZM57 103V102H56ZM69 103H70V101H69ZM76 103H77V101H76ZM145 103V102H144ZM155 103V102H154ZM162 103H163V105H162ZM244 103V104H245ZM249 103V102H248ZM248 103H247V106H248ZM3 104H5V103H3ZM8 103H6V105H7ZM14 105H16V103L14 102L13 103ZM28 104H26V105H28ZM131 104V103H130ZM146 104V103H145ZM148 104V103H147ZM156 104V103H155ZM222 104H224L225 106H223V108L225 109V107H226V105H227V103L225 102V103H222ZM243 104V103H242ZM241 104V105H242ZM244 104H243V106H244ZM250 104V103H249ZM256 104V103H255ZM254 104V105H255ZM23 105V104H22ZM30 105H32V104H30ZM41 105V104H40ZM65 105H67V104H65ZM74 105V104H73ZM136 105V104H135ZM157 106L159 105V104H156ZM228 105H230V104H228ZM230 105V106H231ZM236 105H235V107H236ZM240 105V106H241ZM251 105V104H250ZM250 105H249V107H250ZM257 105H258V103H257ZM260 105V104H259ZM258 105V106H259ZM263 105V104H262ZM10 106V105H9ZM12 106V105H11ZM29 106V105H28ZM27 106V107H28ZM34 106H32V107H30V109L32 108L33 109V107ZM48 106H49V103H48ZM63 106V105H62ZM70 106V105H69ZM68 106V107H69ZM78 106V105H77ZM118 106V105H117ZM140 106V105H139ZM138 106V107H139ZM145 106V105H144ZM150 106V105H149ZM222 106V105H221ZM220 106V107H221ZM239 106V105H238ZM237 106V107H238ZM239 106V107H240ZM242 106V107H243ZM247 106H244L243 108H245L246 109V111L248 110V108H246ZM7 107V106H6ZM13 107V106H12ZM15 107V106H14ZM44 107V108H45ZM59 107H61V106H59ZM80 108H79V111H82V110H84V109H82V110H80L81 109V106H79ZM119 108H120V105L118 106ZM134 107V106H133ZM148 107V106H147ZM156 107V106H155ZM154 107V105H153V108H155ZM229 107V106H228ZM238 107V108H239ZM44 108H42V109H40V110H42V111H44L45 109ZM48 108V107H47ZM73 108V107H72ZM127 108V107H126ZM125 108V109H126ZM131 107H129V109H130ZM142 108V107H141ZM146 108V107H145ZM152 108V107H151ZM167 108V109H166ZM232 108H234V107H231V109ZM251 108V107H250ZM249 108V109H250ZM261 108V107H260ZM264 108V107H263ZM31 109V110H32ZM54 109V108H53ZM58 109V108H57ZM56 109V110H57ZM136 109V108H135ZM138 109V108H137ZM148 109V108H147ZM150 109V108H149ZM148 109V110H149ZM157 109V108H156ZM158 109H159V107H158ZM157 109V110H158ZM162 109V108H161ZM169 109V110H168ZM227 109H230V108H227ZM237 109V108H236ZM252 109H254V106L252 107ZM262 109V108H261ZM18 110V109H17ZM46 110H48L49 111V109H46ZM44 111V112H41V111H39V112H41L42 114L43 113H46V115L47 114H49L50 116H52V118L51 119H54L55 121V124L57 123V124H59L60 125V120L63 118V117H65V112L64 113H62V111H55L54 112V114H55V116L54 115H51L50 113L52 112V114H53V111H49V112H47V111ZM116 110V109H115ZM148 110H146L147 112H148ZM156 110V111H157ZM234 109H232V111H233ZM242 110H244V109H242ZM257 110H258V107H256L254 110H251L250 109V111L252 112V114L250 113V114H248V115H252L251 117H249L248 116V119L247 118H245V117H247V116H245L243 119L244 120H241L240 121V119L242 118V116H244V115H242V114H244V113H240L241 115H239V113H238V116H241V118L239 119H237V121L236 122H238V120H239V122L242 124L243 122L242 121H244V123L243 124H245L243 127H244V129L246 128V129H248L249 130V133L250 134H248L249 135V137L247 136V134H245V136H243L244 134H243V130L244 129H242V134H240V132H238L239 134V136H237V133H236V139H238V138H240L241 136H243V137H248L247 139H249L250 138V140H255L254 142L253 141H248V142H250V144L249 145H247V143L245 142V141H247V139L246 140H243L242 139V137H241V140H243V141H241V140H236L235 139V141H234V143H233V141L232 142H230V143H232V145H233V148H237V149H232V145H231V147H229V146H226L227 144H225L226 142L228 143L229 142V138H231V137H229V138H224V139H228V140H226V142L224 141V139H223V137L225 136H223V137H220L221 136V133H220V136H218L217 134V136L218 137H220L219 139H216V137L214 136H212V134L211 133H207L206 135H207V138H208V135H210L209 136V138L207 139L205 136H204V140H202V141H204V142H206V143H204L205 145H207L206 147L204 146V144L202 143V141L201 140H199V137H197V135H195L196 136V139L194 140V142L193 143H186L183 139H177L176 141H179L178 143H176V141L175 142H173V145H172V143L170 144V142L168 141V140H172V139H161V137H163L162 135H164L166 132H165V130H164V128L165 129H168V127L165 125V127L164 126H162L161 127V125L160 124H162V122L160 123L159 122V120H157L158 122H157V125H158V129H160V128H162V130H163V132H165L164 134L162 133V130H161V133L162 134H160L159 135V133L157 134V132H158V129L156 128V133H155V131H154V129L153 128H149V127H145L144 128V126H145V124L144 123H142L143 121L141 120V123H139L140 122V118L142 117V115H141V113L139 114L140 116H136L137 114L134 112V111H131V112H133L134 113V115L136 116L135 117V119L137 120V117H139V122H137L136 123V121H134V123L132 122V121H129V122H132L133 123V125L132 124H128L129 126L131 125V126H133V128L130 126H128L130 129L132 128V129H134V131L132 130L131 131V133L133 132V134L134 135H136V136H134V135H131V137H137L138 138V141L139 142H137L136 141V144L138 143L139 144V146L138 145H136V147H140L141 145H143L142 143L143 142H145V141H143L144 139H142L145 135L147 136V138L149 137V135H147L146 133L148 132V134L150 133L151 135H155V134H157L156 136H157V138L159 139V136H160V139L161 140H167L166 141V143L165 142H160L159 140H156L157 141V143L158 142H160L159 144L162 146V143H164L163 144V146L161 147L160 145V147L158 148L157 147V143H155V144H152L153 146H154V148H156L157 147V151L155 150V152H156V154H155V152H154V150H153V152H152V150H149V149H151L152 147L151 146H149L148 147V145L149 144H151L152 143V141L150 142L149 141V144L147 143L148 141H146V143H144V145L146 144H148L146 147L148 148V153H150V151L152 152V153H150L151 155V157L153 158L154 157V154H155V157H154V159H155V162H154V159L152 160L153 161V163H155L154 164V166L153 167H151V168H156V169H154L155 171H157L158 173H156L154 170V172H152V174H157V176H160V175H162L163 177V181H164V183H166V181H168L167 182V188H166V191H168V189L170 190H172V188H174V189H176V191L173 189L172 191H168L169 193H171V192H176L177 193V191H179V192H182L183 193V196L181 195V198L183 197V202H182V200H181V198L179 197L178 198V196H180V195H178V194H172L173 196L171 197V194H169L168 192H164V193H161L162 195L164 194L165 196H163L164 197V199H162L161 201H160V203L158 202V199L155 201V199L153 198V200H154V202H157L158 204V206L161 204L162 205V202L164 203V202H167V200L168 199H171L172 198V200L174 199V198H176V200L177 201H179V199H180V202L181 203H183V204H180L179 202V204L180 205H182V208H184V209H186L187 208V210H184V209H182L181 208V206L179 205V204H177L178 206H180V208H181V210H177L178 211V213H179V211H187L188 212V223H190L189 222V220L192 222V224H188V225H186V227H188L189 225L191 226V228L192 229H189V231L191 230V235L188 237L187 235V232L188 233H190L189 231H188V229L187 228H185V225H184V228H185V234H187L184 238L183 237H181V238H183V239H180V241H181V243H179L180 245H177V243L179 242V239H175L173 242L175 243V242H177L176 244H174L173 246L171 245V247H170V252H173V250H172V248H174V251L175 252H173V256H175L174 255V253L176 254V256H177V253H178V258H180V256H181V254L183 255V254H185L184 256H185V258H184V261H186L187 263L186 264H257V262H255V260H257V258L256 257H258V256H262L263 258H264V256H263V253L264 252H261V251H259L258 252V250L256 249L257 247H255V245H254V247L250 244L249 245V243H248V241L245 239V237L244 236H246L245 234H241V228L243 227V228H245V229H247L248 227H249V225L247 226V224H249V223H247V220L248 219H245V218H248L249 216H252V217H254L253 216V214H250L251 213V211L252 210H254V209H256L257 210V208L259 209V210H257V211H255L254 213H258V211H259V215H258V217H257V220H255L256 222H257V224H253L254 222H252L251 220H253V219H256V218H252L251 220H250V224H251V222H252V226H253V230L256 232V238H259L260 236H259V234L261 233H263L264 232V181L263 182H261L262 181V179H261V181H260V179H257V180H259L260 182H261V184H263L262 186H260L261 184L259 183V184H257L256 183V181L254 182V183H256V185L254 186L253 185V187H255V189L254 188H252L251 189V184H253V182L251 183V184H249L250 186H248L250 189H247V186H245V182L246 183H248L247 182V180L249 181V183H250V179H249V176L248 177H245V175L244 174H241V173H243V172H241V173H238V171H237V169L241 166V164L243 163L240 159H238L237 158V155H236V159H238V160H240V161H238V160H234V161H238V162H240L241 164H239V165H237V162H236V165L234 164V163H232V159L234 158V157H232L231 155L232 154H234V153H232L231 151H230V149H229V151H230V155H227V156H231L230 158H232V159H230L229 157H227L229 160H227V159H225V161H229V162H231V164L230 163H225L226 165L227 164H230V165H228L227 167H226V165L222 162L223 160H222V158L224 159V157H225V152H223L224 151V144H225V146L226 147H229V148H231L233 151H235V154H236V152H237V154H238V157H239V153H242L241 151L240 152H238L239 151V149L238 148H241V146H239V145H241L243 142L247 145L246 147H248V146H252V144L254 145V143H256V145H254L255 147H252V149L254 148V149H256L257 147L256 146H261V145H263V147H261L262 149H264V142H263V139H262V141L260 140V138H264V118L262 117L261 118V114L263 115L264 113L262 112L261 114H258V112H257ZM34 111V110H33ZM37 111V110H36ZM66 111H67V114H68V109H66ZM73 111V110H72ZM78 111V110H77ZM79 111H78V113H79ZM85 111V112H86ZM124 111V110H123ZM138 111V110H137ZM245 111V110H244ZM262 111H263V109H262ZM35 112V111H34ZM33 112V113H34ZM125 112V111H124ZM124 112H122V113H124ZM144 112V111H143ZM155 112V111H154ZM237 112V111H236ZM240 112H241V110H240ZM247 112H249V110L247 111ZM246 112V113H247ZM261 112V111H260ZM259 112V113H260ZM27 113V112H26ZM37 113V112H36ZM35 113V114H36ZM58 113V114H57ZM59 113H61V115L59 114ZM70 113V112H69ZM82 113V112H81ZM80 113V114H81ZM97 113H100L99 115H97ZM128 114H129V111L127 112ZM126 112L124 113V115H125V117L128 115ZM164 113V112H163ZM163 113H161V114H163ZM224 113V114H223ZM246 113H245V115H246ZM13 114V113H12ZM28 114V113H27ZM34 114V115H35ZM73 114H74V112H73ZM77 114V113H76ZM94 114H96V115H94ZM127 114V115H126ZM155 114V113H154ZM159 114V113H158ZM165 114H168L167 116H168V119H169V116H171L169 113H165ZM165 114H163V116L165 115ZM174 114V115H173ZM236 114V113H235ZM3 115V114H2ZM25 115V114H24ZM30 115V114H29ZM28 115V116H29ZM41 115V114H40ZM46 115H44V116H46ZM58 115H60V117L57 116ZM62 115H64L63 117H62ZM105 115V116H104ZM133 114L131 113V116H132ZM151 115V114H150ZM156 115V114H155ZM231 117H232V114H231V112H230V114H229ZM234 115V114H233ZM43 116V115H42ZM50 116H48V118H50ZM53 116H54V118H53ZM67 116H69V115H67ZM73 116V115H72ZM83 116V115H82ZM86 116L87 115H85V118H86ZM128 116H130V115H128ZM127 116V117H128ZM153 116V115H152ZM160 116V118H162L161 116L162 115H159ZM158 116V117H159ZM166 116V115H165ZM172 116H171V118H172ZM229 116V117H230ZM13 117V116H12ZM37 117H38V115H37ZM62 117V118H61ZM70 117V116H69ZM79 117V116H78ZM94 117V118H95ZM113 117V118H112ZM115 117V118H116ZM122 117H123V115H122ZM125 117H123L124 118V121H127V118H126V120H125ZM157 117V116H156ZM228 118V119H230L229 120V122L232 120V118ZM235 117H237V116H235ZM8 117H6V119H7ZM35 118V117H34ZM39 118V117H38ZM88 119H89V117H87ZM131 118V117H130ZM132 118H133V116H132ZM131 118V119H132ZM153 118V117H152ZM160 118H158V119H160ZM165 118V117H164ZM164 118H162L160 121H163V120H165ZM227 118L225 119V121L227 122L228 120H227ZM1 119H3V118H1ZM31 119V118H30ZM63 119H65V118H63ZM99 119H101V118H99ZM129 119V118H128ZM134 119V120H135ZM141 119H144V118H141ZM167 119V118H166ZM235 119V118H234ZM233 119V120H234ZM16 120H18V121H20L19 119H16ZM36 120V119H35ZM49 121H50V119H48ZM109 120V119H108ZM137 120V121H138ZM148 120V119H147ZM223 120V121H222ZM3 121V120H2ZM32 121V120H31ZM31 121H30V123H31ZM42 121V120H41ZM53 121V120H52ZM51 121V122H52ZM59 121V122H58ZM64 121V120H63ZM62 121V122H63ZM67 121V120H66ZM70 121H71V119H70ZM73 121V120H72ZM83 121H84V119H83ZM100 121V120H99ZM101 121H103L104 122V120H102L101 119ZM122 118H121V121H118V122H116L117 123V125H118V127L120 126L121 127V125H124V124H127L128 123V121H127V123H125V122H123L124 124H122ZM151 121V120H150ZM156 121V120H155ZM173 121V120H172ZM172 121H171V123H172ZM246 121V122H245ZM9 122H11V121H9ZM53 122V123H54ZM69 122V121H68ZM87 122V121H86ZM92 122V121H91ZM110 122V123H111ZM115 122H113V123H115ZM147 121H145V123H146ZM152 122V121H151ZM163 122H165V121H163ZM228 122V123H229ZM17 123V122H16ZM15 123V124H16ZM18 123H20V122H18ZM28 123V122H27ZM37 123V122H36ZM36 123H35V126H36ZM47 123V122H46ZM65 123V122H64ZM70 123V122H69ZM75 123V122H74ZM78 123H80V122H78ZM78 123H76V124H78ZM88 123H89V121H88ZM98 123V122H97ZM106 123V122H105ZM107 123H109V122H107ZM166 123V122H165ZM174 123V122H173ZM172 123V124H173ZM176 123V122H175ZM174 123V124H175ZM240 123H238L239 124V127L238 126H236V125H234V122L232 123V121H231V123H229V124H232V127L234 126V128L235 129H237V130H235L236 132L240 129L241 130V126L243 125H241L240 126ZM22 124V123H21ZM29 124V123H28ZM50 123L48 122V125H49ZM66 124V123H65ZM71 124H72V122H71ZM104 124V123H103ZM103 124H101V125H103ZM139 124H141V125H143L144 124V126H141V125H139ZM147 124H149V123H146V126H148ZM177 124V123H176ZM229 124H228V127H229ZM5 125V124H4ZM7 125H8V123H7ZM68 125V124H67ZM116 125V124H115ZM150 125V124H149ZM163 125V124H162ZM227 125V124H226ZM18 126V125H17ZM21 126V125H20ZM53 126V125H52ZM57 126V125H56ZM69 127L68 128H70V124L68 125ZM72 126V125H71ZM78 126V125H77ZM86 126V125H85ZM85 126H84V128H85ZM98 126H99V123H98ZM104 126V128L106 129V127L105 126H107V125H103ZM141 126V127H140ZM155 126V125H154ZM176 126H178V125H176ZM180 126V125H179ZM186 126V127H185ZM10 127H11V124H10ZM26 127V126H25ZM31 127V126H30ZM37 127V126H36ZM41 127V125L39 126V127H37V129L38 128H40ZM76 127V126H75ZM81 127V126H80ZM87 127H88V125H87ZM86 127V128H87ZM107 127H110V126H107ZM117 127V128H118ZM200 127V128H201ZM228 127H227V129H228ZM29 128V127H28ZM42 128H44V126L42 127ZM46 128V127H45ZM45 128H44V131H45ZM59 127L57 126V129H58ZM73 128V127H72ZM77 128V127H76ZM85 128V129H86ZM94 128V127H93ZM96 128H98V127H96ZM96 128H95V131H96ZM110 128H113V126L112 127H110ZM124 128V127H123ZM143 128L144 129H146V128H149L150 130H152V133L150 132V131H147L146 133H145V130H143ZM226 128V127H225ZM239 128V129H238ZM8 129V128H7ZM18 129H19V127H18ZM26 129H27V127H26ZM34 129V128H33ZM36 129V128H35ZM34 129V130H35ZM47 129V128H46ZM61 129V128H60ZM75 129V128H74ZM73 129V130H74ZM84 129V130H85ZM124 129H126V128H124ZM130 129L128 130L129 131V133H130ZM148 129V130H149ZM224 129V128H223ZM227 129H224L225 131L227 130ZM232 129V128H231ZM245 129V130H246ZM2 130V129H1ZM4 130H5V128H4ZM3 130V131H4ZM23 130V129H22ZM40 129H38V131H37V133H39L40 131H39ZM52 130V129H51ZM56 130V129H55ZM68 130V129H67ZM70 130H72V129H70ZM70 130L69 131H65V128H64V131L66 132V133H63V131H61L62 132V134H60V135H57V133H54L53 131V133L54 134H56L57 136H59V137H61V140H62V142L64 143V144H66V145H68V148H69V144L71 143V146L74 144L75 146H72L73 148H74V150H76V152H77V154H79V157H78V160H77V158H76V160L78 161V162H80V163H77L71 170L73 171V173H71V170H70V174H69V179H68V175L67 176H65L66 178H67V180H69V183L71 184V182L73 181V183H72V185H70V186H73V188H69V190L70 189H73V192H72V190H70L71 191V193H69V194H72V198H73V203L71 202V205H72V208L70 207V206H68V207H70L72 210L71 211H73L74 212V218H75V220H77L78 222H79V220L81 221V219H82V227L79 225H77V224H75L76 226H78L77 228H79L80 227V229L78 230V232H79V234H80V237L81 238H83V239H79V242H80V240H82L83 241V244L85 243L86 244V242L88 241V239L90 240V238H91V240H93L95 237H99V236H96L95 235V233L97 232H95L94 233V231H92L91 230V227H88V217L89 216H91L92 217V215H90V214H93V212L95 211V210H97V209H100L99 208V205L101 204V202H100V200H99V197L102 199V195H103V193H104V195H105V192L108 194V192H109V194L110 193H112V191L114 192L115 190V187L117 186H115L114 187V189H111V190H109V189H106L107 191H103V190H101L102 188H105V187H101L100 185L98 186V183L96 184V182H93L92 184H90L89 183V181H88V183H87V181H86V179L88 178L87 177V168H85L84 166H82L83 165V163L81 164V162H83L84 161V159H85V157H83L85 154H84V148H83V143H84V140H82L81 138H83V137H81L79 134H71L70 133ZM80 130V129H79ZM109 130V129H108ZM107 129H106V131H108ZM111 130V129H110ZM123 130V129H122ZM187 130V129H186ZM224 130L223 131H221V132H223V134H226V135H228L229 133L231 134V135H228V136H232V138H235L233 135H232V133L231 132H233L234 131V129H232L230 132H229V130L230 129H228V134L227 133H224ZM239 130V131H240ZM247 130V131H248ZM20 131V130H19ZM33 131V130H32ZM56 131H58V130H56ZM91 131H92V129H91ZM94 131V132H95ZM103 131H105V130H103ZM115 131V130H114ZM126 131H127V129H126ZM179 131V130H178ZM203 131V130H202ZM212 131V130H211ZM247 131H245L246 133H248ZM7 132V131H6ZM9 132V131H8ZM14 132V131H13ZM29 131H27V133H28ZM34 132V131H33ZM32 132V133H33ZM48 132V131H47ZM49 132H51V131H49ZM60 132V131H59ZM58 132V133H59ZM60 132V133H61ZM85 131H83V133H84ZM89 132V131H88ZM94 132H92V133H94ZM110 132V131H109ZM135 132V133H134ZM153 132L155 133V134H153ZM170 132V131H169ZM201 132V131H200ZM199 132V133H200ZM210 132V131H209ZM20 133H22V132H20ZM26 133V134H27ZM42 133V132H41ZM44 133H46V132H44ZM78 133V132H77ZM81 133V132H80ZM82 133V134H83ZM90 133V132H89ZM97 133V132H96ZM95 133V134H96ZM114 133V132H113ZM117 133V132H116ZM123 133H125V132H123ZM180 133H181V131H180ZM184 133H185V131H184ZM187 133V132H186ZM201 133H203V132H201ZM234 133V132H233ZM14 134V133H13ZM49 134V133H48ZM51 134V133H50ZM49 134V135H50ZM88 134V133H87ZM99 134H100V132H99ZM128 134V133H127ZM145 134V135H144ZM167 134V133H166ZM165 134V138L167 137V135ZM171 134V133H170ZM175 134H176V132H175ZM222 134V135H223ZM29 135V134H28ZM38 135V134H37ZM85 135V134H84ZM90 135V134H89ZM88 135V136H89ZM93 135V134H92ZM122 135V134H121ZM144 135V136H143ZM150 135V138L152 137ZM172 135H173V133H172ZM184 135V134H183ZM204 135V134H203ZM3 136V135H2ZM12 136V135H11ZM19 136V135H18ZM25 136V135H24ZM24 136H22V137H24ZM54 136V135H53ZM87 136V137H88ZM126 136L127 135H125V138H126ZM156 136H154V138L156 137ZM175 137H176V135H174ZM185 136V135H184ZM189 136H190V134H189ZM191 136H193L192 135V133H191ZM213 138H212V137ZM227 136V137H228ZM13 137H15V136H13ZM20 137V136H19ZM30 137V136H29ZM40 137V136H39ZM38 137V138H39ZM48 137V136H47ZM85 137H86V135H85ZM89 137H92V136H89ZM88 137V138H89ZM116 137H117V135H116ZM134 137L132 138V140L134 141ZM172 137V136H171ZM201 137H202V135H201ZM212 138V140H211V138ZM217 137V138H218ZM238 137V138H237ZM6 138V137H5ZM18 138V137H17ZM21 138V137H20ZM37 138V137H36ZM35 138V139H36ZM41 138V137H40ZM49 138H50V136H49ZM52 138H54V137H52ZM51 138V139H52ZM58 138V137H57ZM110 138H112L111 136H110ZM109 138V139H110ZM115 138V137H114ZM113 138V139H114ZM123 138V137H122ZM127 138H129V136L127 137ZM145 138V137H144ZM153 138V137H152ZM167 138H169V137H167ZM181 138V137H180ZM188 138V137H187ZM192 138V137H191ZM215 138V142H214V139ZM3 139V138H2ZM7 139V138H6ZM27 139V138H26ZM34 139V138H33ZM32 139V140H33ZM56 139V138H55ZM85 139H87V138H85ZM93 139V138H92ZM97 138H95V140H96ZM100 139V138H99ZM117 139V142L118 143H113V142H111V143H113V144H115V146L113 147V145H112V151H113V154L112 155H115L116 156V154H118V153H120L118 156L119 157H126L127 155L126 154H128V153H126L127 152V150H126V144H125V142H124V140L123 139H121V138H116ZM115 139V140H116ZM174 139V138H173ZM190 139V138H189ZM201 139H203V138H201ZM224 142V143H222V141ZM13 140H15V139H13ZM24 140V139H23ZM37 140V139H36ZM44 140V139H43ZM53 140V142H54V139H52ZM51 140V141H52ZM101 140V139H100ZM129 140H130V138H129ZM141 140L143 141V142H141ZM187 140V139H186ZM192 140V139H191ZM231 140V139H230ZM232 140H234V139H232ZM256 140H258V141H256ZM259 140L262 142V144L261 143H259ZM27 141H28V139H27ZM27 141H25L26 143H27ZM39 141H41V140H38V141H36V143L37 142H39ZM45 141H46V139H45ZM58 141L60 142V139L58 138ZM57 141V143H59ZM65 141H68V143L69 144H67ZM82 141H83V143H82ZM90 141V140H89ZM93 141V140H92ZM103 141V140H102ZM112 141V140H111ZM126 141V140H125ZM154 141V140H153ZM184 141V142H183ZM219 141H221V143H222V146H223V148H222V146L221 145H219V144H221V143H219L218 144V142ZM238 141H241V142H238ZM5 142V141H4ZM13 142V141H12ZM11 142V143H12ZM33 142V141H32ZM52 142V143H53ZM61 142V143H62ZM91 142V141H90ZM101 142V141H100ZM99 142V143H100ZM109 142H110V140H109ZM108 142V143H109ZM127 142V141H126ZM155 142V141H154ZM153 142V143H154ZM192 142V141H191ZM217 142V143H216ZM236 142H238V146L239 147H234V145L236 144L237 145V143ZM253 142V143H252ZM257 142L259 143L258 145H257ZM52 143H50V144H52ZM62 143V144H63ZM94 143V142H93ZM132 143V142H131ZM140 143H141V145H140ZM168 143V144H167ZM176 143V144H175ZM200 143L201 144H203V147H205V148H203V147H201L202 145H200ZM240 143V144H239ZM252 143V144H251ZM15 144V143H14ZM17 144H18V142H17ZM16 144V145H17ZM21 144V143H20ZM34 144V143H33ZM49 144V143H48ZM55 144H56V141H55ZM103 144H104V142H103ZM128 144V143H127ZM130 144V143H129ZM170 144V145H169ZM215 144H218L219 146H220V148H222V150L219 148V146L217 147V145L215 146ZM245 144H243L242 146H245ZM26 145V144H25ZM30 145H31V142H30ZM30 145H28V147L30 146ZM35 145V144H34ZM47 145V144H46ZM57 146L59 145V144H56ZM99 145V144H98ZM106 145H108L107 143H106ZM105 145V146H106ZM110 145V144H109ZM131 145H134V143L133 144H131ZM18 146H20V145H18ZM22 146V145H21ZM52 146V145H51ZM55 146V145H54ZM56 146V147H57ZM93 146V145H92ZM100 146V145H99ZM99 146H98V148H99ZM156 146V147H155ZM24 147V146H23ZM59 147V146H58ZM97 147V146H96ZM107 147H109V146H106L105 148H107ZM110 147H111V145H110ZM144 147V146H143ZM143 147H140L141 148V150L143 149ZM246 147H244V149L243 150H245V148ZM55 150H56V148L55 147H53ZM64 148V147H63ZM67 148V147H66ZM65 148V149H66ZM71 148V147H70ZM69 148V149H70ZM102 148V147H101ZM134 148V147H133ZM139 148V149H140ZM217 148H218V150L220 149L221 150V152H223L222 154H221V152H220V154L221 155H223V156H221V157H218L220 154H219V151L217 150ZM260 147H258V149H259ZM261 148H260V150H261ZM10 149V148H9ZM15 149V148H14ZM17 149H19V147L17 148ZM38 149V148H37ZM40 149H41V145H40ZM53 149V150H54ZM60 149H62V147L60 148ZM59 149V150H60ZM65 149L63 150V151H65ZM68 149V150H69ZM84 149V150H83ZM103 149V148H102ZM108 149V148H107ZM130 149V148H129ZM145 149V148H144ZM153 149V148H152ZM228 149V148H227ZM226 149V151H228ZM247 149L249 150V151H247ZM246 149V151H245V154L247 155V152H250L249 154H251V153H255V152H253V151H251L252 149L251 148H247ZM257 149V151L259 152L260 150H258ZM20 150V149H19ZM30 150V149H29ZM33 150V149H32ZM46 150V149H45ZM51 150H52V148H51ZM61 150V151H62ZM68 150H66L67 152H68ZM93 150V149H92ZM91 150V151H92ZM105 150V149H104ZM109 150V149H108ZM141 150H136V151H141ZM236 150H238V151H236ZM240 150H242V148L240 149ZM242 150V151H243ZM15 151V150H14ZM18 151V150H17ZM40 151V150H39ZM48 151H49V149H48ZM47 151V152H48ZM97 152H98V150H96ZM96 151H94V152H96ZM106 151V150H105ZM132 151V150H131ZM144 150H142V153H144L143 152ZM147 151H146V153H147ZM256 151V152H257ZM4 152V151H3ZM11 152H13V150L11 151ZM32 152V151H31ZM41 152V151H40ZM51 152V151H50ZM60 152V151H59ZM75 152V151H74ZM93 152V153H94ZM96 152V153H97ZM110 152V151H109ZM114 152H116V154H114ZM262 152H264V151H261V154H262ZM7 153V152H6ZM55 153V152H54ZM65 153V152H64ZM63 153V154H64ZM89 153V152H88ZM105 153V152H104ZM129 153H130V151H129ZM137 154H138V152H136ZM140 153V152H139ZM228 153V152H227ZM232 153V154H231ZM260 153V152H259ZM23 154V153H22ZM31 154V153H30ZM45 154H47V153H45ZM90 154H91V152H90ZM89 154V155H90ZM95 154V153H94ZM98 154V153H97ZM100 154V153H99ZM98 154V155H99ZM103 154V153H102ZM110 154V153H109ZM134 154V153H133ZM133 154H131L130 153V157L131 156H133ZM234 154V155H235ZM243 154V153H242ZM242 154H241V156H242ZM244 154V155H245ZM13 155V154H12ZM18 155L20 156L21 154H19L18 153ZM42 155H44V154H42ZM51 155V154H50ZM62 155V154H61ZM69 155H72V153L71 154H69ZM76 155V154H75ZM93 155V154H92ZM111 155V154H110ZM129 155V154H128ZM136 155V154H135ZM140 155V154H139ZM139 155H136L137 157L139 156ZM143 155V154H142ZM142 155H141V159H140V157H138L140 160H137V159H135V160H137V161H140V167L139 168H137V165L135 166V167H131V169H138V172H131L132 170L130 169V167H129V169L130 170H128V169H126V170H123L125 173H124V177L123 178H121L120 180H122L121 181V183L124 181V179H126V181L125 182H123V184H121L120 183V185H118V186H120V189H118L119 187H116L118 190H119V192L116 190L115 192H117V193H120V191H121V195H122V193H123V195L125 194V196H123L122 195V197L121 198H124V197H127V198H125L127 201H132V200H134V199H132V198H135V197H133V195H137L136 197H138V195H142V197H144V196H146V192H144V188H145V186L143 187V185H144V183L146 182L145 180H148V178H143L144 176H146V172H143L144 170V167L146 166L147 167V165H145L146 163L148 164L149 163V161H147V160H149L148 158H150V157H148L149 156V154H148V156H146V157H148L147 158V160H145L146 159V157L145 156H143V158L144 159H142ZM147 155V154H146ZM243 155V158L245 157ZM255 155H257L256 153L254 154V157H256ZM259 156H261V158H262V155H263V159H264V153L262 154V155H260V154H258ZM258 155H257V157H258ZM1 156V155H0ZM28 156V155H27ZM32 156V155H31ZM40 156V155H39ZM73 156V155H72ZM86 156V155H85ZM94 156V155H93ZM92 156V157H93ZM118 156H116L117 158H118ZM249 156V159H250V155H248ZM22 157V156H21ZM26 157V156H25ZM35 157H37L36 155H35ZM46 157V156H45ZM99 157V156H98ZM109 157V156H108ZM112 156H110L109 158H111ZM116 157H114V161L111 159V161H113V164L115 163V165H116V162H115V159H116ZM256 157V158H257ZM5 158V157H4ZM4 158H3V160H4ZM7 158V157H6ZM14 158V157H13ZM18 158V157H17ZM28 158V157H27ZM50 158V157H49ZM59 158H60V155H59ZM64 158V157H63ZM72 158V157H71ZM95 158H96V155H95ZM107 158V157H106ZM108 158V159H109ZM113 158V157H112ZM127 158V157H126ZM128 158H129V156H128ZM127 158V159H128ZM151 158V159H152ZM234 158V159H235ZM239 158H241V157H239ZM246 158V157H245ZM259 159H256V161H258V160H260L261 158L260 157H258ZM21 159H23V158H21ZM36 159V158H35ZM74 159V158H73ZM90 159V158H89ZM93 159H94V157H93ZM99 159V158H98ZM102 159H103V157H102ZM102 159L100 158V161H102ZM108 159H106L107 161H109ZM119 159V158H118ZM127 159H125V161H124V159L122 158V159H119V161L121 160V161H123L122 163H121V161H120V163L121 164H123V166H124V163L127 161ZM132 159H133V157H132ZM247 159V158H246ZM246 159H244L245 160V162H246ZM251 159L252 160H254L253 159V156H252V154H251ZM263 159H262V161H263ZM9 160V159H8ZM11 160V159H10ZM19 160V159H18ZM18 160H17V162H18ZM34 160V159H33ZM37 160V159H36ZM61 160V159H60ZM72 160V159H71ZM75 160V159H74ZM117 160V159H116ZM251 160V161H252ZM26 161V160H25ZM40 161H42V160H40ZM46 161V160H45ZM59 161V160H58ZM68 161H69V159H68ZM90 161V160H89ZM88 161V162H89ZM94 161V160H93ZM131 161V160H130ZM144 161H146V163L144 162ZM224 161V162H225ZM1 162V161H0ZM5 162V161H4ZM9 162V161H8ZM28 162V161H27ZM27 162H25V163H27ZM36 162V161H35ZM38 162V161H37ZM64 162V161H63ZM97 162H98V160H97ZM103 162H104V160H103ZM248 162V161H247ZM259 162V161H258ZM6 163V162H5ZM4 163V164H5ZM22 163V162H21ZM33 163V162H32ZM40 162H38V164H39ZM45 163V162H44ZM50 163V162H49ZM55 163V162H54ZM61 163V162H60ZM75 163V162H74ZM91 163V162H90ZM102 163V162H101ZM100 163V164H101ZM106 163V162H105ZM110 163V162H109ZM119 163V162H118ZM129 163V162H128ZM127 163V164H128ZM132 163V162H131ZM135 163H137L136 161H135ZM134 163V164H135ZM150 163H152L151 162V160H150ZM152 163V164H153ZM251 163V162H250ZM249 163V164H250ZM253 163V162H252ZM254 163H256V162H254ZM254 163L252 164V165H254ZM263 163V162H262ZM2 164V163H1ZM0 164V165H1ZM15 164V163H14ZM14 164H12V165H14ZM35 164V163H34ZM38 164H37V166H38ZM48 164V163H47ZM51 164H52V161H51ZM57 164V163H56ZM71 164H73V163H71ZM87 164V163H86ZM97 164V163H96ZM126 164V163H125ZM130 164V163H129ZM139 164V163H138ZM259 164H261L260 162H259ZM259 164H258V166H259ZM10 164H8V166H9ZM23 165H25V164H23ZM40 165V164H39ZM74 165V164H73ZM85 165V164H84ZM92 165V164H91ZM99 165V163L97 164V166ZM102 165H105V164H102ZM109 165V164H108ZM132 165V164H131ZM145 165V166H144ZM225 165V166H224ZM244 165V164H243ZM243 165H242V167H243ZM35 166V165H34ZM51 166V165H50ZM49 165H48V167H50ZM56 166V165H55ZM54 165H53V167H55ZM89 166V165H88ZM100 166V165H99ZM118 166V165H117ZM121 166V165H120ZM126 166V165H125ZM207 166V167H206ZM239 166V167H238ZM245 166V165H244ZM249 166V165H248ZM256 166H257V164H256ZM13 167V166H12ZM25 167V166H24ZM28 167V166H27ZM39 167H42L41 165L39 166ZM43 167H44V165H43ZM46 167H47V165H46ZM86 167H87V165H86ZM115 167V166H114ZM122 167V166H121ZM146 167H145V169H146ZM148 167H149V165H148ZM261 167H262V164H261ZM261 167H259V168H261ZM18 168H20V167H18ZM22 168V167H21ZM51 168V167H50ZM109 168V167H108ZM120 168V167H119ZM123 169H125L124 167H122ZM257 169H259L258 167H256ZM256 168H254V169H256ZM10 169V168H9ZM42 169V168H41ZM70 169V168H69ZM68 169V170H69ZM89 169V168H88ZM97 169H98V167H97ZM97 169H95V171L97 170ZM101 169H102V167H101ZM105 169H106V165H105ZM116 169V168H115ZM115 169H114V174H115ZM241 170L243 169V168H240ZM251 169V168H250ZM13 170V169H12ZM17 170V169H16ZM26 170V169H25ZM29 170V169H28ZM31 170V169H30ZM39 170V169H38ZM55 170V169H54ZM57 170V169H56ZM121 170V169H120ZM143 170V171H142ZM147 170V169H146ZM145 170V171H146ZM246 170V168L244 167V171ZM261 170H263V169H261ZM21 171V170H20ZM39 171H41V170H39ZM44 171V170H43ZM46 171V170H45ZM61 171V170H60ZM63 171V170H62ZM65 171V170H64ZM98 171V170H97ZM104 171V170H103ZM134 171V170H133ZM240 171V170H239ZM243 171V170H242ZM247 171H248V169H247ZM251 171V170H250ZM249 171V172H250ZM253 171V170H252ZM257 171V170H256ZM259 171V170H258ZM24 172V171H23ZM28 172V171H27ZM67 172V171H66ZM88 172H89V170H88ZM107 172V171H106ZM106 172L104 173V174H106ZM119 172H121V171H119ZM255 172V171H254ZM253 172V173H254ZM261 172V171H260ZM6 173V172H5ZM17 173V172H16ZM26 173V172H25ZM42 173V172H41ZM45 173V172H44ZM47 173V172H46ZM52 173V172H51ZM57 173V172H56ZM68 173V172H67ZM91 173V172H90ZM97 173V172H96ZM112 173V172H111ZM133 173H136V176H135V174L133 175ZM142 173H144V174H142ZM149 173H151L150 171H149ZM148 172H147V174H149ZM263 173H264V171H263ZM21 174V173H20ZM23 174V173H22ZM29 174V173H28ZM30 174H32V172L30 171ZM39 174V173H38ZM49 174V173H48ZM89 174V173H88ZM100 174V173H99ZM102 174V173H101ZM107 174H109L108 172H107ZM143 175V177H142V175ZM151 174V176L152 177H154L153 175ZM154 174V175H155ZM159 174V175H158ZM167 177H165L164 175ZM240 174L242 175V177L240 176ZM246 174H247V172H246ZM259 174V173H258ZM40 175V174H39ZM45 175V174H44ZM53 175V174H52ZM64 175V174H63ZM66 175V174H65ZM98 175V174H97ZM110 175V174H109ZM116 175V174H115ZM243 175H244V178H246V180L243 178ZM254 175H255V173H254ZM262 175V174H261ZM28 176V175H27ZM50 176V175H49ZM54 176V175H53ZM89 176V175H88ZM94 176H96V175H94ZM94 176H93V178H94ZM122 176H123V173H122ZM258 176V175H257ZM260 176V175H259ZM29 177V176H28ZM31 177V176H30ZM35 177V176H34ZM51 177V176H50ZM60 177H62V176H60ZM59 177V178H60ZM65 177H64V180L63 181H66L65 180ZM87 177V178H86ZM90 178H91V175L89 176ZM97 177V176H96ZM95 177V178H96ZM102 177V176H101ZM105 177V176H104ZM107 177V176H106ZM118 177L119 176H117V179H118ZM147 177V176H146ZM19 178H21V177H19ZM43 178V177H42ZM47 178V177H46ZM45 178V179H46ZM53 178V177H52ZM55 178V177H54ZM89 178V179H90ZM98 178H100V176L98 177ZM108 178V177H107ZM107 178H106V180H107ZM110 178V177H109ZM120 178V177H119ZM168 179V180H166V179ZM248 178V179H247ZM254 177H252V179H253ZM263 178H264V176H263ZM23 179V178H22ZM40 179V178H39ZM44 179V178H43ZM50 179V178H49ZM63 179V178H62ZM92 179V178H91ZM104 179V178H103ZM112 179V178H111ZM116 179V178H115ZM114 179V180H115ZM152 179H154V178H151V181L153 182V183H157L158 184V182L160 181V182H162V179H161V177L159 178V177H156L155 176V179L157 180V179H159V181L157 182L156 180V182L154 181V180H152ZM251 179V180H252ZM255 179V178H254ZM16 180V179H15ZM17 180H19V179H17ZM51 180V179H50ZM105 180V181H106ZM2 181V180H1ZM39 181V180H38ZM42 181V180H41ZM46 181V180H45ZM49 181V180H48ZM47 181V182H48ZM52 181V183H53V179L51 180ZM58 181V180H57ZM102 181V180H101ZM118 181V180H117ZM151 181H150V183H151ZM245 181V182H244ZM254 181V180H253ZM259 181H257V182H259ZM18 182V181H17ZM35 181H33V183H34ZM44 182V181H43ZM107 182H108V180H107ZM112 182V181H111ZM110 181H109V184L111 183ZM116 182V181H115ZM120 182V181H119ZM147 182H149V181H147ZM159 182V184H158V186L156 185V184H153L154 186L156 185L157 186V190H159L160 189V191H158V194L160 193V192H162L163 190H165V189H163V188H165L166 187V185H160L161 183ZM241 182H243V183H241ZM16 183V182H15ZM36 183V182H35ZM42 183V182H41ZM45 183V182H44ZM44 183H43V185H41L40 183V186H44ZM56 183V182H55ZM64 183V182H63ZM62 183V184H63ZM113 184H114V182H112ZM61 184V185H62ZM102 184V183H101ZM106 184V183H105ZM115 184H117V183H115ZM147 184V183H146ZM162 184H163V182H162ZM1 185V184H0ZM31 185V184H30ZM33 185V184H32ZM46 185V184H45ZM48 185V184H47ZM50 185V184H49ZM58 186H59V184H57ZM65 185V184H64ZM148 185V184H147ZM146 185V186H147ZM2 186H4V185H2ZM15 186V185H14ZM18 186V185H17ZM53 186V185H52ZM51 186V187H52ZM55 186V185H54ZM63 186V185H62ZM61 186V187H62ZM69 186V187H70ZM103 186V185H102ZM111 186H113V185H111ZM121 186H123L122 188H121ZM149 186V185H148ZM155 186V187H156ZM163 186V187H162ZM257 186H259V188L260 187H262L260 190H258L259 188L257 187ZM19 187V186H18ZM24 187V186H23ZM38 187V186H37ZM36 187V188H37ZM45 187V186H44ZM56 187V186H55ZM55 187H54V189H55ZM64 187V186H63ZM101 187V191H103L102 192V195H101V192H99L98 190H99V188ZM109 187V186H108ZM155 187H152V188H155ZM168 187H170V188H168ZM256 187H257V190H256ZM21 188V187H20ZM19 188V189H20ZM53 188V187H52ZM56 188H58V187H56ZM65 188V187H64ZM107 188V187H106ZM151 188V189H152ZM28 189V188H27ZM38 189V188H37ZM41 189V188H40ZM59 189V188H58ZM150 189V190H151ZM18 190V189H17ZM16 190V191H17ZM21 190H22V188H21ZM34 190V189H33ZM44 190V189H43ZM47 190V189H46ZM48 190H51V189H48ZM56 190V189H55ZM63 190H65V189H63ZM149 190V189H148ZM154 190V189H153ZM156 190V191H157ZM162 190V191H161ZM254 190H256V192H253ZM12 191V190H11ZM25 191V190H24ZM35 191V190H34ZM42 191V190H41ZM52 191V190H51ZM57 191V190H56ZM61 191V193H62V190H60ZM66 191V190H65ZM257 191H258V195L257 194H254V193H257ZM260 191V192H259ZM1 192V191H0ZM64 192V191H63ZM68 192V191H67ZM151 192L152 191H150V194H151ZM6 193V192H5ZM14 193H15V191H14ZM28 193V192H27ZM26 193V194H27ZM35 193V192H34ZM37 193H39V192H37ZM58 193H59V191H58ZM149 193V192H148ZM147 193V194H148ZM155 193V192H154ZM153 193V194H154ZM7 194V193H6ZM13 194V193H12ZM40 194H44V193H40ZM47 194V193H46ZM45 194V195H46ZM49 194V193H48ZM98 194H100V195H98ZM113 194L115 195L116 193H112V196L111 197H113ZM156 194V193H155ZM160 194V196H162ZM167 194V195H166ZM0 195H2V194H0ZM14 195V194H13ZM23 195V194H22ZM54 195V194H53ZM120 195V196H121ZM177 195V196H176ZM257 195V196H256ZM11 196V195H10ZM9 196V197H10ZM25 196V195H24ZM50 196H51V193H50ZM56 196V195H55ZM54 196V197H55ZM61 196H62V194H61ZM99 196V197H98ZM110 196V195H109ZM109 196H107V198H109ZM116 196H118V195H116ZM160 196H158V197H160ZM167 196V198H165ZM168 196H170V197H168ZM23 197V196H22ZM27 197V196H26ZM58 197H60V196H58ZM104 197H106V195L104 196ZM103 197V198H104ZM141 197V198H142ZM162 197V198H163ZM238 197H239V199L240 200H238ZM260 198V199H258V198ZM28 198V197H27ZM27 198H25V199H27ZM37 198V197H36ZM41 198V197H40ZM40 198H39V200H40ZM47 198V197H46ZM49 198H51V197H49ZM49 198H47V199H49ZM117 198V197H116ZM116 198L115 197H113L112 199L111 198H109L110 200H113V201H115L116 200ZM140 197L138 198V200L139 199H141ZM145 198V197H144ZM142 199V200H145V199ZM178 198V199H177ZM14 199V198H13ZM109 199L107 200V201H109ZM119 199V198H118ZM161 199V198H160ZM228 199H231V201L230 202H232L233 200L234 201H236L235 199H237L238 201H236V202H238L239 203V208L236 206V204L235 203H233L232 202V204H233V207H232V204L229 202V208H230V204H231V208L230 209H232V210H229L228 212H227V208H228V206H227V201H228ZM255 199H257V200H255ZM38 200V199H37ZM53 200V199H52ZM59 200V199H58ZM99 200V205L98 206H96V203H97V201ZM103 200V199H102ZM121 200V199H120ZM137 200V201H138ZM142 200H139V204L141 205V206H143L144 205V203H143V201ZM150 200H152L151 198H150ZM150 200H149V205H150V203L152 202H150ZM259 200V203L257 204V202L256 201H258ZM30 201V200H29ZM28 201V202H29ZM36 201V200H35ZM49 201H50V199H49ZM95 201H96V203H95ZM111 202V201H109V202H111L112 203V206H114V208H115V210H114V208L112 209V211L114 210V211H116V212H114L113 211V213H115L114 215H117L116 213H119V212H121L122 211V214H123V211L125 210V208H124V206H120V202H119V204H118V202H116L115 203V205H114V202ZM140 201H142V202H140ZM146 202L148 201V200H145ZM144 201V202H145ZM169 202L171 201V200H168ZM240 201H241V203H240ZM4 202V201H3ZM37 202H39V201H37ZM40 202H43V201H41L40 200ZM39 202V203H40ZM106 202V201H105ZM104 202V203H105ZM126 202V201H125ZM154 202H152V203H154ZM174 202H175V200H174ZM6 203H7V201H6ZM45 203V202H44ZM43 203V204H44ZM47 203V202H46ZM56 203V202H55ZM123 203H124V201H123ZM137 203V202H136ZM135 203V205H137ZM186 203V206L184 205ZM237 203V204H238ZM4 204V203H3ZM11 204V203H10ZM19 204V203H18ZM49 204H50V202H49ZM48 204V205H49ZM58 204V203H57ZM61 204V203H60ZM143 204V205H142ZM169 204H171L172 205V203H166V206H168ZM240 204H241V206H240ZM8 205V204H7ZM21 205V204H20ZM33 205V204H32ZM31 205V206H32ZM47 205V206H48ZM51 205V204H50ZM55 205V204H54ZM65 205H66V203H65ZM105 205H106V203H105ZM122 205V204H121ZM146 206H147V204H145ZM156 205V203H155V206H154V204H152V205H150V209H152L151 208V206H154L157 210H159L158 209V206ZM160 205V207H162L161 209H163L162 211H158L159 213L161 212H163L164 211V209L165 208H171V205L169 206V207H164L165 206V204H164V206L162 205L161 206ZM176 205V208H178V206ZM234 205L236 206L235 208H234ZM2 206V205H1ZM4 206V205H3ZM13 206V205H12ZM27 206V205H26ZM25 206V207H26ZM30 206V207H31ZM52 206V205H51ZM59 206H61V205H59ZM62 206H64V205H62ZM61 206V207H62ZM139 206V205H138ZM137 206V207H138ZM140 206V208H142ZM145 206V207H146ZM173 207H174V204L172 205ZM227 206V207H226ZM6 207V206H5ZM8 207V206H7ZM21 207V206H20ZM38 207V206H37ZM41 207V206H40ZM57 207V206H56ZM164 207V208H163ZM186 207V208H185ZM10 208H11V206H10ZM16 208V207H15ZM28 208V207H27ZM36 208V207H35ZM107 208V207H106ZM133 208V207H132ZM144 208V207H143ZM148 208V207H147ZM175 208V207H174ZM173 208V209H174ZM175 208V209H176ZM179 208V209H180ZM225 208L227 209V210H225ZM240 209L241 208V210H243L242 212L245 214H243V217H242V219H241V217H240V219H241V221L242 222H238V224L237 225H239V226H241L240 224H242L243 225V223H245V222H243V221H246V225H244V226H242V227H239V226H237L236 225V222H235V220L237 219V217H235V218H233V214H234V212H232L233 210H235V209ZM6 209H8V208H6ZM13 209V208H12ZM23 209V208H22ZM58 209V208H57ZM134 209V208H133ZM155 209V210H156ZM160 209V210H161ZM173 209L172 210H170L169 209V211H170V213L173 215V217H174V212H175V209H174V211H173ZM220 209V211H218V212H220V215L218 214V216H217V214L216 213H218V212H216L217 210H219ZM236 209V210H237ZM10 210V209H9ZM20 209H18L17 211H19ZM25 210V209H24ZM23 210V211H24ZM34 210V209H33ZM37 210V209H36ZM44 210V209H43ZM52 210V209H51ZM100 210H102V209H100ZM104 210V209H103ZM107 210V209H106ZM142 210V209H141ZM147 210V209H146ZM153 210H154V208L152 209V212H151V214L152 213H154V215H156V211L154 210V212H153ZM4 211V210H3ZM11 211V210H10ZM27 211H28V209H27ZM30 211V210H29ZM32 211V210H31ZM44 211H46V210H44ZM49 211V210H48ZM56 211V210H55ZM57 211H59V210H57ZM61 211V213H62V210H60ZM65 211H68V210H65ZM99 210H97V212H98ZM127 211V210H126ZM129 211V210H128ZM145 211V210H144ZM168 211V209H167V211H164V212H169ZM171 211H173V212H171ZM37 212V211H36ZM39 212H40V210H39ZM50 213H51V211H49ZM64 212V211H63ZM134 212H136V211H134ZM147 212V211H146ZM158 212H157V218L156 217H154V216H152V217H150L149 216V218H152V220L155 218V222H157L156 221V219L158 220ZM163 212V213H164ZM230 212V213H229ZM231 212H232V218L234 219V221H231L232 219H229V216L230 215H228V214H231ZM242 212H240V213H242ZM11 213V212H10ZM68 213V212H67ZM71 213V212H70ZM99 213V212H98ZM103 213V212H102ZM107 213V212H106ZM129 213V212H128ZM133 213V212H132ZM141 213V212H140ZM177 212H175V214H176ZM177 213V214H178ZM183 213V212H182ZM184 213H186V212H184ZM183 213V214H184ZM252 213H253V211H252ZM6 214V213H5ZM12 214V213H11ZM19 214V213H18ZM39 214V213H38ZM38 214H37V216H38ZM44 214V213H43ZM73 214V213H72ZM125 214V213H124ZM135 214V213H134ZM133 214V215H134ZM137 214H138V212H137ZM146 214H148V215H150V213H146ZM164 214H166V213H164ZM171 214H169L168 213V215H170L171 216ZM235 214H237V212L235 213ZM17 215V214H16ZM42 215V214H41ZM45 215H46V213H45ZM49 215V214H48ZM94 215V214H93ZM103 215V214H102ZM105 215V214H104ZM107 215V214H106ZM131 215V214H130ZM143 215H145V214H143ZM143 215H139V217H141V218H143ZM167 215V216H168ZM180 215H182L181 213L179 214V217H180ZM238 215V214H237ZM246 215L248 216V217H246ZM255 215V214H254ZM2 216V215H1ZM7 216V215H6ZM11 216V215H10ZM31 216V215H30ZM33 216V215H32ZM31 216V217H32ZM44 216V215H43ZM57 216V215H56ZM59 216V215H58ZM78 216H79V218H78ZM98 216V215H97ZM96 216V217H97ZM113 216V215H112ZM119 216V215H118ZM126 216V215H125ZM124 216V217H125ZM138 216V215H137ZM145 216H147V215H145ZM163 216L165 217V215H162V217H159V218H162L163 219ZM176 216V215H175ZM186 215L184 214V216L182 215L181 217H182V219H186V218H183V217H185ZM239 216V215H238ZM36 217V216H35ZM41 217V216H40ZM62 217V216H61ZM66 217V216H65ZM77 217V218H76ZM91 217H89V218H91ZM103 217V216H102ZM110 217V216H109ZM117 217V216H116ZM120 217V216H119ZM122 217V216H121ZM132 217V216H131ZM136 217V216H135ZM138 217V218H139ZM172 217V216H171ZM178 217V218H179ZM230 217V218H231ZM14 218V217H13ZM27 218V217H26ZM33 218H34V216H33ZM45 218H47V217H45ZM57 218V217H56ZM99 218V217H98ZM97 218V219H98ZM126 218H127V216H126ZM141 218H140V222H141ZM146 218V222H145V224H147L148 223V221H147V217H145ZM144 218V219H145ZM167 218V217H166ZM170 218V217H169ZM176 218V217H175ZM239 218V217H238ZM1 219H2V217H1ZM63 219V218H62ZM61 219V220H62ZM72 219V218H71ZM79 219V220H78ZM96 219V220H97ZM112 219H114V218H112ZM123 218H121V223L123 222L124 223V221H125V219H124V221L122 220ZM130 219V218H129ZM137 219V218H136ZM135 219V220H136ZM161 219V220H162ZM181 219V220H182ZM250 219V218H249ZM23 220V219H22ZM32 220V219H31ZM35 220V219H34ZM52 219H50V221H51ZM58 220H60L59 218L57 219V221ZM70 220V219H69ZM68 220V222H71V221H69ZM94 220V219H93ZM99 220V219H98ZM100 220H102V219H100ZM106 220H107V218H106ZM119 220V219H118ZM149 220V219H148ZM151 220V219H150ZM149 220V223L150 222H152V223H154V221H150ZM160 220V219H159ZM158 220V222L157 223H154V224H152V226H151V224L149 225H147V226H149L148 228H150V226L151 227H153V226H155V228H156V230L157 231H155V228L152 230L151 228L149 229V231L151 232V231H153L152 233H153V235L156 233V234H160V236L159 237H161V235H163V237H165L164 235L165 234H163V232L165 233V231H166V229H165V227L168 225V223H162V221H159ZM163 220H168V219H163ZM171 220V219H170ZM177 220V219H176ZM184 220H182V221H184ZM239 220V219H238ZM14 221V220H13ZM65 221V220H64ZM73 221H74V219H73ZM95 221V220H94ZM103 221V220H102ZM115 221V220H114ZM113 221V222H114ZM120 221V220H119ZM144 221V220H143ZM142 221V222H143ZM181 221V222H182ZM187 221L185 222H183V223H187ZM249 221V220H248ZM2 222V221H1ZM36 222H38V221H36ZM42 222V221H41ZM75 222V221H74ZM99 222V221H98ZM110 222H111V220H110ZM112 222V224H114ZM126 222V221H125ZM139 222V223H140ZM141 222V223H142ZM166 222V221H165ZM169 222V221H168ZM175 222V221H174ZM180 222V221H179ZM180 222V224H182ZM233 222H235V224L233 223ZM255 222V223H256ZM32 223V222H31ZM39 223V222H38ZM45 223H47L46 221H45ZM54 223H55V221H54ZM53 223V224H54ZM59 223H60V221H59ZM63 223V222H62ZM61 223V224H62ZM92 223H95V222H92ZM102 223V222H101ZM117 223V222H116ZM127 223H128V221H127ZM135 223V222H134ZM140 223V224H141ZM170 224H171V222H169ZM90 224V223H89ZM105 224V223H104ZM108 225H109V223H107ZM111 224V223H110ZM163 224H166L165 225V227H164V225ZM2 225V224H1ZM25 225V224H24ZM34 225V224H33ZM36 225H37V223H36ZM41 225V224H40ZM50 225V224H49ZM67 223H66V227H67ZM124 225H125V223H124ZM127 225V226H126ZM125 225V227H129V225H131V224H126ZM138 226H139V224H137ZM142 225V224H141ZM140 225V226H141ZM143 225H144V223H143ZM143 225L141 226V227H143ZM175 225V224H174ZM19 226V225H18ZM26 226V225H25ZM47 226V225H46ZM54 227H55V224L53 225ZM56 226H58V224H56ZM65 226V225H64ZM76 226H74V228H75V231H76ZM100 226V225H99ZM104 226V225H103ZM106 226V225H105ZM134 226H135V224H134ZM145 226V225H144ZM169 226V225H168ZM172 226V225H171ZM170 226V227H171ZM176 226V225H175ZM189 226V227H190ZM252 226L251 227H249V228H251L250 230L252 231ZM14 227V226H13ZM29 227V226H28ZM53 227V228H54ZM59 227V226H58ZM62 227V226H61ZM109 227V226H108ZM107 227V228H108ZM115 227V226H114ZM122 227V226H121ZM120 227V225H119V228H121ZM124 227V226H123ZM122 227V228H123ZM131 227V226H130ZM140 227V228H141ZM27 228V227H26ZM33 228H34V226H33ZM43 228V227H42ZM49 228V227H48ZM71 228V227H70ZM100 228V227H99ZM111 228V227H110ZM139 228V229H140ZM144 228V227H143ZM147 228V227H146ZM148 228H147V230H148ZM167 228H169V227H167ZM240 228V229H239ZM242 228V229H243ZM248 228V229H249ZM29 229V228H28ZM38 229V228H37ZM43 229H45V228H43ZM51 229H52V227H51ZM57 229H59V228H57ZM102 229V228H101ZM116 229V228H115ZM127 229L128 228H124V229H121V232H122V230H126V232H127ZM139 229H137V230H139ZM142 229V228H141ZM170 229V228H169ZM175 229V228H174ZM183 229V228H182ZM187 229V230H186ZM247 229V230H248ZM10 230V229H9ZM13 230V229H12ZM20 230V229H19ZM22 230V229H21ZM29 230H31V229H29ZM33 230H35V229H33ZM60 230H62V229H60ZM68 230V229H67ZM93 230H94V228H93ZM97 230V229H96ZM179 230H181V229H179ZM240 230V231H239ZM3 231V230H2ZM41 231H42V229H41ZM46 231V230H45ZM47 231H48V229H47ZM53 231V230H52ZM55 231V230H54ZM59 231V230H58ZM106 231H107V229H106ZM112 231H114V233H115V230H114V228L111 230V232ZM129 231V230H128ZM136 231V230H135ZM149 231H146V229L144 230H142V233H147V235H148V232ZM171 231V230H170ZM177 231H178V228H177ZM243 232L245 231L244 229L242 230ZM253 231V232H254ZM4 232V231H3ZM18 232V231H17ZM21 232V231H20ZM28 232H30V231H28ZM32 232V231H31ZM30 232V233H31ZM71 232V231H70ZM78 232H73V236H78L77 235V233ZM99 232H100V230H99ZM110 232V231H109ZM117 233L119 232L118 231V229H117V231H116ZM126 232H125V237H126ZM155 232V233H154ZM173 232V231H172ZM242 232V233H243ZM252 232V233H253ZM15 233V232H14ZM56 233V232H55ZM58 233V232H57ZM56 233V234H57ZM124 233V232H123ZM122 233V234H123ZM128 234H131V232L129 231V232H127ZM145 233V234H146ZM245 233V232H244ZM248 233V232H247ZM250 233V232H249ZM248 233V234H249ZM68 234V233H67ZM98 234V233H97ZM137 234V233H136ZM139 234V233H138ZM141 234V233H140ZM151 234V233H150ZM168 234V233H167ZM243 236V239L241 238V235ZM254 235H255V233H253ZM25 235V234H24ZM39 235V234H38ZM50 235V234H49ZM54 235V234H53ZM102 235V234H101ZM263 236H264V234H262ZM28 236V235H27ZM32 236H33V234H32ZM68 236V235H67ZM95 236V237H94ZM111 236V235H110ZM114 236H116L115 234H114ZM120 236V235H119ZM123 236V235H122ZM121 236V237H122ZM128 236V235H127ZM134 236H136L135 234H134ZM140 236V235H139ZM145 236V239H146V235H144ZM144 236H143V238H144ZM150 236V235H149ZM152 236V235H151ZM150 236V237H151ZM156 236V235H155ZM155 236H154V238H155ZM174 236H175V234H174ZM174 236H173V239H174ZM181 235H179V237H180ZM259 236V237H258ZM29 237V236H28ZM47 237V236H46ZM49 237V236H48ZM51 237V236H50ZM54 237H60L61 238V235L59 236L58 234L56 235V236H54ZM63 237H64V235H63ZM72 237V236H71ZM125 237H122L123 239H125ZM129 237V236H128ZM137 237V236H136ZM148 237V236H147ZM153 237V236H152ZM159 237H157L156 236V238H157V240H156V238H155V240H156V242L155 241H153L154 243H152L153 245H155V246H158L157 245V243L160 241V240H162V238L163 237H161L160 238V240L158 239ZM178 237V238H179ZM186 237H188V239H185ZM252 237H254L253 235H252ZM27 238V237H26ZM52 238V237H51ZM50 238V239H51ZM59 238V239H60ZM70 238V237H69ZM73 238V237H72ZM71 238V239H72ZM77 238V237H76ZM100 238V237H99ZM98 238V239H99ZM102 238V237H101ZM105 238V237H104ZM117 238H118V236H117ZM120 238V237H119ZM122 238H120L121 239V241H122ZM140 238H141V236H140ZM249 238V237H248ZM247 238V239H248ZM255 238V239H256ZM261 238H264V237H261ZM12 239V238H11ZM17 239V238H16ZM21 239V238H20ZM29 239H31V238H29ZM46 239V238H45ZM44 239V240H45ZM47 239H49V238H47ZM58 239V238H57ZM56 239V240H57ZM68 239V238H67ZM74 239V238H73ZM106 239V238H105ZM112 239V238H111ZM151 239V238H150ZM149 239V240H150ZM164 239V238H163ZM167 238H165L164 240H166ZM172 239V238H171ZM246 241H245V240ZM52 240H54V239H52ZM60 240H62V239H60ZM65 240V239H64ZM76 240V239H75ZM78 240V239H77ZM90 240V241H91ZM97 241V238H95L94 239V241ZM104 240V239H103ZM108 240V239H107ZM110 240V239H109ZM114 240L115 239H113V243H114ZM128 240H131V237H130V239H128ZM135 240V238H133V241ZM148 240V241H149ZM163 240V241H164ZM264 240V239H263ZM16 241V240H15ZM18 241V240H17ZM26 241V240H25ZM24 241V242H25ZM43 241V240H42ZM51 241V240H50ZM93 241V242H94ZM99 241V240H98ZM112 241V240H111ZM126 242H127V245H130V243L127 241V238H126V240H125ZM124 241V242H125ZM137 241V240H136ZM138 241H139V239H138ZM143 241H147V240H143ZM162 241V242H163ZM250 241H253L252 239L250 240ZM249 241V242H250ZM21 242V241H20ZM28 242H29V240H28ZM28 242H26V243H28ZM31 242V241H30ZM29 242V243H30ZM36 242V241H35ZM45 242V241H44ZM47 242V241H46ZM58 242V241H57ZM63 242V241H62ZM61 242V243H62ZM67 242V241H66ZM74 242V241H73ZM75 242H77V241H75ZM89 242V241H88ZM92 242V241H91ZM103 242V241H102ZM105 242H106V240H105ZM118 242H120L118 239H117V242H115V243H117L118 244ZM142 242V241H141ZM171 242V240L169 239V241L167 242V243H170ZM254 242H256V240L254 241ZM254 242H252V244H256V243H254ZM259 242V241H258ZM261 242V241H260ZM4 243V242H3ZM10 243H12L11 241H10ZM14 243V242H13ZM23 243V242H22ZM38 243V242H37ZM95 243H97V242H95ZM112 243V244H113ZM121 243V242H120ZM119 243V244H120ZM136 243V242H135ZM134 243V244H135ZM172 243V242H171ZM170 243V244H171ZM69 244V243H68ZM67 244V245H68ZM92 244V243H91ZM103 244H104V242H103ZM107 244V243H106ZM113 245V246H111V248L109 247V249L110 250H108V252H109V254H111V256L112 255H115L114 253L115 252H117V253H119L118 251H120V252H122L121 251V247L120 246H124V247H126L125 245H121V244H123V243H121L120 245L118 244V245ZM164 243H162V245H163ZM170 244H168V247H167V249L169 248V245ZM173 244V243H172ZM258 244V243H257ZM262 244H264L263 242H262ZM4 245V244H3ZM30 245V244H29ZM76 245V244H75ZM87 245V244H86ZM131 245H133V243H131ZM130 245V248H128V246H127V250H131L134 246H131ZM148 245V244H147ZM159 245H161V244H159ZM259 245V244H258ZM16 246V245H15ZM36 246V245H35ZM44 246V245H43ZM47 246H49V244L47 245ZM58 246V245H57ZM63 246H64V244H63ZM62 246V247H63ZM71 246V245H70ZM137 246V245H136ZM135 246V247H136ZM142 246V245H141ZM144 246V245H143ZM152 246V245H151ZM150 246V247H151ZM164 246H166V244L164 245ZM250 246H252L253 248H255L257 251L256 252H254L253 250H252V247H250ZM262 246V245H261ZM24 247H26V246H24ZM38 247V246H37ZM65 247H66V244H65ZM72 247V246H71ZM78 247V246H77ZM100 247H102V246H100ZM123 247V249L125 250V248ZM133 248V249H136L137 250V248ZM163 247V246H162ZM19 248V247H18ZM23 248V247H22ZM21 248V249H22ZM44 248V247H43ZM47 248V247H46ZM51 248V247H50ZM64 248V247H63ZM70 248V247H69ZM79 248V247H78ZM84 248V247H83ZM91 248H92V245H91ZM118 248H120L119 250H118ZM141 248V247H140ZM139 248V249H140ZM154 248H156V247H154ZM160 248V247H159ZM163 248H166V247H163ZM260 248V247H259ZM262 248V247H261ZM261 248L259 249V250H261ZM2 249V248H1ZM35 249V248H34ZM56 249V248H55ZM65 249V248H64ZM98 249V248H97ZM113 251H112V250ZM122 249V250H123ZM132 249V250H133ZM145 249V248H144ZM143 249V250H144ZM158 249V248H157ZM156 249V250H157ZM264 249V248H263ZM27 250V249H26ZM33 250V249H32ZM36 250V249H35ZM47 250V249H46ZM51 250H53V249H51ZM58 250V249H57ZM56 250V251H57ZM68 250V249H67ZM74 250V249H73ZM91 250V249H90ZM146 250V249H145ZM151 250H152V248H151ZM161 250V249H160ZM169 250V249H168ZM167 250V251H168ZM38 251H40V250H38ZM45 251V250H44ZM55 251V250H54ZM60 251V250H59ZM71 251V250H70ZM76 251V250H75ZM95 251V250H94ZM105 251V250H104ZM138 251V250H137ZM153 251H154V249H153ZM162 251V250H161ZM160 251V252H161ZM165 251V250H164ZM185 251V252H184ZM34 252V251H33ZM32 252V253H33ZM61 252V251H60ZM64 252V251H63ZM67 251H65V253H66ZM106 252V251H105ZM105 252H103V253H105ZM114 252V253H113ZM128 252V251H127ZM184 252V253H183ZM49 253H50V251H49ZM55 253V252H54ZM76 253V252H75ZM74 253V254H75ZM100 253V252H99ZM98 253V254H99ZM131 253V252H130ZM129 253V254H130ZM140 253V252H139ZM141 253H143L142 251H141ZM149 253V252H148ZM169 253V252H168ZM262 253V254H261ZM8 254V253H7ZM40 254V253H39ZM48 254V253H47ZM69 254V253H68ZM80 254V253H79ZM82 254V253H81ZM94 254V253H93ZM92 254V255H93ZM101 254V253H100ZM99 254V255H100ZM105 254H107V253H105ZM124 254V253H123ZM126 254V253H125ZM125 254H124V256H125ZM128 254V253H127ZM126 254V255H127ZM132 254L134 255L135 253H133V251H132ZM131 254V255H132ZM147 254V253H146ZM151 254V253H150ZM154 254H155V252H154ZM160 254V253H159ZM15 255V254H14ZM32 255V254H31ZM36 255V254H35ZM58 255V254H57ZM61 255V254H60ZM71 255H72V252H71ZM103 255V254H102ZM101 255V256H102ZM121 255V254H120ZM132 255V256H133ZM138 255V254H137ZM145 255V254H144ZM172 255V254H171ZM180 255V256H179ZM255 255V256H254ZM18 256V255H17ZM27 256H28V254H27ZM26 256V257H27ZM47 256V255H46ZM80 256V255H79ZM78 256V257H79ZM86 256V255H85ZM88 256V255H87ZM97 256V255H96ZM119 256V255H118ZM122 256V255H121ZM142 255H140V257H141ZM152 256V255H151ZM176 256H175V258H176ZM184 256H181V257H184ZM7 257V256H6ZM9 257V256H8ZM11 257V256H10ZM61 257V256H60ZM67 257H68V255H67ZM82 257V256H81ZM99 257V256H98ZM115 257V256H114ZM114 257H112V258H114ZM126 257V256H125ZM130 257V256H129ZM135 257V256H134ZM144 257V256H143ZM142 257V258H143ZM146 257H147V255H146ZM145 257V258H146ZM166 257V256H165ZM164 257V258H165ZM33 258H34V256H33ZM50 258V257H49ZM62 258V257H61ZM73 258V257H72ZM105 258V257H104ZM139 258V257H138ZM138 258H136V259H138ZM166 258H168V257H166ZM165 258V259H166ZM174 258V257H173ZM259 258V257H258ZM22 259V258H21ZM40 259V258H39ZM42 259V258H41ZM74 259V258H73ZM86 259V258H85ZM92 259H93V256H92ZM103 259V258H102ZM101 259V260H102ZM111 259V258H110ZM115 259V258H114ZM144 259V258H143ZM147 259H149V258H147ZM171 259V258H170ZM183 258H181L180 260H178V261H181ZM45 260H47V259H45ZM70 260V259H69ZM68 260V261H69ZM82 260V259H81ZM91 260V259H90ZM122 260H124V259H122ZM140 260V259H139ZM259 260L261 261V264H262V260H261V257L259 258ZM259 260H257L258 262H259ZM29 261V260H28ZM32 261V260H31ZM59 261V260H58ZM58 261H57V263L56 264H58ZM62 261V260H61ZM113 261V260H112ZM128 261V260H127ZM130 261V260H129ZM138 261V260H137ZM144 261V260H143ZM167 261V260H166ZM169 262H170V260H168ZM183 261V264H185V262ZM3 262V261H2ZM36 262V261H35ZM47 262V261H46ZM89 262V261H88ZM87 262V263H88ZM102 262V261H101ZM146 262V261H145ZM149 262V261H148ZM161 262V261H160ZM159 262V263H160ZM163 262V261H162ZM182 262V261H181ZM264 262V261H263ZM21 263V262H20ZM50 263V262H49ZM54 263H55V261H54ZM86 263V264H87ZM100 263V262H99ZM127 263V262H126ZM132 263V262H131ZM139 264H140V262H138ZM147 263V262H146ZM172 263H174V261L172 262ZM178 263V262H177ZM180 263V262H179ZM260 263V262H259ZM258 263V264H259ZM29 264V263H28ZM32 264V263H31ZM37 264V263H36ZM39 264V263H38ZM41 264V263H40ZM46 264V263H45ZM70 264V263H69ZM97 264V263H96ZM106 264H108V263H106ZM109 264H110V262H109ZM114 264V263H113ZM134 264V263H133ZM155 264V263H154ZM162 264V263H161Z\"/></svg>",
	"mask_w": 264,
	"mask_h": 264
}]
</instances>
